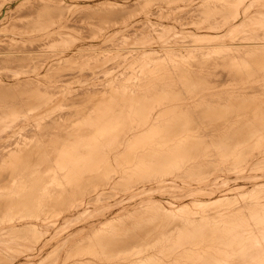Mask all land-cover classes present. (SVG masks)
<instances>
[{
	"label": "rangeland",
	"instance_id": "obj_1",
	"mask_svg": "<svg viewBox=\"0 0 264 264\" xmlns=\"http://www.w3.org/2000/svg\"><path fill=\"white\" fill-rule=\"evenodd\" d=\"M8 1V2H7ZM11 1H15V0H11ZM10 0H0V9L1 10H3V8L4 7H6V6H8V5H12L11 6V9H13L12 10V12H9V11H6V13L8 14V12L11 14L12 13V15H8L7 17H6V19L2 22V24H0V26H2V29L4 30L5 28L7 29V30H9L10 31V29H11V31H13V29L14 28H17L16 30L14 29V32L15 33H18V34H20L21 33V31L20 30H23L25 27L26 28H28L29 27V29H34V30H36V29H39V27H40V29H42L41 27L44 25V26H49V29H56L55 30V32L53 31L52 33H50L49 35H47V37H45L44 39L43 38H38V40L36 39V40H31V41H29V40H24V41H12V40H10L6 35H5V33L6 34H8L7 32H2V33H0L1 34V36H0V59L2 58L3 59V61H0V121L1 120H4V121H2L0 124H1V126H0V139L2 140H0V156L3 154H6V152H8V150H10L9 151V153H7L6 155H4V157H3V155L1 156V157H3L4 159H6V157L5 156H8L7 158H9V155L10 156H12L13 154L12 153H10V152H12L13 150L15 151V153H14V155H13V157L15 156V154L18 156V151H19V149L21 150V152L23 151L22 149H24L25 148V146H27L28 144H30V143H34V144H36L34 141H37L39 138H41L40 140H43V139H45V140H43V141H45L44 142V144H43V141H41L42 142V144H37V145H41V148H43L44 149V151H45V149H47V146H49L48 147V149L50 150V146L51 145H49L48 143H50V144H52V150H50V153H48L49 152V150L47 151V153L49 154V156H48V154L46 153H44L45 155H46V157H49V158H52V160L50 159L49 160V158H48V161L49 162H51L50 164H49V167H51V168H48V165H47V162L45 163L46 165H47V168L49 169H47L46 168V165H43V170L41 171V172H43L42 174H44L46 177L47 176H49L50 174H51V176L52 175H54V176H50V178L49 177H47L48 179H49V181H45V189H46V194H47V196L46 197H49L48 199L45 197L43 200H44V202L42 201V203H45L44 204V206H45V209H44V211H46V210H49V208H50V210L49 211H47L46 213H52L50 216H53L54 215V217H49V214H45V212L43 211H41L42 212V214H45V215H42L41 214V212L39 213V215H41V216H39V217H35V220L33 219L34 217H28V216H24V215H19L18 213H16L14 210H12V209H14L13 207H14V205L13 206H8L7 208H6V210L7 211H4V213H2V215L1 216H3L2 217V221L0 222V234L2 233V234H4V235H0V264H36V262H38V261H41L40 262V264H67V261L68 260H66L65 261V257L66 256H71L72 254V256H73V258H74V256H75V251H76V257L74 258V259H76V261L75 260H73V258H72V256H71V258H67V259H69V260H71L72 261V263L73 264H76L78 261H79V263L80 262H82V263H85V264H87V262H89V261H84V259H86V260H90V262L88 263V264H92L91 262V260L92 259H94L93 260V263H95V264H98V260L99 259H101V263H100V260H99V264H110L112 261H114V260H116L115 261V263L114 264H121V262H122V264H127L128 263V261H129V263L128 264H141V263H138V262H142V260H144L143 262L146 264V259L148 258V256H149V254H148V252H151V250H152V253H154L153 252V250L154 251H156L157 249L159 250H157L156 252H158V254H160V252L162 251V255H160V257H163L164 256V258H162V263L161 264H171V262H170V260L172 261L173 259H174V261H172V264H175L176 263V261H178L177 263L179 264L180 262L179 261H182V262H185V260H188V261H186L188 264H195V263H197V264H200V263H202V264H207V261H211V262H213L212 264H217V263H215V262H218V261H220V260H218L217 261V259H221V261L218 263V264H224V262H223V260L225 261V259H223L224 258V255H227L228 254V256L230 257H228L227 256V259H226V261H230L229 259H231V257H232V255H236L234 252H230L229 251V253L227 252V253H225V251H227V249H228V245H229V243H227L225 240H227V241H229L228 239L230 238V241L232 240V239H234V237L236 236H238L239 234H241V235H239L238 237H237V239H240V250H241V254H242V250L244 249V252H245V250H246V246H248L250 243L249 242H251V240H252V242L251 243H253V241L255 242L256 240V243H259V245L257 244V247L259 248L258 249V251L255 253V254H257L256 256H255V254L253 255V257L256 259V257L257 258H259L260 257V259L261 260H264V249H262V248H264V241L263 240H261V238L260 237H262V239L264 238V216L262 215V214H264V160L262 159V158H264V148L263 149H261L260 147L262 146V144H261V142H264V125H261V128L263 129H261V128H259L258 127V129L257 130H259V132L258 131H256V133L255 132H253V134L255 133L256 135H257V137L259 136V137H261L260 138V140H259V143L261 144V146H260V144H258V146H257V143H253L255 146H253L252 147V145L253 144H251V150L250 149H248L250 152L251 151H254V152H252V153H254L253 155L254 156H252V157H250L251 155H252V153H248V156H249V154H250V156L249 157H247V155L245 154L246 153V151H244V150H247V148L249 147L250 148V146H247V144L249 143V142H247L246 141V143H245V141H243V143H244V145H245V147H246V149L245 148H240L241 150V154L243 153V152H245L244 153V155H243V157L241 156V154L240 153H238L239 155H240V157H242V159L246 156V158L245 159H247V158H249V162L251 163V164H253L252 166H250L251 164H248L247 162H248V160H246L245 162L248 164V168L246 167V169H245V167H244V165L246 164H244L243 166H242V164L244 163V160H242L240 157H239V155L238 154H236L235 155V158H237V159H239L240 158V161L242 160L243 161V163H242V161L241 162H239V160H235V158H230L229 159V162H228V164H227V166H229V164H231L230 162H232L233 164H234V166H235V169H236V171H235V169H234V167H232V168H229V167H227V166H225L224 164H226L227 162H225V161H227V157H225L226 159H224L223 158V161L225 162L222 166H220L221 168L219 169V167H218V171H216L217 172V174L215 173V171H213L214 173H212V171L211 170H213V169H207L208 171H207V174H208V177H212V179L210 178V180L211 181H213L214 180V178H216L215 179V181H213V182H211L210 180H209V182H207L208 181V177H207V174H206V176H203V175H200V176H195L196 178H193L192 179V177L190 176V177H188L189 178V180H188V178L186 177V176H183V178L184 177H186L187 179L186 180H188V182H190L191 180L190 179H192L193 181V183L192 182H190V183H188L186 180H185V178H184V180L187 182H185L184 180L182 181V176H175V175H173L172 173V175L170 174V173H168V174H163L162 175V177L161 176H159V177H157L156 179H153V180H155V181H152V182H156L154 185H153V183L151 182V184H152V186H151V184H149L148 183V181L149 180H151L150 178H149V180L147 181L146 179V181H144V173H146L145 172V167H144V165H142V162H143V164L145 163L144 162V160L145 159H147L148 158V155H150V152H152L153 151V149L151 150V151H149V152H147L146 153V151H147V149L148 150H150L151 148H148L149 146H153L154 145V140H156L155 141V144H156V142H157V137L158 136H160V135H158L157 137H155V135H157V134H162V131H160V129L162 128V126H164V125H162V123H161V121H160V118L161 117H163V118H161V120H162V122L164 121V123H165V120L167 121L168 120V122H171V120L170 119H172V122L173 121H175L174 120V118H170L169 119V117H168V115H166L165 117L167 118H165L164 119V115L163 116H158V115H162V114H155L154 116H156V117H158V121H160V122H158V121H156V124L154 123V122H150L151 120L153 121V119L154 118H156V117H154V116H152L151 115V117L153 118V119H149V121L147 122H145V124L147 125H145V124H142V123H144V122H142L141 123V121H139V120H137L136 118H132V117H130L129 118V120L127 121V124L128 125H126L127 127H128V129H130L131 127H130V124H131V126H134V127H132L130 130H128L127 129V127L125 128V129H123L122 128V130H120L119 132L118 131H116V134L117 133H120L119 135L121 136H118V134H117V136L119 137H117L116 136V134H114L115 136V142H113L114 140L113 139H109V135H107L108 136V139H107V136L106 135H104V134H102V133H104L103 131V129H100V130H95V129H93V131L94 132H92V130H91V134L90 133H88L89 131H86L87 132V135L88 134H90V135H92L91 137H90V135H88V137H86L87 135L86 134H84V138H82L81 137V139L80 140H84V141H88L87 139H89L90 140V142H92V140L91 139H93V141H94V138H93V133H94V135L96 134V132H98L97 134V136H94L95 137V139H96V141L95 142H97L99 139L98 138H100L101 140V142H102V140L104 139V137H105V139H104V141H103V143L105 142H107V140L109 141V142H107L106 144H102L101 142V146L100 147H98V148H101V152H100V149L98 150V157L100 156V158L102 159V160H100L99 162L100 163H98L97 162V165L99 164L100 166H101V164H105V163H107V166L109 165V164H114L113 166H115V164H119L120 162L122 163H120L121 164V166H123V167H125V169L123 168V170H122V168L120 169V164H119V168H117L118 167V165H117V167L115 166V168H116V172H114L115 171V169L113 170V166H111V167H106L105 165V167L106 168H104V166L102 165L101 167H103L101 170L102 171H100V172H102V173H100L99 174V170L100 169H98L100 166L98 165V167L96 168L95 167V169H98V170H95V169H93L92 168V170H95V171H93V172H95L99 177H97V175H94L95 173H93L92 172V170H90V171H88L89 172V174L87 173V171H85V173L84 172H82L83 174L79 177V179H77L76 181H78V182H76V181H74V179L72 180L71 179V181H70V179L66 176V172L70 169V168H72V165L73 164H75V162L76 161H78V160H80L78 163L80 164V163H83L84 161H85V159L87 158V157H89V155H86V152H87V154H88V152H89V149H88V151H87V149L85 150L84 149V153H82L84 156L82 157V154H81V156H78V160L76 159L75 160V162H73L71 165L70 164H63L62 162L63 161H61V160H59L58 159V157H57V154H60L61 155V151H62V149L66 146V147H68V143H66L65 144V142H63V141H60V140H55V134L57 133V132H61V130H62V134H59L60 136V138H62L61 137V135L62 136H65V134L64 133H69V132H71L73 129L72 128H74L75 126H76V124L77 123H79V122H82V121H86V119L89 117V119H92L91 118V116L92 117H94V118H96L95 117V114L97 115V113L96 112H98V105H99V101L100 100H97L96 98V102L94 101H92V104H91V102L90 101H86L85 99H83L84 98V94H86V93H84L83 94V92L85 91V88L86 89H88L89 90V88H94L93 90H89V91H87V92H90L91 94L90 95H93V94H96L97 93V95H102L103 93H102V91H104V90H106V91H108L109 90V87L112 89V86H114V85H117V84H119L120 85V87L118 88L119 90H124L125 92L123 93L124 94V97H125V93H126V91L128 92H132V93H134L135 91H139V89L140 90H143L142 88H143V85L144 84H142L143 82L144 83H146L145 85L147 86V85H150V83H152L151 85H153V83H155V82H157L158 81V83L157 84H159L158 86H157V84H154L156 87H162L163 85H165L164 83H168V80H171V82L170 83H168V84H171L172 83V85H170V87H164L163 88V93L165 94V92H167V90L166 89H168V88H171L172 89V87H174L175 88V86H176V89L177 88H180L179 86H181V85H178V84H175L176 83V81H178L179 79H183L184 78V76L186 77V75L184 74L185 72H190V70L194 73H192V75H194L193 77L195 78V76H196V79H198L199 78V76H198V74L199 75H204V76H207V74H208V76H207V78H210V77H212V78H215L216 76V78H218V80L215 78V79H211L210 81H209V83H211V81L213 82L212 84H213V86L216 88V86H217V88L219 89V91L217 90L216 92H215V90L216 89H214V87L212 88V84H211V88L209 89V90H207L208 88L205 86H203V88H201L202 89V93H201V91L199 92V90H201L199 87L200 86H198V85H201V84H199V82H196V84H198L197 86H195L196 84H194V88L195 87H197V88H199L198 89V91L196 92V90H195V94H193V96L191 95V93H190V98H191V100H188V99H190V98H187V96H188V94H186V99L189 101V103H188V101H186V99L185 98H183L184 99V101H182V98L179 100V99H175L174 100V102L176 101H180V104H179V102H177L178 103V105H179V107H184V106H187V105H195L197 102H200V100L202 99L201 97L202 96H208V98L209 97H212L213 98V96L215 95V94H219L218 92H223V91H225V90H223V89H226L227 87H228V90L230 89L231 90V88L236 84V82H237V86L235 85V87H233L232 89H234V91H235V89H236V91H238V88L240 87L241 89H239L240 90V93H242L241 91L243 90V93H245V94H252V88H254V87H258V88H255V91H256V89L258 90H260V88L262 87L263 88V84H264V82H263V76H262V83H260V82H258V81H255V83L256 84H254V81H252L251 79H253L252 77H254V76H252L253 75V73H254V69L258 72V70H257V67L258 66H256L254 63H255V59L256 60H261L260 59V55H261V58H262V60L264 59L263 57H264V4H263V1L262 0H259V1H257V0H244V2H242L243 0H221V1H219V0H201L202 2L201 3H199L198 5H197V3H196V5H191L190 6V2H188L187 0H148V1H146V3L145 2H143V1H141L140 2V0L138 1V0H116V2L115 3H105L104 2V0H95L96 2L94 3L95 4V6L93 5V3H80V4H74L73 2H74V0H62V2L60 1V0H31L30 2H28V4L27 5H25V6H23V7H15V5H14V2H11ZM54 1V2H53ZM82 1V0H81ZM103 1V2H102ZM123 1H126V2H121ZM149 1H151V2H149ZM166 3H164V2ZM178 1H180V2H178ZM208 1H210V2H208ZM219 1V2H218ZM225 1H227V2H225ZM239 1V2H238ZM240 1L242 2L241 4H240ZM257 1V2H256ZM6 2V3H5ZM46 2V3H45ZM72 2V3H71ZM119 2V3H118ZM136 2H138V3H136ZM149 2V6L147 5V3ZM171 2V3H170ZM178 3V4H176V3ZM204 2H206L205 4H204ZM211 2H213V3H211ZM225 2V3H224ZM231 2H233L234 4H231ZM262 2V3H261ZM11 3H13V4H11ZM34 3V4H33ZM50 3V4H49ZM57 3H60V4H57ZM97 3V4H96ZM139 3H141V5L143 6V8L141 7V5L139 4ZM145 3V4H144ZM151 3V4H150ZM170 3V4H169ZM181 3V4H180ZM252 3V4H251ZM255 3V4H254ZM258 3V4H257ZM48 4V5H47ZM62 4V5H61ZM64 4V5H63ZM65 4H67V5H65ZM70 4V5H69ZM87 4V5H86ZM92 4V5H91ZM100 4V5H99ZM111 4V5H110ZM128 4H130V5H128ZM133 4V5H132ZM165 4V5H164ZM170 6H169V5ZM203 4V5H202ZM209 6H208V5ZM212 4V5H211ZM214 4V5H213ZM226 4H227V6H226ZM240 4V5H239ZM243 4V5H242ZM245 4V5H244ZM250 4V5H249ZM263 4V5H262ZM43 5H45V6H43ZM50 5V6H49ZM54 5V6H53ZM79 5V6H78ZM84 5V6H83ZM106 5V6H105ZM109 5V6H108ZM113 5V6H112ZM126 5V6H125ZM135 5V6H134ZM139 5H140V7H139ZM144 5H146V6H144ZM156 5V6H155ZM161 5H163V6H161ZM175 5V6H174ZM189 5V6H188ZM199 5H200V7H199ZM211 5V6H210ZM219 5V6H218ZM28 6V7H27ZM52 6V7H51ZM59 6V7H58ZM108 6V7H107ZM138 6V7H137ZM152 6V7H151ZM154 6V7H153ZM159 8H158V7ZM174 6V7H173ZM194 6V7H193ZM239 6H242V7H239ZM38 7V8H37ZM40 7V8H39ZM46 7V8H45ZM62 7V8H61ZM69 7V8H68ZM89 7V8H88ZM92 7V8H91ZM94 7V8H93ZM135 7V8H134ZM137 7V8H136ZM168 7V8H167ZM171 7V8H170ZM176 7V8H175ZM185 7V8H184ZM191 7H192V9H191ZM198 7V8H197ZM222 7H223V9H222ZM225 7H227V8H225ZM234 8V10H233V8ZM236 7V8H235ZM16 8H17V10H16ZM23 8V9H22ZM62 10H61V9ZM74 8V9H73ZM118 8V9H117ZM143 9V11H142V9ZM146 8V9H145ZM148 8H149V10H148ZM165 8V9H164ZM178 8V9H177ZM180 8H181V10H180ZM187 8V9H186ZM189 8V9H188ZM197 8V9H196ZM210 8V9H209ZM215 8V9H214ZM220 8V9H219ZM230 10H229V9ZM239 8V9H238ZM36 9V10H35ZM65 9V10H64ZM97 10L98 11V13L95 11V10ZM104 9V11H102ZM114 10V12H112L111 10ZM137 9V10H136ZM139 9H141V11L139 10ZM159 9V10H158ZM164 9V10H163ZM172 9V10H171ZM184 9V10H183ZM199 9V10H198ZM202 9V10H201ZM205 9L207 10V11H205ZM218 9V10H217ZM232 9V10H231ZM19 10V11H18ZM44 10H45V13H43L44 12ZM56 10H58V11H56ZM67 10V11H66ZM69 10H70V12H69ZM89 10V11H88ZM120 10V11H119ZM136 12H135V11ZM166 10V11H165ZM190 10V11H189ZM198 10V11H197ZM208 10H210V11H208ZM238 12H236V11ZM22 11V12H21ZM30 11V12H29ZM35 11V12H34ZM49 11V12H48ZM52 11V12H51ZM92 11V12H91ZM116 11V12H115ZM124 11V12H123ZM139 11V12H138ZM157 11V12H156ZM172 11V12H171ZM176 11V12H175ZM182 11V12H181ZM187 11H188V13H187ZM204 13H203V12ZM213 11V12H212ZM220 11V12H219ZM228 11V12H227ZM232 11L234 12V13H232ZM241 11V12H240ZM257 11V12H256ZM261 11V13H259ZM14 12V13H13ZM29 12V13H28ZM42 12V14H41V16L39 17L38 15H40V13ZM96 12V13H95ZM108 12H109V14H108ZM120 12V13H119ZM159 12V13H158ZM164 12V13H163ZM165 12H167V13H169L168 15H167V13H165ZM174 12V13H173ZM186 12V13H185ZM192 12V13H191ZM197 12H198V14H197ZM201 12L205 15V17H204V15L203 14H201ZM215 12H216V15H214L215 14ZM217 12L219 13V14H217ZM236 12V13H235ZM256 12V13H255ZM24 13V14H23ZM52 13V14H51ZM63 15H62V14ZM73 13V14H72ZM83 13V14H82ZM85 13V14H84ZM135 14V13H140L139 14V16H138V14H135L136 16H134V15H131V14ZM142 13V14H141ZM146 13V14H145ZM153 13V14H152ZM163 13V14H162ZM199 13H200V15H199ZM209 14V16H208V14ZM241 13V14H240ZM248 13V14H247ZM259 14V15H257L256 16V14ZM17 14V15H16ZM25 14H26V16H25ZM29 14V15H28ZM45 14H46V16H45ZM48 14V15H47ZM58 14V15H57ZM89 14H90V16H89ZM95 14H97V15H95ZM106 14V15H105ZM115 14H117V16L115 15ZM128 14V15H127ZM178 14V15H177ZM212 14V15H211ZM227 14V15H226ZM229 14V15H228ZM234 14V15H233ZM236 14V15H235ZM243 14H245V15H243ZM20 15H22L21 17H20ZM30 15H33V17L32 16H30ZM88 15V16H87ZM110 17H109V16ZM141 15H143V17L141 16ZM146 16V18H145V16ZM150 15V16H149ZM174 15V16H173ZM177 15V16H176ZM199 15V16H198ZM218 15V16H217ZM231 15V16H230ZM247 15V16H246ZM38 16V17H37ZM46 17V18H44V17ZM64 16H65V18H64ZM82 16V17H81ZM98 16V17H97ZM100 16V17H99ZM101 16H103V17H101ZM107 16V17H106ZM120 16V17H119ZM130 16V17H129ZM133 16V17H132ZM138 16V17H137ZM155 16V17H154ZM159 16V17H158ZM162 16V17H161ZM167 16V17H166ZM169 16H171V17H169ZM173 16V17H172ZM206 16H208V17H206ZM212 16H214V17H212ZM244 16H246L245 18H244ZM12 17V18H11ZM15 17V18H14ZM19 17V18H18ZM27 17V18H26ZM88 17V18H87ZM122 17V18H121ZM216 17H221L220 19L218 18H216ZM223 17V18H222ZM225 17V18H224ZM232 17V18H231ZM233 17H235V18H233ZM237 17V18H236ZM238 17H239V19H238ZM29 18V19H28ZM34 18V19H33ZM52 18H54V19H52ZM76 18V19H75ZM89 18H91V19H89ZM108 18V19H107ZM113 18H114V20H113ZM133 18H134V21H132L133 20ZM137 18V19H136ZM147 18H148V20H147ZM150 18V19H149ZM173 18V19H172ZM195 18H197L196 20H194ZM209 18V19H208ZM230 18V19H229ZM70 19V20H69ZM93 19H94V21H93ZM129 19V20H128ZM130 19H132L131 21V23H129L130 22ZM178 19V20H177ZM218 20V22H217V20ZM228 19H229V21H228ZM232 19H234L233 21H231ZM237 19H238V21H237ZM30 20V21H29ZM48 20V21H47ZM55 20V21H54ZM83 22H82V21ZM86 20V21H85ZM88 20V21H87ZM104 20V21H103ZM114 22H113V21ZM126 20H128V21H126ZM138 22V23H136V21ZM196 22H194V21ZM213 20V21H212ZM223 20V21H222ZM224 20H227V21H224ZM240 20H242L241 22H240ZM245 20V21H244ZM67 21V22H66ZM71 21V22H70ZM77 21V22H76ZM82 23H81V22ZM90 21V22H89ZM99 22V24H98V22ZM106 21H107V23H106ZM144 21V22H143ZM152 21V22H151ZM174 21H175V23H174ZM198 21V22H197ZM216 21V22H215ZM239 22V23H237V22ZM13 22H14V24H13ZM19 22V23H18ZM22 22V23H21ZM24 22V23H23ZM33 22V23H32ZM51 22V23H50ZM69 22V23H68ZM101 22V23H100ZM103 22V23H102ZM109 22V23H108ZM110 22H111V24H110ZM127 22H128V26H126V27H124V25L125 24H127ZM133 22H135L134 24H133ZM141 22V23H140ZM172 22V23H171ZM187 22H188V24H187ZM199 22H201L200 24H199ZM202 22H205L204 24L202 23ZM210 22V23H209ZM221 22V23H220ZM222 22L224 23V25L222 24ZM225 22H227L226 24H225ZM229 22H232V24L230 23L229 24ZM245 22H247V23H244ZM29 23V24H28ZM66 23V24H65ZM123 23V24H122ZM143 23V24H142ZM145 23H146V25H145ZM190 23H191V25H190ZM193 23V24H192ZM207 23V24H206ZM236 23V24H235ZM242 23V24H241ZM10 24V25H9ZM21 24V25H20ZM26 24V25H25ZM43 24V25H42ZM70 24V25H69ZM75 24V25H74ZM95 24H97V25H95ZM105 24H107V25H105ZM109 24V25H108ZM148 24V25H147ZM152 24V25H151ZM153 24H155V25H157V26H153ZM196 24V25H195ZM214 24V25H213ZM218 24L219 25H221V27L219 26L218 27ZM238 24V25H237ZM6 25V26H5ZM14 25V26H13ZM81 25V26H80ZM83 25V26H82ZM131 25V26H130ZM137 25V26H136ZM145 25V26H144ZM190 25V26H189ZM199 25V26H198ZM209 25V26H208ZM227 25V27L228 26H230L231 27V29H230V27L229 28H224V26H226ZM234 25V26H233ZM244 25V26H243ZM5 26V27H4ZM9 26V27H8ZM21 26V27H20ZM22 26H24V27H22ZM56 26H58V27H56ZM87 26H88V28H87ZM96 26V27H95ZM110 26H111V28H110ZM122 26H123V28H122ZM191 26H193V27H191ZM31 27V28H30ZM76 27V28H75ZM120 27L122 28V29H120ZM157 27H159L158 29H157ZM162 27V28H161ZM199 27V28H198ZM206 27H208V28H206ZM211 27H214L215 28V30H214V28H211ZM216 27H217V30H216ZM1 28V27H0ZM21 28V29H20ZM23 28V29H22ZM25 28V29H26ZM36 28V29H35ZM69 28V29H68ZM99 28V29H98ZM147 28V29H146ZM164 28V29H163ZM165 28H166V30H165ZM175 28V29H174ZM186 28V29H185ZM202 28V29H201ZM205 28V29H204ZM220 28H222L221 29V31H220ZM24 29V30H25ZM27 30V33H26V31H25V33H24V30L22 31V33H24L25 35H30V34H32V32H33V30L31 29V31L30 30ZM51 29V30H52ZM104 30V31H101V30ZM107 29V30H106ZM116 29V30H115ZM119 29V30H118ZM144 31H143V30ZM149 29V30H148ZM152 29V30H151ZM162 29L164 30V31H162ZM223 29H225V31L223 30ZM76 30V31H75ZM98 30V31H97ZM121 30V31H120ZM157 30V31H156ZM159 30V31H158ZM172 30H174V31H172ZM185 30V31H184ZM203 30V31H202ZM212 30H214V32L212 31ZM67 31V32H66ZM68 31L70 32V33H68ZM73 31V32H72ZM79 32V34H78V32ZM97 31V32H96ZM111 31H114V33L113 32H111ZM119 31V32H118ZM131 31V32H130ZM207 31V32H206ZM216 31H220V35H219V33L217 34L216 33ZM71 32H72V34L73 33H75V36L74 35H72L71 34ZM82 32V34H80ZM85 32V33H84ZM87 32H88V34H87ZM107 32V33H106ZM136 32V33H135ZM167 32H168V34H167ZM194 34H193V33ZM210 32H212V33H210ZM223 32V33H222ZM224 32H226V33H224ZM246 32V33H245ZM55 33V34H54ZM68 33V34H67ZM92 33V35H90V34ZM101 33V34H100ZM106 33V34H105ZM111 33V34H110ZM128 35H127V34ZM141 33V34H140ZM147 33V34H146ZM174 33H177V34H174ZM206 33H208V34H206ZM214 33V34H213ZM222 33V34H221ZM229 33V34H228ZM247 33H249V34H247ZM53 34V35H52ZM60 34V35H59ZM62 34V35H61ZM71 34V35H70ZM84 34V35H83ZM98 34V35H97ZM156 34V35H155ZM158 34V35H157ZM211 34V35H210ZM235 34V35H234ZM246 34V35H245ZM88 35V36H87ZM90 35V36H89ZM96 35V36H95ZM108 35H109V37H108ZM115 35H117L116 37H115ZM152 35H153V37H152ZM177 37H176V36ZM191 35V36H190ZM197 35V36H196ZM217 35V36H216ZM231 35V36H230ZM252 35V36H251ZM70 36V37H69ZM71 36H73L72 38H71ZM137 38H136V37ZM141 36V37H140ZM143 36H146V37H143ZM164 36V37H163ZM181 36V37H180ZM211 36H213V37H211ZM228 36H229V38H228ZM246 36V37H245ZM263 36V37H262ZM51 37V38H50ZM65 37V38H64ZM78 37H80V38H78ZM83 37V38H82ZM112 37V38H111ZM128 37V38H127ZM133 37V38H132ZM152 37V38H151ZM161 37V38H160ZM186 37H187V39H186ZM227 37V38H226ZM255 37V38H254ZM257 37V38H256ZM57 38V39H56ZM67 38V39H66ZM69 38H71V40H73V41H71ZM77 38V39H76ZM82 38V39H81ZM88 38H91V39H88ZM103 38V39H102ZM123 38V39H122ZM140 38V39H139ZM223 38V39H222ZM254 38V39H253ZM262 38V39H261ZM43 39V40H42ZM47 39V40H46ZM52 39V40H51ZM94 39V40H93ZM136 39V40H135ZM147 39V40H146ZM154 39V40H153ZM162 39H163V41H162ZM248 39V40H247ZM40 40V41H39ZM51 40V41H50ZM69 40V41H68ZM76 40L78 41V42H76ZM83 42H82V41ZM90 40V41H89ZM151 40V41H150ZM153 40V41H152ZM178 40V41H177ZM191 40H192V42H191ZM221 40V41H220ZM250 40H253V41H250ZM28 41V42H27ZM54 41H56V43L54 42ZM60 41V42H59ZM63 41V42H62ZM131 41V42H130ZM158 41H160V42H158ZM224 41V42H223ZM245 41V42H244ZM257 41V42H256ZM5 42V43H4ZM9 42V43H8ZM21 43V44H19V43ZM24 42V43H23ZM30 42V43H29ZM35 42V43H34ZM40 42V43H39ZM88 42V43H87ZM139 42V43H138ZM189 42V43H188ZM242 42V43H241ZM261 42V43H260ZM4 43V44H3ZM46 43V44H45ZM50 43V44H49ZM60 43V44H59ZM124 45H123V44ZM126 43V44H125ZM168 43V44H167ZM170 43V44H169ZM175 43V44H174ZM220 43V44H219ZM230 43V44H229ZM237 43V44H236ZM254 43V44H253ZM256 43V44H255ZM8 44V45H7ZM28 45V47L26 46V45ZM36 44V45H35ZM42 44H43V46H42ZM48 44L50 45V46H48ZM54 44V45H53ZM77 44V45H76ZM82 44V45H81ZM90 44V45H89ZM100 44V45H99ZM109 44V45H108ZM115 44V45H114ZM135 44V45H134ZM153 44V45H152ZM11 45V46H10ZM20 45V46H19ZM30 45V46H29ZM40 45V46H39ZM47 45V46H46ZM51 45H52V47H51ZM78 45H79V48H78V50L76 49V47H78ZM81 45V46H80ZM95 45V46H94ZM114 45V46H113ZM132 45H134V46H132ZM167 45V46H166ZM190 45V46H189ZM198 45V46H197ZM233 45V46H232ZM255 45V46H254ZM60 46V47H59ZM63 46V47H62ZM75 46V47H74ZM97 46V47H96ZM115 46H117V48H115ZM136 46V47H135ZM150 46V47H149ZM159 46H161V47H159ZM193 46H195V47H193ZM201 46H204V48L203 47H201ZM210 46V47H209ZM219 46V47H218ZM223 46V47H222ZM251 46V47H250ZM20 47V48H19ZM22 47V48H21ZM35 47V48H34ZM41 47H43V48H41ZM70 47V48H69ZM93 49V51H92V49ZM104 47V48H103ZM166 49H165V48ZM215 47H217L216 48V50H215ZM233 47V48H232ZM239 48V49H237V48ZM7 48H9V49H7ZM112 48V49H111ZM120 48V50L123 52H121L120 50L119 51H116V49L118 50ZM122 48V49H121ZM168 48H170V49H168ZM173 48V49H172ZM193 48V49H192ZM196 50H195V49ZM223 48H224V52H223ZM255 50H254V49ZM44 49V50H43ZM74 49V50H73ZM86 49V50H85ZM124 49V50H123ZM127 49H129V50H127ZM183 49V50H182ZM186 49V50H185ZM199 49V50H198ZM207 49V50H206ZM210 49H211V51H210ZM213 49V50H212ZM222 49V50H221ZM226 49V50H225ZM230 49V50H229ZM236 49V51H234ZM243 49V50H242ZM248 49H250V51L248 50ZM254 51H253V50ZM257 49V50H256ZM18 50V51H17ZM21 50V51H20ZM25 50H27V51H25ZM49 50H51L50 52H49ZM65 50H67V51H65ZM91 50V51H90ZM96 52H95V51ZM113 50V51H112ZM156 50V51H155ZM172 50V51H171ZM177 50H179V51H177ZM188 50V51H187ZM233 50V51H232ZM262 50V51H261ZM47 51V52H46ZM62 51V52H61ZM85 51V55L83 54V52ZM98 51H99V53H98ZM108 51V52H107ZM114 52V53H112V52ZM183 51V52H182ZM186 51V52H185ZM190 51V52H189ZM205 53H204V52ZM219 51V52H218ZM257 51V52H256ZM259 51V52H258ZM30 52H32L33 53V55H32V53H30ZM37 52H39V54L40 55H38V53ZM41 52V53H40ZM42 52H43V54H42ZM64 52V53H63ZM74 52V53H73ZM77 52L79 53V55H77ZM90 52V53H89ZM103 52H104V54H103ZM107 52V54H105ZM117 52H119V53H117ZM126 52V53H125ZM132 54H131V53ZM134 52L135 53H137L136 55L134 54ZM139 52V53H138ZM178 52V53H177ZM179 52H181V54H179ZM208 52V53H207ZM210 52V53H209ZM218 52V53H217ZM221 52H223L224 54H225V56L221 53ZM236 52V53H235ZM242 52H244L243 54H242ZM261 52V53H260ZM10 53V54H9ZM12 53L14 54V55H12ZM18 53H20V55L18 54ZM21 53H25V54H27V53H29V54H27V60H30V62H28L27 60H26V62H25V60L24 61H22V60H20L19 61V57L21 56ZM34 53H36V55H38V56H34ZM49 53H51V54H49ZM63 53V54H62ZM80 53H82V55L80 54ZM96 53V54H95ZM112 55H111V54ZM154 53V54H153ZM164 53H166L165 55H164ZM173 53V55H171ZM174 53H175V55H174ZM184 53V54H183ZM188 54V56H187V54ZM204 53V54H203ZM207 53V54H206ZM212 53V54H211ZM215 53H216V55H215ZM230 53V54H229ZM241 53V54H240ZM254 55H253V54ZM7 54V55H6ZM46 54V55H45ZM68 54V55H67ZM69 54H71V55H69ZM73 54H75V55H73ZM92 55V56H90V55ZM109 54H110V57H109ZM120 54H123L122 56L120 55ZM129 54V55H128ZM142 54V55H141ZM147 54H149V55H147ZM153 54V55H152ZM162 56H161V55ZM186 54V55H185ZM195 54V55H194ZM209 54V55H208ZM229 55V56H227V55ZM239 54H240V56H241V58H243V59H239ZM19 55V56H18ZM29 55H31V56H29ZM41 55H44V56H41ZM62 55V56H61ZM89 57H88V56ZM107 55V56H106ZM114 55V56H113ZM126 55V56H125ZM129 57H128V56ZM131 55V56H130ZM135 55V56H134ZM156 55V56H155ZM180 55V56H179ZM205 55H207V56H205ZM211 55V56H210ZM219 55V56H218ZM235 55L236 57H233V56ZM238 55V56H237ZM247 55V56H246ZM250 55V56H249ZM6 56H8V57H6ZM15 56V57H14ZM55 56V57H54ZM61 56V57H60ZM65 58H64V57ZM74 56V57H73ZM79 56H83L82 57V59H81V57H79ZM86 57V59H85V57ZM102 56H104L103 58H102ZM106 56V57H105ZM112 56V57H111ZM118 58H117V57ZM119 56H120V61H118L119 60ZM127 57V58H125V57ZM134 56V57H133ZM143 56V57H142ZM153 56V57H152ZM166 56V57H165ZM168 56H170V57H168ZM174 56V57H173ZM197 58H196V57ZM199 56V57H198ZM204 58H203V57ZM217 58H216V57ZM220 56H223V58L222 57H220ZM254 56V57H253ZM3 57H5V58H3ZM11 57V58H10ZM17 58V59H15V61H14V58ZM30 57V58H29ZM41 57V58H40ZM52 57H53V59H52ZM63 57V58H62ZM68 59H67V58ZM70 57V58H69ZM96 59H98L99 61H100V59H103V60H101L100 61V64H99V62L97 61V60H95V58ZM114 57V60L113 59H110V58H113ZM118 59H116V58ZM132 57H133V59H132ZM145 57H147L145 60L143 59V58H145ZM150 57V58H149ZM163 57V58H162ZM164 57H165V59H164ZM177 57H178V59L179 58H181V59H177ZM184 57V58H183ZM194 57V58H193ZM229 57V58H228ZM233 57V58H232ZM248 57V58H247ZM32 58V59H31ZM51 58V59H50ZM71 58H73V59H71ZM91 58V59H90ZM100 58V59H99ZM107 58V59H106ZM108 58H109V60H108ZM131 60H130V59ZM139 58H140V60H139ZM193 59V61H192V59ZM204 60H203V59ZM208 60H207V59ZM210 58V59H209ZM226 60H228V59H230V60H228V61H226ZM237 58V59H236ZM1 59V60H2ZM9 59V60H8ZM13 59V60H12ZM34 59V60H33ZM37 59V60H36ZM74 59L77 61H75V62H71V61H74ZM106 59V60H105ZM123 59V60H122ZM142 59V60H141ZM159 59V60H158ZM166 59H167V61H166ZM174 59V60H173ZM177 59V60H176ZM189 61H188V60ZM191 59V60H190ZM195 59V60H194ZM200 59V60H199ZM205 59H206V61H205ZM219 59V60H218ZM223 59V60H222ZM233 59V60H232ZM236 59V60H235ZM239 59V60H238ZM33 60V61H32ZM44 60V62H42ZM59 60V61H58ZM69 60V61H68ZM90 60V61H89ZM91 60H92V63H90L91 62ZM128 62H127V61ZM137 60V61H136ZM169 60V61H168ZM176 63H174L173 61ZM184 60V61H183ZM221 60V61H220ZM243 60V63L246 61H249V64L251 65V66H249L246 62H245V64L244 65H248V73H247V71H246V69H247V67H246V69H245V71H244V69H243V71H244V73H243V71H242V69H241V67H242V63H241V65H240V61H242ZM17 61V62H16ZM35 61V62H34ZM47 61V62H46ZM50 61V62H49ZM84 61V62H83ZM102 61H103V65L101 64L102 63ZM107 61L109 62V63H107ZM112 61V62H111ZM133 61V62H132ZM139 64H137L136 62ZM139 61H141L140 63H139ZM160 63H159V62ZM170 61L171 62H173L172 64L170 63ZM212 61V62H211ZM218 61V62H217ZM222 61H226V62H222ZM2 62V63H1ZM24 62V63H23ZM59 62V63H58ZM78 62H80V63H78ZM111 62V63H110ZM130 62V64L132 65H130L129 64V67H127L128 65H127V63H129ZM177 62L179 63V65L177 64ZM194 63V62H197V63H194V64H191V65H193V67L192 66H190V63ZM207 62H209V63H207ZM217 62V63H216ZM222 62V63H221ZM228 62H229V64H228ZM230 62H232V63H230ZM252 62H253V64H252ZM9 63V64H8ZM20 63H21V65H20ZM37 63V64H36ZM50 63H51V65H50ZM69 63V64H68ZM73 63V64H72ZM76 63V64H75ZM82 63H83V65H82ZM84 63H86V64H84ZM106 63V64H105ZM119 63V64H118ZM155 63H156V65H155ZM164 63V64H163ZM182 63V64H181ZM207 63V64H206ZM216 63V64H215ZM4 64V65H3ZM42 65V67H41V65ZM64 64V65H63ZM68 64V65H67ZM76 66H75V65ZM79 64V65H78ZM81 64V65H80ZM92 64V65H91ZM99 66H98V65ZM142 64V65H141ZM165 64H168V65H165ZM174 64V65H173ZM180 64H181V66H180ZM201 64H202V66H204L203 68L204 69H202V66H201ZM220 66V65H222V67H219L218 65ZM232 66H231V65ZM239 64V65H238ZM5 65H6V67H5ZM23 65V66H22ZM27 66V68H26V66ZM48 65V66H47ZM52 65H54L53 67H51ZM88 65V66H87ZM95 65V66H94ZM102 65V66H101ZM110 65V66H109ZM122 65V66H121ZM165 65V66H164ZM183 65V66H182ZM195 65H196V67H195ZM243 65V66H244ZM34 66V67H33ZM65 66V67H64ZM69 66V67H68ZM85 66H87V67H85ZM97 66V67H96ZM115 66V67H114ZM119 66V67H118ZM121 66V67H120ZM130 66H131V68H130ZM145 66V67H144ZM154 66V67H153ZM163 66V67H162ZM173 66V67H172ZM175 66V67H174ZM178 68H177V67ZM182 68V70L180 69V67ZM188 66V67H187ZM210 66V67H209ZM216 66V67H215ZM237 68V70H239V69H241L240 71H236L237 72V75L235 74V72H233V71H235L236 69H235V67ZM241 66V67H240ZM44 67V68H43ZM47 67H49V68H47ZM107 67H109L108 69H107ZM137 69H136V68ZM140 67V68H139ZM142 67V68H141ZM152 67V68H151ZM156 67V68H155ZM159 67H161V68H159ZM208 68L209 69V73H207V71H208V69L206 70V68ZM212 67H214V69L212 68ZM225 67H226V69H225ZM231 67H232V69H231ZM240 67V68H239ZM1 68H2V70H1ZM12 68V69H11ZM18 68V69H17ZM25 68L27 69L26 71H25ZM29 68V69H28ZM52 70H51V69ZM62 68V69H61ZM70 68V69H69ZM98 68H100L99 70H98ZM103 68V69H102ZM161 69V70H159V69ZM170 68V69H169ZM172 68H174L173 70H171ZM177 68V71L178 72H176V74H174V77L172 76V75H169V73L171 74V71H176L175 69ZM210 68H212L214 71L216 70V69H218L219 70V72H218V70H217V72L219 73L218 75L217 74H215L216 73V71H215V73H214V71H212L216 76H210V75H212V74H210L211 73V71L210 70H212V69H210ZM221 68H223V69H225V71L227 70V72L229 71V68H230V71L231 72H228L229 73V75L230 74H233V75H231V76H229L228 75V73L225 75V73L226 72H224V71H220V70H222ZM243 68V67H242ZM254 68V69H253ZM6 69V70H5ZM16 69H17V71H16ZM22 69H24V72H23V70ZM46 69V70H45ZM47 69H48V71H47ZM50 69V70H49ZM81 69V70H80ZM85 69V70H84ZM95 69H97V71L95 70ZM105 69V70H104ZM109 69H110V71H109ZM127 69V70H126ZM135 69V70H134ZM149 69H151L150 70V72H147V71H149ZM153 69H155V70H153ZM157 69V70H156ZM163 69L165 70V71H163ZM166 69H168V72H167V70ZM181 70L183 73L182 74H184V76L183 77H181V71H179V70ZM197 69V70H196ZM200 69H202L200 72L202 73V72H204V70L206 71L205 73H206V75H205V73H202V74H200V73H198V71L200 70ZM11 70V71H10ZM28 70H29V72H28ZM61 70V71H60ZM64 70V71H63ZM68 71V74H67V71ZM74 72H72V71ZM132 70V71H131ZM145 70V71H144ZM187 70V71H186ZM189 70V71H188ZM4 71V72H3ZM6 71H8V72H6ZM46 71V72H45ZM51 71H53V72H51ZM76 71V72H75ZM91 71H92V73H91ZM100 71L102 72V73H100ZM136 71H139V72H136ZM142 71H143V74H142ZM152 71V72H151ZM153 71H157L156 73L155 72H153ZM196 71H197V73H196ZM256 71H255V73H256ZM15 72H16V75H15ZM58 72V73H57ZM64 74H63V73ZM66 72V73H65ZM81 72H82V74L83 75H81ZM86 72V73H85ZM89 72V73H88ZM95 72V73H94ZM97 72V73H96ZM99 72V73H98ZM125 72V73H124ZM129 72V73H128ZM136 72V73H135ZM162 72V73H161ZM164 72H167L168 73V76H169V78H168V76H167V73H165V74H163ZM174 72H172V73H174ZM221 72H224V74L223 73H221ZM239 72V73H238ZM250 72H251V76L249 77V81H247L248 83H250L251 81L253 82V84H249L250 86H252V87H250L249 85H248V87H250L251 88V90H249V88H247V87H245V85H244V87H243V84H246L245 82H242V80H240V82L241 83H243V84H240V82L239 81H236V78L238 79V77H239V74L240 73H243V75H245V73H247V74H250ZM25 73V74H24ZM27 73V74H26ZM46 73V74H45ZM56 73V74H55ZM85 73V74H84ZM145 73V74H144ZM149 73V74H148ZM155 74V75H153V74ZM195 73L197 74V75H195ZM220 73L222 74V75H220ZM259 73V72H258ZM22 74V75H21ZM43 74V75H42ZM71 74V75H70ZM74 76H73V75ZM91 74V75H90ZM101 74V75H100ZM113 74V75H112ZM129 76H128V75ZM162 74H163V76H162ZM187 74V73H186ZM189 74V73H188ZM191 74V73H190ZM189 74V75H190ZM12 75H13V77L14 78H12ZM29 75V76H28ZM47 75V76H46ZM51 75V76H50ZM61 75H62V77H61ZM64 75V76H63ZM86 75H87V77H86ZM92 75H94V76H92ZM99 75V76H98ZM107 75H109V77L107 76ZM135 75H137V76H135ZM144 75V76H143ZM152 75H153V77H152ZM161 75V76H160ZM166 75V79H167V81H165L166 79H165V76ZM179 75V77H177ZM188 75V76H189ZM192 75H190V77H192ZM224 75V76H223ZM237 76L236 78H235V76ZM241 75V74H240ZM257 75H258V77L260 76V74H257L256 73V77L254 78V79H256L257 78ZM262 75V74H261ZM264 75V74H263ZM18 76V77H17ZM24 76V77H23ZM31 76V77H30ZM33 76V77H32ZM36 76V77H35ZM53 76V77H52ZM57 76V77H56ZM61 78H59V77ZM102 76V77H101ZM132 76H134V77H132ZM139 76V77H138ZM145 76H146V78L149 80V84H148V80H146L145 79ZM157 76L159 77V78H157ZM173 77L174 79V81L172 80V78L171 77ZM187 76V77H188ZM210 76V77H209ZM220 76V77H219ZM229 76V77H228ZM242 76V75H241ZM11 77V78H10ZM15 77H17V78H15ZM23 77V78H22ZM36 79H35V78ZM44 77V78H43ZM48 77V78H47ZM73 77H75V78H73ZM78 77V78H77ZM81 77H83V78H81ZM86 77V78H85ZM93 79H92V78ZM98 77V78H97ZM99 77H101V78H99ZM117 77V78H116ZM130 77V78H129ZM137 77H138V79H137ZM142 77V78H141ZM152 77V78H151ZM157 78V80H156V78ZM161 77H163V78H161ZM176 77V78H175ZM192 77V78H193ZM198 77V78H197ZM201 77V76H200ZM19 78V79H18ZM33 78V79H32ZM39 78V79H38ZM42 78V79H41ZM54 78V79H53ZM89 80H88V79ZM109 78V79H108ZM115 78V79H114ZM120 78V79H119ZM152 79L153 81L151 82V80L150 79ZM153 78H155V79H153ZM160 78H161V80H162V82H163V85H161V80H160ZM202 78H203V76H202ZM219 78H221V79H223V80H221V79H219ZM9 79H10V81H9ZM11 79H12V81H11ZM15 79V80H14ZM22 79V80H21ZM25 79V80H24ZM26 79H27V83H29V84H26ZM29 79V80H28ZM63 79V80H62ZM66 79H67V81H66ZM70 79V80H69ZM73 79V80H72ZM82 79V80H81ZM98 79V80H97ZM101 79H102V81H101ZM112 79V80H111ZM133 79V80H132ZM140 79V80H139ZM143 79H145L146 80V82H145V80H143ZM159 79V80H158ZM165 79V80H164ZM176 79H178V80H176ZM200 79V78H199ZM231 79V80H230ZM253 79V80H254ZM21 80V81H20ZM31 80V81H30ZM35 80V81H34ZM44 80H45V82H44ZM47 80V81H46ZM59 81V83H58V81ZM105 80H107L106 82H105ZM156 80V81H155ZM180 80V81H181ZM217 81V82H219L218 84L215 82V84H217L216 86L214 85V81ZM227 80V81H226ZM235 80V81H234ZM251 80V81H250ZM18 81V82H17ZM23 81H25L24 83H22ZM56 81V82H55ZM70 81V82H69ZM73 81V82H72ZM98 81V82H97ZM119 81H121L122 83H120ZM140 81H141V83H140ZM160 81V82H159ZM180 81H178V83L180 82ZM222 82V84H220L221 82ZM232 83H231V82ZM11 82V83H10ZM36 82H37V84H36ZM46 82H47V84H46ZM50 84H49V83ZM69 82V83H68ZM72 82V83H71ZM93 82V83H92ZM104 82V83H103ZM113 82H114V85H113ZM117 84H116V83ZM174 82V83H173ZM224 82V83H223ZM226 82V83H225ZM230 84H228V83ZM234 82H235V84H234ZM8 83V84H7ZM14 83H16V84H14ZM18 83V84H17ZM35 83V84H34ZM71 83V84H70ZM99 83V84H98ZM102 83V84H101ZM105 83L107 84V85H105ZM136 83V84H135ZM167 83H166V85L165 86H167ZM181 83V82H180ZM209 83H208V85H209ZM258 83H260L259 84V86L260 85H262L261 87H259V86H257V84ZM13 84H14V86H13ZM20 84V85H19ZM22 84V85H21ZM43 86H42V85ZM58 84V85H57ZM77 84V85H76ZM82 86H80V85ZM91 84V85H90ZM112 86H111V85ZM123 84V86H121ZM125 84V85H124ZM126 84H128V85H126ZM139 84H141L140 86H139ZM173 84L175 85V86H173ZM226 84H228L229 86H225ZM231 84H232V86H231ZM3 85H5V86H3ZM18 85V86H17ZM24 85V86H23ZM27 85H28V88H30L31 87V91H29V92H39L40 90H44V91H46L48 94H52V95H54L52 98L53 99H51V103L52 104H54V102H55V104L54 105H52V104H50V102H48L49 104H45V105H41V106H36V105H34L36 108H34L33 107V104H32V107H33V109H31L32 107H31V102L29 101V103H28V101H27V99L29 100V97H28V93H27V96H24V95H26L25 94V92H27V91H23V90H25V89H27L26 87H27ZM32 85V86H31ZM54 85V86H53ZM74 85V86H73ZM89 85V86H88ZM103 85V86H102ZM118 85V86H119ZM131 85H132V88H131ZM137 85L139 86V87H137ZM154 85L152 86V87H154ZM207 85V86H208ZM222 85H223V88H222ZM239 85V86H238ZM22 86V87H21ZM33 86H35V87H33ZM40 86V87H39ZM49 86V87H48ZM78 86V87H77ZM87 86V87H86ZM108 86V87H107ZM124 86H125V88H124ZM130 86V87H129ZM146 86H144V87H146ZM169 86V85H168ZM220 86V87H219ZM247 86V85H246ZM11 87H14V88H11ZM19 87V88H18ZM54 87V88H53ZM62 87V88H61ZM82 89H81V88ZM104 87H106V88H104ZM123 87V88H122ZM127 87H129V88H127ZM141 87V88H140ZM148 88L150 87V86H147ZM159 87V89L158 90H160V91H158L159 93H161L162 92V90H161V88ZM237 87V88H236ZM242 87H243V89H242ZM2 88V89H1ZM3 88H5V89H7L9 92L10 91H12L13 89H15V90H13L12 92L13 93H9L7 90H6V93H7V95H9L8 96V99H7V97H6V93H5V89H3ZM16 88H18V89H16ZM25 88V89H24ZM46 88V89H45ZM60 88V89H59ZM65 88H67V89H65L66 90V92H64V94L66 93V95H68L67 96V98H66V95H64L63 93H61V92H63L64 91V89ZM72 88V89H71ZM75 88V89H74ZM80 88V89H79ZM97 89V91H96V89ZM103 88V89H102ZM122 88V89H121ZM132 90H131V89ZM133 88H134V90H133ZM145 89L144 88V90H149V89ZM166 88V89H165ZM207 88V89H206ZM244 88H246V90L244 89ZM261 88V90H264V88L262 89ZM9 89H12V90H9ZM23 89V90H22ZM36 89V90H35ZM38 89V90H37ZM50 89V90H49ZM55 91H54V90ZM68 89H69V91H68ZM108 89V90H107ZM110 89V90H111ZM137 89V90H136ZM208 91V93H204L205 91ZM212 89V90H211ZM221 89V90H220ZM1 90H3L2 91V93H1ZM42 90V91H43ZM49 90V91H48ZM78 90V91H77ZM81 90H83L82 92H81ZM102 90V91H101ZM122 90V91H123ZM143 90V91H144ZM178 90V89H177ZM188 89H186V91H187ZM245 90V91H244ZM248 90V91H247ZM254 90V89H253ZM258 90V91H259ZM18 91V92H17ZM44 91L42 92V93H44ZM76 91H77V93L78 92H80V93H78V96L80 95L81 96V94H83L82 95V97H80V98H78V96L77 95H75L76 94ZM98 91H100V92H98ZM134 91V92H133ZM169 91H171V90H169L168 89V92ZM204 91V92H203ZM206 91V92H207ZM210 91V92H209ZM212 91H214V92H212ZM226 91H227V89H226ZM225 91V92H226ZM250 91V92H249ZM19 92H21V94L19 93ZM23 92H24V95H23ZM45 92V93H46ZM50 92V93H49ZM53 92H54V94H53ZM60 94H59V93ZM68 92H72L71 94L70 93H68ZM96 92V93H95ZM149 92H151V91H149ZM185 92V91H184ZM212 92V93H211ZM228 92V91H227ZM231 92H233L232 90H231ZM99 93V94H98ZM107 93V92H106ZM131 93V94H132ZM189 93V92H188ZM199 95H201V97L199 96V98L200 99H197L198 98V94ZM201 93V94H200ZM213 94V95H210V94ZM215 93V94H214ZM254 93H256V92H254ZM3 94V96H1ZM17 94V95H16ZM20 94V95H19ZM58 94L59 95H64V100H63V102L61 103V104H63V105H61L62 106V108L60 109V107H59V105H57V104H59V99L58 98H60L59 96H58ZM130 94V93H129ZM207 94V95H206ZM209 94V95H208ZM11 95V96H10ZM19 95V96H18ZM23 95V96H22ZM56 95L58 96V98H57V100H56ZM69 95H71V96H69ZM96 95V96H97ZM126 95H127V93H126ZM194 95H196L197 97H195L194 98ZM21 96H22V98H21ZM72 96H73V98H77V99H72ZM95 96V97H96ZM121 96H122V94H121ZM9 97H10V99H9ZM15 97H17V98H15ZM18 97H20V98H18ZM71 98L72 100H75V101H73V102H75L76 103V105H75V103L73 104V102L71 101V99H69V98ZM99 96H97V98H98ZM101 97V96H100ZM189 97V96H188ZM205 97V98H206ZM264 97V96H263ZM262 96L261 97H258V98H256V99H254L255 101H253L254 103H249V104H246L245 105V109L243 110V111H241L240 112V114L241 115H245V116H250V115H253V114H251L252 113V110L251 109H248V107L249 106H251L252 105V107H253V109L256 111L259 107V109L258 110H260V111H258V112H262V113H264V98H263ZM11 98H14V99H11ZM24 98H25V100L27 101V103L28 104H30V105H28L26 102H24L25 100H24ZM27 98V99H26ZM193 98V99H192ZM204 98V97H203ZM207 98V99H208ZM15 99H18V100H15ZM55 99V100H54ZM66 99V100H65ZM79 99H80V101L82 100V102L84 103H86V102H88L87 104L88 105H86L85 103H84V105L83 104H81V105H79L80 103H82V102H80L79 101ZM99 99V98H98ZM8 100V101H7ZM19 100L24 104L23 106V108L21 107L22 106V103L20 102V103H18L19 102ZM69 102H68V101ZM77 100V101H76ZM93 100V99H92ZM196 100V101H195ZM210 100V99H209ZM207 101L206 103H212V100H210V101ZM3 101V102H2ZM5 101V102H4ZM12 101H14V102H12ZM18 101V102H17ZM67 101V102H66ZM80 102V103H78L77 104V102ZM2 102V103H1ZM11 102H12V104H11ZM56 102H57V104H56ZM72 102V103H71ZM168 102L170 103V102H173L172 100H168L167 102H165V104H168ZM174 102H173V104H174ZM184 102H186L185 104H184ZM190 102H191V104H190ZM256 102V103H255ZM68 104V106H67V104ZM96 103L98 104V105H96ZM177 103H175L174 105L175 106H178L177 105ZM183 103V104H182ZM193 103V104H192ZM17 106H16V105ZM18 104H19V106L21 107L20 109L18 108V109H16V110H18L19 112L18 113H15L14 115L16 116V114H17V116L19 117H14L13 115H10L11 113H9V115H8V112L7 111H4V110H8L7 109V107H9V106H11V107H9V109H11L12 110V106H13V109H15V108H17V107H19L18 106ZM21 104V105H20ZM26 104H27V106H26ZM66 104V105H65ZM69 104L71 105V106H69ZM89 104L92 106H89ZM210 104H208V105H210ZM5 105V106H4ZM9 105V106H8ZM50 105V106H49ZM75 105V106H74ZM78 105H79V107H78ZM93 105H95V106H93ZM102 105V104H101ZM249 105V106H248ZM257 105V106H256ZM2 106V107H1ZM3 106H4V108H3ZM15 106V107H14ZM45 106H47V107H49L48 108V110L49 109H53V111L51 110V111H49L48 112V110L46 111V109L45 108H43V107H45ZM51 106H53V108H50ZM76 106L78 107V108H76ZM164 106V105H163ZM211 106V105H210ZM46 107V108H47ZM55 107H57V108H55ZM59 107V108H58ZM74 108V110H78L77 112L75 111V113H77L76 115L78 116V118L81 120V121H79L78 120V118H76L77 116H75V113H73L74 111H73V108ZM87 107V108H86ZM97 107V108H96ZM25 108V109H24ZM30 108V109H29ZM44 109L43 111L44 112H42V115H41V110H38V109ZM68 108V109H67ZM92 108H94L93 110H95V111H92ZM130 108V107H129ZM128 108V109H129ZM257 108V109H256ZM263 108V109H262ZM23 109L25 110V112L23 111ZM26 109H28V110H26ZM35 109H36V111H35ZM72 109V110H71ZM81 109H83V110H81ZM90 111V114H89V112L87 111ZM20 110H22V111H20ZM29 110H32V112L31 111H29ZM34 110V111H33ZM56 110V113L58 114V115H56L55 114V111ZM59 110V111H58ZM63 110V111H62ZM67 110V111H66ZM81 110V112H79ZM29 111V112H28ZM46 111V112H45ZM65 111V112H64ZM153 111V110H152ZM23 113V114H21V113ZM35 112V113H34ZM48 112V113H47ZM54 113V115H53V113ZM60 112V113H59ZM82 112H83V115L85 116V115H88V116H85L86 118H84L83 117V115H82ZM94 112H95V114H94ZM257 112V111H256ZM20 113V114H19ZM24 113L26 114L25 116H31L30 114H34L33 115V117L31 116V118H32V120L30 119V121L31 122H29V119H28V121L26 120L27 118H28V116L26 117V118H24ZM28 113V114H27ZM39 113V114H38ZM46 113H47V115H46ZM85 113V114H84ZM87 113V114H86ZM92 113H93V115H92ZM157 113H159V112H157ZM262 113H260V114H262ZM37 114H38V116H37ZM46 115V116H44V115ZM59 114H61V118H60V115ZM65 114V115H64ZM66 114H67V116H66ZM74 114V115H73ZM173 114V113H172ZM21 115H23L22 117H21ZM35 115H36V117H35ZM50 115H52V117L54 118H56L55 119V121H54V119L53 118H50V119H48L49 118V116ZM58 116V122H56L57 121V117L56 116ZM174 115L175 116H173V115H169L170 117L172 116V117H176V114L174 113ZM240 115V121L241 122H244L243 120L244 119H246V117H244L243 118V116H241ZM6 116H12V121L14 120V119H16V120H18V121H13L14 123L12 124V122H10L9 120H11V117H9L10 119H7V117ZM46 117L47 119H45L44 117ZM73 116V117H72ZM74 116H75V118L78 120V122L76 121V119H74ZM5 117V118H4ZM20 117H21V119L22 120H24V122L20 119ZM36 118V120H35V118ZM37 117H38V120H37ZM150 117V116H149ZM2 118V119H1ZM4 118V119H3ZM34 118V119H33ZM43 118V120H41ZM64 118H66V119H64ZM132 118V119H131ZM243 120H242V119ZM39 119H40V121H39ZM60 119H62L61 121H60ZM68 119L70 120V122L69 123H72V125L70 124V126H69V123L67 122L68 121ZM134 119V120H133ZM164 119V120H163ZM7 120H8V122L9 123H7ZM36 122H35V121ZM63 120L65 121V122H63ZM72 120V121H71ZM88 120V119H87ZM136 120V121H135ZM247 120V119H246ZM20 121V122H19ZM42 121V122H41ZM48 121V122H47ZM133 121V123L135 124V122H136V124L135 125H133V123H131V122ZM135 121V122H134ZM139 121V122H138ZM210 121V120H209ZM263 121H264V118H263ZM7 124H9V125H7ZM26 122H29V123H27L28 125H26L25 126V124H26ZM34 122V123H33ZM52 123H55V125L51 128L52 129V131H51V129H49L50 127H51V124ZM59 122H61V124L59 123ZM109 123H110V121H108ZM112 122V121H111ZM130 122V123H129ZM206 122H208V120H206ZM3 123V124H2ZM7 125V126H9L10 127V129H8L9 127H7L5 124ZM17 123V124H16ZM23 123V124H22ZM39 123V124H38ZM49 124V125H47V127H46V124ZM56 123L57 124H59V125H61V127L60 126H57L56 125ZM65 123V124H64ZM108 123V124H109ZM149 123H152L153 125H154V127H156L157 125H159L160 123H161V125H159V126H157L159 129L158 130H156L154 127H153V125H152V127L155 129V130H152L151 128H150V130H149V127H151V125L149 124ZM163 123V124H164ZM19 124H21L20 126L21 127H18L19 126ZM31 124V125H30ZM34 124V125H33ZM43 126H42V125ZM44 124H45V126H44ZM62 124L65 126H62ZM106 124H107V122H106ZM108 124H107V126H108ZM110 124H112V123H110ZM109 124V125H110ZM141 124V125H140ZM167 124V123H166ZM262 124H264V122L262 123ZM3 125V126H2ZM11 125H12V127L13 126H17L16 127V129H13V128H15V127H11ZM33 125V126H32ZM68 125V126H67ZM74 125V126H73ZM144 125H145V129H144ZM150 125V126H149ZM156 125V126H155ZM6 126V127H5ZM23 126H24V128L26 127V129H24L23 128ZM30 126H32V127H30ZM42 126V127H41ZM50 126V127H49ZM56 126H57V128L59 127V129H57L56 128ZM137 126V127H136ZM139 126V127H138ZM260 126V125H259ZM263 126V127H262ZM34 127H37L36 129L38 130H36ZM49 127V128H48ZM68 127H70V128H68ZM148 127V128H147ZM1 128H3V130H1ZM21 128L23 129V130H25V131H22L21 130ZM27 128H31V130H29V129H27ZM35 129V130H33V129ZM38 128H40V129H38ZM53 128H54V130H53ZM65 128V129H64ZM66 128H68L69 130L66 132H64L63 133V131L64 130H67ZM109 128V127H108ZM137 128H139L140 129V131H138V129ZM147 128V129H146ZM257 128V127H256ZM4 129H6L5 131H4ZM8 129V130H7ZM13 129V130H12ZM41 129H42V131H41ZM47 129V130H46ZM70 129H71V131H70ZM119 128H117V130H118ZM127 129V130H126ZM134 131H133V130ZM137 129V130H136ZM144 129V130H143ZM10 130V131H9ZM27 130V131H26ZM29 130V131H28ZM40 130V131H39ZM50 131L49 133V135L48 134H46V131ZM56 130H58L57 132H56ZM102 130V132H101V135H100V131ZM123 130H126V131H128V132H124L123 133ZM135 130L136 131H138V133H136L135 132ZM146 130H148V132L146 131ZM198 130V129H197ZM197 130H195V132L194 131H192L191 133H193V134H191L192 136L193 135H197L199 132H197ZM201 130V129H200ZM199 130V131H200ZM3 133H2V132ZM14 131V132H13ZM17 131H19V132H17ZM21 131V132H20ZM33 131H35V133L33 132ZM122 131V132H121ZM142 131H146V133H144V132H142ZM155 131V132H154ZM157 131H159V133H157ZM263 131V132H262ZM15 132H17V134L15 133ZM24 133V135H23V133ZM26 132V133H25ZM30 132V133H29ZM39 134V137H38V139H34V137H35V135L37 134V133ZM45 134H44V133ZM51 132L53 133V136L51 135ZM54 132H56L55 134H54ZM59 132V133H60ZM131 132V133H130ZM133 132H135L136 133V135H135V133H133ZM142 132V133H141ZM152 132V133H151ZM154 132V133H153ZM161 132V133H160ZM180 132V131H179ZM178 132V133H179ZM183 132V131H182ZM182 132H180L179 133V135H178V133L176 134V135H174L173 136V138L175 139V140H177V139H179V138H182V136H183V138H185L184 137V135H187V134H185V133H182ZM201 133L202 132H204V130H201L200 131ZM262 132V133H261ZM7 133H9V134H7ZM10 133H12V137H10L11 136V134ZM13 133H15V134H13ZM20 133H22V134H20ZM27 133H29L28 135L30 136H27L26 134ZM34 133V134H33ZM122 133L123 134H125V136H127V137H125L124 135H122ZM128 133V134H127ZM131 135H130V134ZM143 134V135H140V134ZM149 133H151V136H153L152 138L154 139H152V140H149L148 138H150L149 137ZM182 133V134H181ZM20 134V135H19ZM134 134V135H133ZM140 135L141 137H138V139L139 140H143V141H139V140H137V138H136V136H138V135ZM144 134H146V136L144 135ZM181 134V135H180ZM6 136L5 138L6 139H2V138H4L3 136ZM9 135V139H7L8 136ZM22 135V136H21ZM25 135L27 136V138L25 137ZM31 135H32V137H31ZM44 135V136H43ZM46 135H48L47 137H46ZM52 136V139H54V140H51V136ZM99 135L101 136V137H99ZM130 135V136H129ZM148 135V136H147ZM178 135V136H177ZM188 135H190V134H188ZM261 135V136H260ZM15 138H14V137ZM19 137V138H17V137ZM24 136V137H23ZM34 136V137H33ZM41 136H43V138L41 137ZM50 136V137H49ZM58 136V133H57V135H56V137ZM103 136V137H102ZM113 136V133H112V135H111V137ZM124 136V139H122V137ZM132 136H135V137H132ZM142 136H144L145 138L147 137V139H143V137ZM181 136V137H180ZM36 137H37V135H36ZM45 137V138H44ZM48 137H49V139H50V141H48L49 139H48ZM54 137V138H53ZM59 137H57V138H59ZM91 139H90V138ZM113 137V138H114ZM132 137V138H131ZM162 139H163V134H162ZM161 137L159 138V140H158V142H157V144L155 145V147L158 145H160L159 144V142L160 141H162V139H161ZM175 137H177V139L175 138ZM259 137H258V139H259ZM14 138V139H13ZM23 138H26V139H23ZM32 138V139H31ZM103 138V139H102ZM15 139H16V143H14V141H15ZM18 139V140H17ZM20 139H22V140H20ZM28 139V140H27ZM29 139H30V141H29ZM98 139V140H97ZM118 139H122L120 142H118V143H116L117 141H118ZM136 139L137 141H136V143H142V142H145L146 144H147V147H146V144H145V146H142V145H144V144H142V145H139L140 146V151H139V149H137L136 148V143L134 142V140ZM263 141H262V140ZM8 140H11L10 142L8 141ZM34 140V141H33ZM39 140V141H40ZM110 140H113V141H110ZM131 140H133V142L135 143V145H133L134 143H132V141ZM151 142V144L149 143V141ZM7 141V142H6ZM21 141V142H20ZM25 141H29L28 142V144H24V143H26ZM51 141H53L52 143H51ZM128 141L132 144V145H130V147H134V150H138V152L139 153H137V152H133L134 154H133V156L134 157H136V155H137V157L135 158V160H136V162H133L134 164V166H131L132 165V163L131 164H128L129 162H131V161H134V157H130V156H132V153H129V151H128V153L126 152V150H124V148L125 149H128L129 147V144H128ZM139 141V142H138ZM19 142V143H18ZM22 142H23V144H22ZM55 142H58V143H60V145L57 143H55ZM63 142V143H62ZM94 142V143H95ZM99 142V141H98ZM97 142V143H98ZM115 143L114 145L117 147H113V143ZM121 142H123V143H121ZM242 142V141H241ZM241 142H240V144H238L239 145V147H244V145L242 144L241 145ZM5 143V144H4ZM12 143H14L13 145H11ZM20 143L22 144L21 146H20ZM37 143H40V142H38L37 141ZM119 143H120V146H119ZM161 143V142H160ZM63 144V145H62ZM122 144V145H121ZM9 145H10V147H9ZM15 145H16V147H17V145H19L17 148L15 147ZM58 145H59V149H57L58 148ZM65 145V146H64ZM102 145H103V148H102ZM105 145V146H104ZM124 145V146H123ZM167 145H169V144H166V143H164V146H166L167 147ZM241 145V146H240ZM249 145H250V143H249ZM6 146V147H5ZM12 146H14L13 148H12ZM46 146V148H44ZM54 146H57V147H54ZM61 146H63L62 148H61ZM113 147L114 149V151L113 150H110V147ZM119 146V147H118ZM141 146L143 147V148H141ZM161 147H162V145H160ZM159 146V147H160ZM264 146V145H263ZM4 147V148H3ZM21 147H24V148H21ZM128 147V148H127ZM144 147H146V148H144ZM154 147V146H153ZM258 147V150H256V148ZM19 148V149H18ZM55 148H56V150H57V152L58 153H56V150H55ZM108 148H109V150L110 151H107L108 150ZM123 148V149H122ZM168 148V147H167ZM170 148V147H169ZM260 148V149H259ZM16 149H18L17 150V152H16ZM102 149H103V151H102ZM117 149V150H116ZM120 149V150H119ZM131 148H129V150H130ZM133 149V148H132ZM141 149H144V150H146V151H143V150H141ZM244 149V150H243ZM252 149H254V150H252ZM54 150V151H53ZM61 150V151H60ZM105 150L107 151V152H105ZM136 150V151H137ZM167 150V149H166ZM169 150V149H168ZM243 150V151H242ZM247 150V151H248ZM261 150V151H260ZM142 151V152H141ZM257 151V152H256ZM263 151V154H261V152ZM3 152V153H2ZM56 153V154H53V153ZM91 152V151H90ZM100 152V153H99ZM106 153V155H105V153ZM118 152L121 154H119V156H117L118 155ZM125 154H124V153ZM130 152H132V150L130 151ZM19 153H20V151H19ZM102 153V154H101ZM137 153V154H136ZM141 153V154H140ZM145 153H146V155H145ZM259 153H260V155H259ZM91 156L93 155V153H89ZM100 154V155H99ZM108 154L110 155V160H113V161H110V160H108ZM124 154V155H123ZM129 155V156H127V155ZM131 154V155H130ZM136 154V155H135ZM256 154V155H255ZM51 155H56V156H51ZM60 155H58V156H60ZM106 156V157H105ZM115 156V157H114ZM140 156V158H138ZM142 156V157H141ZM143 156H145V159H144V157ZM146 156H147V158H146ZM237 156V157H236ZM257 156H260V157H262V158H259V159H254V160H252L253 159V157L255 158V157H257ZM0 157V165L1 166H5L6 164H5V162H7V161H4V159H3V161L4 162H2V158ZM82 157V159H80ZM126 157H130V158H132V159H129V158H127L128 159V163H127V161H125V160H127L126 159ZM55 158V159H54ZM56 158H57V160H56ZM103 158H105V159H103ZM107 158V159H106ZM111 158H113V159H111ZM114 158H115V160H114ZM120 158H122L121 160H118V159ZM137 158L139 159V160H137ZM221 159H222V157H220ZM220 158H217V159H220ZM141 159H142V161H141ZM210 159V158H209ZM209 159H208V161H209ZM213 159V158H212ZM236 161H234V160ZM250 159L252 160V161H250ZM261 159V160H260ZM104 160V161H103ZM105 160H107V161H109V164H108V162L107 161H105ZM129 160H131V161H129ZM148 160V159H147ZM206 160V159H205ZM211 160V159H210ZM56 161V162H55ZM59 161V162H58ZM82 161V162H81ZM116 161H119V163L117 162V163H115ZM253 161H254V163H253ZM48 162V163H49ZM53 162H55L56 164H58V168L55 166L56 164H54ZM103 162H105V163H103ZM111 162V163H110ZM112 162H114V163H112ZM125 162V163H124ZM138 162V163H137ZM210 162V161H209ZM237 162H239L238 164L239 165H241V166H238V164H237ZM4 165H3V164ZM8 164L10 163V162H7ZM59 163H62L63 165H61V164H59ZM77 162H76V164H78ZM129 165V168H128V165ZM136 163H137V165L140 167V169H138V167H137V165H136ZM196 163V162H195ZM53 164V165H52ZM232 164V165H233ZM247 164H246V166H247ZM258 164V165H257ZM260 164V165H259ZM60 165V166H59ZM67 165H70V168H69V166H68V168H67ZM96 165V163L94 164V166ZM127 165V166H126ZM231 165V166H232ZM237 165V166H236ZM257 165V166H256ZM262 165V166H261ZM45 166V167H44ZM55 166V167H54ZM63 166H64V168H63ZM133 168V169H137L136 171L137 172H141V174H139V173H137L135 170H133V169H131V167ZM142 166H143V169H142ZM230 166V167H231ZM42 167V166H41ZM100 167V168H101ZM224 167V168H223ZM242 167H244L243 168V170L241 169ZM251 167V168H250ZM254 167V168H253ZM259 167V168H258ZM46 168V169H45ZM54 170H53V169ZM223 168V169H222ZM37 169V168H36ZM35 169V170H36ZM44 169H45V171H44ZM50 169H51V171H50ZM57 169H59L58 171H57ZM62 170V173H61V170ZM64 169V170H63ZM106 169H112V170H110V171H106L105 170V172H104V170ZM118 169V170H117ZM120 169V170H119ZM129 169H131L130 171L131 172H133V176H131L130 174H127V170H129ZM223 171H222V170ZM230 169V170H229ZM38 170H41V168L40 167H38ZM48 170V171H47ZM65 170H66V172H65ZM74 170V169H73ZM124 170L126 171V175H125V173H122V171L124 172ZM139 170V171H138ZM144 172H143V171ZM210 170V171H209ZM216 170H217V168H216ZM220 170V171H219ZM224 170L226 171V172H224ZM228 170H229V174H230V176H228ZM232 170V171H231ZM237 170L241 173H239V172H237ZM242 170V171H241ZM244 170H246L245 172H246V174H245V176H246V179H245V176H244V174L243 173H245V172H243ZM248 170H251V171H248ZM57 171V172H56ZM64 171V172H63ZM70 171H72L71 169H70ZM97 171V172H96ZM112 171L114 172V174H116V175H118V176H114V174H111L112 173ZM129 171V172H130ZM134 171H135V173H134ZM230 171H231V173L233 172V171H235V172H233L232 174L230 173ZM45 172H46V174H45ZM47 172H48V174H47ZM51 172V173H50ZM54 172V174H52ZM56 172V173H55ZM59 172V173H58ZM69 172V171H68ZM110 174H109V173ZM117 172H119V174L117 173ZM121 172V173H120ZM128 172V173H129ZM210 172H211V175L213 174V176H209V174H210ZM223 172V173H222ZM255 172V173H254ZM263 172V173H262ZM57 173H58V175L60 174V176H62V177H60L59 178V176L57 175ZM104 173H106V175H104ZM221 173V174H220ZM237 173V174H236ZM257 173V174H256ZM63 174V175H62ZM87 176H85V175ZM91 174V175H90ZM92 174H93V176H92ZM109 174V175H108ZM120 174H122V176L120 177L119 175ZM170 174V175H169ZM222 175V176H220V175ZM224 174V175H223ZM227 174V177L228 178H225L226 175ZM236 174V175H235ZM238 174H240V175H238ZM248 174H249V176H248ZM90 175V176H89ZM101 175H103V177L104 176H106V178H105V180H104V178L102 179V176ZM130 175L132 178V180H130V181H128V179H124L123 177L124 176H126L125 178H128V176ZM233 175H235V177L233 176ZM238 175V176H237ZM243 175V176H242ZM256 175V176H255ZM58 176V177H57ZM83 176H85L86 178H84ZM92 176V177H91ZM94 176H95V178H94ZM110 176H112V177H110ZM129 176V177H130ZM135 176V177H134ZM164 176V177H163ZM225 176V177H224ZM58 178V180H57V178ZM64 177H66V178H64ZM88 177H90L89 179L91 180L90 181V183L92 182V185L94 186H92L91 184V186L89 185V179H88ZM97 177V178H96ZM107 177H109V178H107ZM113 177H115L114 178V181L116 182V183H118V185L116 186V188H115V185L116 184H114V187H110V186H112V184H113ZM118 177V178H117ZM176 177V178H175ZM202 177H204V181L201 179ZM222 177V178H221ZM241 177H243V178H241ZM249 179H248V178ZM257 177V178H256ZM260 177H261V179H260ZM46 178V179H47ZM55 178H56V180H55ZM62 178V179H61ZM81 178V179H80ZM87 182V184L85 183L84 184V180ZM94 178V179H93ZM111 178V179H110ZM121 178H123V179H121ZM143 180H142V179ZM168 178H170V179H168ZM180 178V179H179ZM218 178V179H217ZM233 178H234V180H233ZM255 180H253V179ZM47 179V180H48ZM60 179V180H59ZM96 179L98 180V181H96ZM108 181H107V180ZM142 180L140 183H139V181L140 180ZM163 180V183H162V181H160V180ZM172 179H173V181H172ZM200 181H198V180ZM205 179L207 180L206 182H205ZM222 179H224V181L222 180ZM228 179V180H227ZM243 179H245V180H243ZM258 181H257V180ZM52 180L54 181L53 183H54V185H52L53 183H52ZM62 180V181H61ZM69 180V181H68ZM95 180V181H94ZM102 180H103V182L104 183H102ZM110 180V181H109ZM111 180H112V183H111ZM117 180H119V181H117ZM120 180H121V185H123L124 184V189H123V187L121 186V185H119V183H120ZM122 180L123 181H127L126 182V184H125V182H122ZM135 180V181H134ZM139 180V181H138ZM158 180V181H157ZM168 180V181H167ZM177 180H179V181H177ZM217 180V181H216ZM222 180V181H221ZM226 180V181H225ZM249 180V181H248ZM12 181V182H11ZM15 180L13 179V180H10V181H6V183L4 182V184L5 185H8L9 187L11 186V189L13 188V186L16 184H19L17 181H19L18 180V178H17V181L16 182H14ZM51 181V182H50ZM56 181H59V182H56ZM72 181H74V185H76V186H74L75 187V189L76 188H78V185L82 182L83 184H80V188H81V186H82V188L84 189H82L81 188V190H80V188H78V190L76 189H74V188H71L70 186H72L73 185V182ZM100 181V182H99ZM131 181H134V182H132V183H130ZM138 181V182H137ZM144 181V182H143ZM170 181V182H169ZM175 181V182H174ZM178 182V185L176 184L177 182ZM182 181V182H181ZM198 181V183H196L198 186H191V185H196L195 184V182H197ZM202 181V182H201ZM234 181H236L235 183H234ZM237 181H240V182H237ZM49 182H50V186L52 185V187H50V186H48V184H49ZM55 182H56V185H55ZM67 182V183H66ZM69 182H71V184H68ZM98 182V183H97ZM108 182V183H107ZM109 182H110V185H106V183L107 184H109ZM114 182V183H115ZM135 182H137V183H139L138 185H140V184H142L143 185V187L145 186V188H143V187H139L137 184H135ZM146 183L147 185H145V184H143V183ZM150 182V181H149ZM158 182H160L159 184L161 185H159L158 184ZM204 182V183H203ZM214 182H216V185H215V187L213 186L214 184H212L211 185V183H214ZM221 182V183H220ZM223 182V183H222ZM250 182V183H249ZM254 182V183H253ZM10 183V184H9ZM65 184V185H61V184ZM78 185H77V184ZM165 183V185L167 184L168 186L166 187L165 185H163ZM170 183V184H169ZM181 183V184H180ZM184 183V184H183ZM199 183H200V185H199ZM257 183V184H256ZM259 183V184H258ZM2 184H3V182H1L0 181V193L1 192H4V190H2L3 188L5 189V188H9V187H7V186H5L4 187V185L2 186ZM12 184V185H11ZM58 184V185H57ZM66 184H68V185H70V186H68V185H66ZM95 184H97V185H95ZM100 184V186H98ZM134 184L135 186H132V185ZM158 184V186H156ZM172 184V185H171ZM176 184V185H175ZM186 184L188 185V186H186ZM191 184V185H190ZM207 186H206V185ZM209 184V185H208ZM217 184H219V185H221V186H219V185H217ZM224 184V185H223ZM228 184V185H227ZM230 184V185H229ZM253 184H256V185H254V188H253ZM15 185V186H16ZM84 185V186H83ZM86 185L88 186V188L87 189H89L88 191L85 189L86 188ZM101 185H104V186H101ZM106 185V186H105ZM129 185H131L132 186V188L129 190L128 188L129 187H131V186H129ZM136 185H137V188L139 189V191L141 190V192H139L138 191V189L136 188ZM142 185H140V186H142ZM170 185V186H169ZM174 185V187H172ZM203 185H205L206 186V188H205V186L203 187ZM234 185V186H233ZM249 185V186H248ZM263 185V186H262ZM1 186H2V189H1ZM47 186V187H46ZM60 187V188H58V187ZM63 186V187H62ZM64 186H68V187H70L74 192H71L72 190L70 189V188H66V187H64ZM97 186V187H96ZM127 186H129V187H127ZM147 186V187H146ZM154 186H155V188L157 187V188H159V189H157V190H154L155 188H154ZM162 186H164V188L162 187ZM176 186V187H175ZM178 186V187H177ZM182 186H183V188H182ZM203 188H202V187ZM213 186V187H212ZM230 186H231V188H230ZM240 188H239V187ZM49 187L51 188L48 192H47V190L49 189ZM56 189H55V188ZM73 187V186H72ZM99 187H100V189H102V190H100L99 189ZM104 187H106V188H104ZM118 187V188H117ZM133 187L134 188H136L135 190H136V193L134 192L135 190L133 189ZM150 187V188H149ZM163 188V190H162V188ZM197 187H200V190H199V188H197ZM217 187V188H216ZM227 187V188H226ZM228 187H229V189H228ZM251 187V188H250ZM257 187V188H256ZM53 188H54V191H53ZM62 188H63V190H62ZM67 189V191H66V189ZM113 188V189H112ZM121 188V189H120ZM126 188H127V190H126ZM148 188V189H147ZM152 188H153V190H152ZM161 188V189H160ZM172 188V189H171ZM191 188V191L194 189L195 191H193L194 192V194L189 190ZM212 188V189H211ZM233 188L236 190H239L240 189V191H233ZM239 188V189H238ZM258 188H260V189H258ZM7 189H5V190H7ZM10 189V188H9ZM57 189H60V190H57ZM95 189V190H94ZM98 191H97V190ZM116 189V190H115ZM120 189V190H119ZM134 191H133V190ZM152 191H151V190ZM170 189V190H169ZM188 189V190H187ZM204 190V192H207V193H205V195H203L204 193H203V190ZM211 190V193L212 194H214V195H210V196H208V193L210 194V190ZM214 189H217V190H214ZM218 189H219V193H218ZM223 189L225 190L226 189V191L224 192L223 191ZM55 190H56V192L57 193H55ZM62 190V191H61ZM86 190V191H85ZM93 190V191H92ZM104 190V191H103ZM109 190V191H108ZM146 190V191H145ZM174 192H173V191ZM180 190H182V191H180ZM198 190V191H197ZM201 190H202V192H201ZM213 190H214V192H216V193H214L213 192ZM229 190V191H228ZM257 190V191H256ZM51 191H52V194H53V196L51 195ZM59 191H60V193H59ZM68 192V194H66L65 196L67 197V198H65V196H64V194L66 193V192ZM77 191V192H76ZM82 191V192H81ZM95 191V192H94ZM161 191V192H160ZM188 193H187V192ZM200 191V192H199ZM209 191V192H208ZM231 191H232V193H234V194H232L231 193ZM242 191V192H241ZM253 191V192H252ZM261 191V192H260ZM73 193L74 194V196H73V194H70V193ZM78 192H79V195H78ZM87 192V193H86ZM88 192H90V193H88ZM92 192H93V194H92ZM97 192H99L98 193V195L96 194ZM106 192V193H105ZM108 192V193H107ZM116 194H115V193ZM122 192V193H121ZM138 192V193H137ZM151 192V193H150ZM156 192V193H155ZM159 192V193H158ZM167 194H166V193ZM180 192V193H179ZM195 192H199V193H201V194H199L198 193V195H200L201 197H199ZM221 192V193H220ZM224 192V193H223ZM227 192H228V194H227ZM229 192H230V194H229ZM241 192V193H240ZM259 192V193H258ZM49 193V194H48ZM80 193L84 196V197H82V195L80 196ZM95 193V194H94ZM115 194V196H114V194ZM135 193V194H134ZM141 193H143V194H141ZM173 193V194H172ZM190 193V196L188 195ZM191 193H192V195H194L193 196V198H192V195H191ZM240 193V194H239ZM58 195V196H56V195ZM59 194H61V197H59L60 195ZM70 194V195H69ZM77 194V195H76ZM89 194H92V195H89ZM99 194H101L100 195V197H99ZM103 194V195H102ZM107 194V195H106ZM121 194V195H120ZM153 194H154V196H153ZM165 194V195H164ZM170 194V195H169ZM176 194V195H175ZM184 194H186V196H184ZM195 194H196V196H195ZM215 194H216V197H215ZM224 196H223V195ZM225 194H227V195H225ZM247 194V195H246ZM258 194H260L259 196H260V198H259V196H258ZM62 195L64 196V197H62ZM119 195V196H118ZM141 197H140V196ZM146 195V196H145ZM177 195H179L178 196V198H177ZM207 195V196H206ZM219 195H222V197L220 196V197H218ZM102 196V197H101ZM108 196V197H107ZM118 196V197H117ZM126 196V197H125ZM139 196V197H138ZM147 196L150 198H148V200H147ZM156 196V197H155ZM189 196V197H188ZM198 196V197H197ZM205 196H206V198H205ZM213 196V197H212ZM234 196H237V197H235L234 198ZM54 197V198H53ZM58 197V198H57ZM74 197V198H73ZM78 197H79V199H78ZM112 197V198H111ZM117 197V198H116ZM132 197V198H131ZM164 197V198H163ZM191 197V198H190ZM207 197H210V198H207ZM226 197V199L228 200V203H227V205L228 206H230V207H227L226 206V203L224 202V200H226V199H224L223 201H219L218 200V204H217V199H215V198H225ZM231 197L232 199H230L231 201H229V198ZM51 198V199H50ZM62 198V199H61ZM68 198H69V200H68ZM86 198V199H85ZM113 198H115L114 200H113ZM130 198V199H129ZM145 200H144V199ZM153 198L154 199H156L157 198V200H153ZM158 198H159V200H158ZM179 198H181V199H179ZM183 198H185V199H183ZM199 198H202V199H204V200H202V199H200L199 200ZM245 198H247L246 200H245ZM49 199H50V202L52 203L53 202V204H56V206H58V205H60V207L58 208L57 207V213H58V215H57V213L56 212H54L55 210V208H56V206L55 205H50V207L48 206L49 204H47V203H49L48 201H49ZM54 199L56 200V199H58V200H60V202H59V204L58 203H56V202H58V200H56V202L54 201ZM76 199H78V200H80V201H76ZM85 199V200H84ZM88 199V200H87ZM98 199V200H97ZM136 199V200H135ZM178 201H177V200ZM187 199V200H186ZM191 199V200H190ZM193 199V200H192ZM207 199H209V200H207ZM210 199L212 200L211 202H215V203H211L210 202ZM214 199V200H213ZM236 200V202H234V208L232 207L231 208V205L233 206V201H235ZM45 200H47V201H45ZM52 200V201H51ZM69 202H71V203H68V201ZM90 200V201H89ZM91 200H93V201H91ZM100 200V201H99ZM105 201V202H102V201ZM123 200V201H122ZM128 200V201H127ZM175 201V202H173V201ZM182 200V201H181ZM195 200V202H197V203H193V205L194 204H197V205H195L194 207H191L192 205H190L189 203H191L192 201H194ZM198 200H199V202L200 203H209V204H211V205H204V203H203V206L202 205H198ZM207 200V201H206ZM216 200V201H215ZM65 203H64V202ZM76 201V203H77V206L75 205V202ZM83 201V202H82ZM118 201V202H117ZM146 201H147V203H146ZM162 201V202H161ZM171 201V202H170ZM181 201V202H180ZM184 201V202H183ZM191 201V202H190ZM202 201V202H201ZM206 201V202H205ZM209 201V202H208ZM67 202V203H66ZM80 202H82V203H80ZM92 202V203H91ZM117 202V203H116ZM120 202V203H119ZM125 202H126V204H125ZM128 202V203H127ZM133 202V203H132ZM140 202V204H138ZM152 202L153 203H155L154 204V207H156V205H160V206H162V210L163 211H165V213H167L166 211H168L169 213H168V215L169 214H171L172 215V217L171 218H177L179 215H178V213L180 214V212H181V209H183L182 207H187V205L186 204H188V206L190 205V207L191 208H194V210H195V212H196V214H197V216H198V214L199 215H202V216H200V218L201 217H205L206 219L208 218V216L207 215H205L208 211H209V209H210V213H207L208 215H211V216H215V214L217 215L218 213H219V211L222 209V208H225L226 209V207L227 208H229V209H236L237 207H238V205H239V207L241 208L242 207V209L244 208L245 209V211L244 210H241L240 211V215H241V213L244 211V215H245V213H246V215H248V216H250V217H248V216H244V215H241V216H243V218L242 217H240V219H241V221L240 220H238V223H236V222H234V224L236 225V224H238V225H233V226H235V228H233V229H235V231H236V229L237 230H239V227L238 226H240V225H243L242 223H244V225L243 226H240V230H243V234H245V236L244 237H248V239L246 238V239H242V238H240V236L241 237H243L242 236V231H240L239 230V232L240 233H238V231H234L231 227H229L230 229H228L227 231H231V229L235 232L234 234V236H233V231H231L230 232V234H228L229 236H231V237H229V236H226L227 234H226V229L225 230H223L224 232V235L225 236H223V237H221L222 239V241H224V243H219L220 245H223L222 247L224 248V250H222L223 248H221V250H222V252L223 253H219L218 255H215L217 252H220L221 250H219L220 249V247L218 246V244H215L218 240L220 241V238H217L218 236H217V233L216 232H218L219 234L221 233V231L219 230L220 229V227H217V226H215L216 228H217V230H216V232H214V229H216L211 223H221L220 221H219V219L218 220H216V219H212V220H208V222H210V223H208V224H210V230H212L211 228H213L214 227V229L211 231L212 232V234H211V232H210V230H208V227H209V225L208 226H204L205 228H207V230L205 229V228H200V234H201V238H200V236H197L196 238H194L193 240L195 241H197L198 239H199V242L197 241V243L195 242V245H194V241L193 240H191V246L189 247V244H187L186 242L184 243L185 244V246H184V244H182V243H178L179 241L178 240H176V236H178L179 235V232H180V234H182L181 233V228L182 227H179V230H178V228H174V230H173V232H169L170 234H172L173 235V239H175V240H173V242H171L172 240H171V235L169 234V233H166V234H164V235H162L163 237H166V236H170L169 238H170V240H168V238L166 239V238H164V239H162V244H160V245H154L153 246V244H151V246H150V244L147 246V249H146V246L145 247H143V248H145L144 250H141V248H139V250L140 251H138V252H136V250H138V249H134V250H132V251H129L128 253H125V254H127V255H125L124 253H120V256H122L123 258L125 257L126 258V260H128V261H126V260H118V257L120 258V256H119V254H118V257H115V255L113 256L114 258H116V259H114L113 260V258L112 257H108V258H106V256H108L105 252H103L102 251V246H100V245H98V244H95L94 242H93V238H94V236L96 235V233L98 234V233H100L99 231H100V229H99V231H98V225H99V228H101L104 224H105V222L108 220V222H109V227L107 228L106 226V228L108 229H106L104 226H103V228H101V233H102V235H109V233H108V231L110 230V228L112 229V230H110L109 232H111L110 234H113V231H117L118 232V230H119V228H120V230L121 229H125V228H127L128 227V223H129V221L130 220H132L134 217L136 218V216L137 215H139L140 213L139 212H141L142 210V206H143V210L146 208H148L147 210H149V206H150V204H152ZM167 202V203H166ZM189 202V203H188ZM222 202V203H221ZM227 202V201H226ZM229 202H232V203H229ZM237 202H238V205H236L237 204ZM253 202V203H252ZM50 203V204H51ZM79 203H80V206H79ZM89 203V204H88ZM109 203V204H108ZM114 203V204H113ZM124 203V204H123ZM137 203V204H136ZM146 203V204H145ZM148 203H150V204H148ZM166 203V204H165ZM175 203H177V204H175ZM186 203V204H185ZM225 203V204H224ZM242 203V204H241ZM64 204H66V205H64ZM74 206H73V205ZM103 204V205H102ZM170 204V205H169ZM192 204V203H191ZM213 204V205H212ZM64 205V206H63ZM88 205H89V207H88ZM101 205V206H100ZM128 206V207H124V206ZM134 207H133V206ZM140 205V206H139ZM148 205V206H147ZM172 205V206H171ZM223 205V206H222ZM225 205V206H224ZM250 205V206H249ZM252 205H255V206H257L258 208H256L257 210H258V213L257 212H255V211H257L256 209H254V207L252 206ZM52 206H54V207H52ZM67 208H66V207ZM71 206H73L72 208H73V210L77 207V208H79V209H77V210H75V212L74 211H72V208L70 209V207ZM130 206H131V208H130ZM138 207V209L136 208V207ZM147 206V207H146ZM164 206V207H163ZM166 206V207H165ZM170 206H171V208H170ZM179 206V207H178ZM199 206V208L202 206V207H204V209L201 207V210H204V211H202L201 212V210L199 209V208H197V210L198 211H196V207H198ZM205 206H206V209H205ZM212 207V208H210V207ZM218 206H221V207H218ZM237 206V207H236ZM263 206V207H262ZM10 207V208H9ZM12 207V208H11ZM62 207V208H61ZM153 206H151V208H152ZM209 209H208V208ZM239 207L236 209V210H238L239 209ZM80 208H81V210H80ZM119 208H122V209H119ZM125 208V209H124ZM133 208H135L134 210L136 211V214H137V212H138V210H139V214H134V210H133ZM150 208V212H155L154 210H153V208L151 209ZM187 208H189V207H187ZM187 208H184L183 210H186ZM191 208H189V210H192ZM221 208V209H220ZM250 208H253L252 210H255L254 212H252V210L250 209ZM10 209L13 211V213H12V211H10ZM61 209V210H60ZM96 209V210H95ZM118 210L120 213H122V212H124L125 210H127V211H125L124 213H122V215H120V214H118L117 215V213H119V212H117V211H115V210ZM131 209V210H130ZM217 209H218V211H217ZM223 209L224 211H228V209ZM54 210V211H53ZM60 210V211H59ZM69 210H71L72 211V213L71 212H69ZM113 210V211H112ZM141 210V211H140ZM172 210V211H171ZM182 210V211H183ZM188 210V209H187ZM194 210H192V212H190L189 211V216H190V213H192V217H189V216H187V215H185L184 216V211L181 213V215H183V216H179L177 219H181L182 220V218H183V220H188V221H190V220H193L194 218H195V216H194V214H195V212L193 213V211ZM199 210H200V212H199ZM163 211H161V212H163ZM170 211H171V213H170ZM176 211H178L177 213H175ZM252 213H254V214H251L250 215V213L251 212ZM262 211V212H261ZM12 215H14L15 213V216H11L9 213ZM54 212V213H53ZM75 214H74V213ZM115 212V213H114ZM117 212V213H116ZM185 212H187L188 213V211H185ZM250 212V213H249ZM6 213V214H5ZM56 213V214H55ZM114 213V214H113ZM126 213V214H125ZM129 213V214H128ZM164 213V214H165ZM177 215H175V214ZM186 213V214H187ZM215 213V214H214ZM64 214V215H63ZM112 216H111V215ZM133 214H134V216H133ZM5 215H7V217H5ZM65 215H67V216H65ZM110 215V216H109ZM126 215V216H125ZM174 215V216H173ZM219 215V214H218ZM256 216V218L254 217V216ZM257 215H258V217H257ZM262 215V216H261ZM1 216H0V220H1ZM20 216V217H19ZM22 216V217H21ZM61 216H63V217H61ZM109 216V217H108ZM116 216H120V217H117V219H116ZM124 216L126 217V218H124ZM170 216V215H169ZM176 216V217H175ZM252 216V217H251ZM24 217H26V218H24ZM44 217V218H43ZM56 217V218H55ZM60 217V218H59ZM108 217V218H107ZM133 217V218H132ZM199 217V216H198ZM197 217V218H198ZM6 218V219H5ZM16 218V219H15ZM19 218V219H18ZM21 218V219H20ZM28 218V219H27ZM30 218V219H29ZM37 218L39 219L40 218V222L39 223H37L38 221H37ZM41 218H42V220H41ZM89 218V219H88ZM92 220H91V219ZM112 218V219H111ZM114 218V219H113ZM118 218H120L121 220H122V222L120 221V219H118ZM130 218H132V219H130ZM134 218V219H135ZM137 218H138V216H137ZM156 220H157V218L156 217H154ZM154 218L152 217V219L154 220ZM184 218H187V219H184ZM188 218H190V219H188ZM193 218V219H192ZM196 218V219H197ZM204 218V219H205ZM8 219H10V220H8ZM15 219V220H14ZM24 219V220H23ZM46 219H47V222H46ZM61 219H63V220H61ZM67 219V220H66ZM103 219H107V220H103ZM243 219V220H242ZM244 219H245V222H243L244 221ZM249 219H251V220H249ZM6 220V221H5ZM13 220V221H12ZM20 220V221H19ZM21 220H23V221H21ZM25 220H26V222H25ZM30 220H31V222H30ZM60 220V221H59ZM89 220V221H88ZM96 220V221H95ZM118 221L117 223H113V225H112V227H111V224H112V221H114V222H116V221ZM125 220V221H124ZM216 220V221H215ZM7 223V221H9L7 224L5 223V222ZM14 221H16V222H14ZM54 221V222H53ZM86 223H85V222ZM88 221V222H87ZM199 221H200V219H199ZM212 221V222H211ZM215 221V222H214ZM240 221V222H239ZM258 221V222H257ZM4 224H3V223ZM18 222V223H17ZM20 222H22V223H20ZM45 222V224H44V227H43V223ZM50 222H52L51 223V225H53V226H51V225H49V223ZM246 222H247V225H246ZM12 223V224H11ZM17 223V224H16ZM26 224V223H28L27 225H25V227L27 226L28 228H25V227H23V231H21V232H19V231H16V232H14V230H12L11 229V226L10 225H19L20 226V224ZM33 223H35V224H37V225H35V224H33ZM88 223H90V225L88 224ZM95 225H94V224ZM104 223V224H103ZM111 223V224H110ZM121 223V225L123 226H119V224ZM3 224V225H2ZM6 224V225H5ZM8 224H9V226H8ZM23 224V225H24ZM32 225L31 227H32V229H31V227H29V225ZM40 224V225H39ZM47 224L49 225V226H47ZM85 224V225H84ZM88 226H87V225ZM92 224H93V227H92ZM100 224L102 225V226H100ZM14 225V226H15ZM38 225H39V227H38ZM45 225L47 226V227H45ZM105 225H107V224H105ZM117 225V226H116ZM214 225H217V224H214ZM220 225V224H219ZM218 225V226H219ZM2 226H3V228L4 227H6V226H8L12 231H10L9 230V228L7 229V227L6 228H4V229H7V230H9V232L8 231H5L3 228H2ZM35 226V227H34ZM85 226V227H84ZM87 226V227H86ZM90 226V227H89ZM95 226V227H94ZM108 226V225H107ZM125 226H127V227H125ZM232 226V227H233ZM35 228V230L34 231H32L34 228ZM89 227V228H88ZM116 227V228H115ZM30 228V229H29ZM50 228V229H49ZM55 228H56V230H55ZM75 228H77V230L75 229ZM82 228H83V230H82ZM87 228V229H86ZM94 228H97V229H94ZM105 228V231L103 232V229ZM219 228V229H218ZM36 229H38V230H36ZM73 229L76 231H73ZM84 229H86V230H84ZM93 229V230H92ZM175 229H176V232H177V234H175L176 232H174L175 231ZM246 229V230H245ZM3 230V231H2ZM55 230V231H54ZM79 230V231H78ZM80 230H82V234H81V232H80ZM88 230V231H87ZM31 231V232H30ZM36 231V232H35ZM41 231V232H40ZM51 231V232H50ZM72 231V232H71ZM115 231V232H116ZM206 231V233H207V231H209L210 232V235H207V234H209V233H204ZM8 232V233H7ZM12 232H14V233H12ZM19 232V233H18ZM39 232V233H38ZM57 234H56V233ZM77 232H79V233H77ZM7 233V234H6ZM18 233V234H17ZM43 233V234H42ZM54 233V234H53ZM72 233H74V234H72ZM92 233V234H91ZM104 233V234H103ZM106 233H108V234H106ZM216 234V236H215V234ZM237 233V234H236ZM35 234V235H34ZM72 234V236H70ZM116 234V233H115ZM169 234V235H168ZM203 234H206V235H203ZM222 234V233H221ZM46 235H48L47 237H46ZM51 235V236H50ZM58 235V240H57V236ZM70 236L69 238L68 237H66V236ZM74 235V236H73ZM98 235H101V234H98ZM166 235V236H165ZM176 235V236H175ZM253 237H252V236ZM10 236V237H9ZM20 236H21V238H20ZM39 236V237H38ZM61 236V237H60ZM63 236V237H62ZM67 238L66 240H65V237ZM78 236V237H77ZM202 236H203V238H202ZM208 237V239H207V237ZM211 236H214V241L212 240V239H210L211 238ZM256 236H257V238H256ZM30 237V238H29ZM32 237V238H31ZM38 237V238H37ZM51 237V238H50ZM88 237H90V238H88ZM210 237V238H209ZM224 237L226 238V237H228V238H226V239H224ZM252 239H251V238ZM10 238V239H9ZM55 238H56V240H55ZM204 238H205V240H204ZM217 238V239H216ZM258 238H260V240L258 239ZM13 241H12V240ZM31 239V240H30ZM49 241H47V240ZM64 239V240H63ZM82 239V240H81ZM89 241H88V240ZM91 239H92V242H91ZM224 239V240H223ZM249 239H250V241H249ZM22 240V241H21ZM59 240H60V242H59ZM80 240V242H78ZM163 240L166 242H163ZM167 240L168 241H170V243H167ZM200 240H202V242L204 243L205 241H206V243H208V242H214V243H212V244H210L209 246H211V247H209L208 248V244H205V245H201V244H203ZM204 240V241H203ZM249 241L248 242V244L245 246L244 245V242H246V241ZM2 241V242H1ZM18 241V242H17ZM21 241V243H19ZM46 241V242H45ZM56 241H57V243H56ZM63 241H64V243H63ZM193 241V242H192ZM208 241V242H207ZM216 241V242H215ZM221 241V242H222ZM244 241V242H243ZM260 241V242H259ZM59 242V243H58ZM62 242V244H60ZM89 242H90V244H89ZM17 243V244H16ZM49 243H50V245H49ZM80 243V244H79ZM88 243V244H87ZM175 243H178L179 245H180V247H181V245H182V247L180 248L177 244H175ZM201 243V244H200ZM242 243H243V246H242ZM46 244H48L49 246H50V248H49V246L48 245H46ZM54 244H56V245H54ZM78 244V245H77ZM168 244V245H167ZM171 244H174L175 246H173V245H171ZM194 246H193V245ZM197 244H198V246H197ZM227 244V247L225 246ZM255 244V243H254ZM263 244V245H262ZM54 245V246H53ZM62 245V246H61ZM79 245H81V246H79ZM84 245V246H83ZM164 247L165 245H167V246H165V248H163L162 246ZM169 245H171V246H169ZM200 245H201V249H203L202 251H199V250H201L200 249ZM56 246V247H55ZM79 246V247H78ZM84 248H83V247ZM90 246V247H89ZM161 246V247H160ZM173 246V248L174 249H176L175 247H177L178 246V248L180 249H176V250H171V247ZM187 246H188V248L190 249V251L192 250V251H194V249H195V251L197 250V248H199L198 250H197V252H196V254L197 255H194L195 254V252H193L191 255L192 256H195V257H192V256H190V258H192L191 260L193 261H191L188 257L189 256H187V255H190L189 253H191L190 251H188V249H187ZM203 246V247H202ZM206 246H207V248H206ZM212 246L213 247H215L216 246V249L214 248V249H212ZM241 246H242V248H241ZM263 246V247H262ZM43 247V248H42ZM45 247V248H44ZM58 247L60 248V249H58ZM70 247V248H69ZM73 247V248H72ZM92 247H95L94 248V250H91V249H93ZM151 247V248H150ZM152 247H154V248H152ZM157 247H160V248H162V249H164V251L162 250V249H160V248H157ZM168 247H170V250H171V253H172V251H174L172 254H171V257H170V254L168 255L167 253H169L167 250H169V248ZM193 247V248H192ZM197 247V248H196ZM204 247L206 248V249H208V251L206 250V249H204ZM262 247V248H261ZM66 248V249H65ZM80 248L81 249H85V248H87V249H85L84 251L85 252H87L88 250H91V253H93V254H91V253H89L90 251H88L87 253H84V251H83V253L86 255V257L85 258H82L81 257V259L79 258L80 256H79V254L81 253V254H83L82 253V251L80 250ZM89 248V249H88ZM91 248V249H90ZM98 248V250H101V251H96L95 249H97ZM102 248V249H101ZM142 248V249H143ZM155 248H156V250H155ZM219 248V249H218ZM226 248V249H225ZM43 249V250H42ZM52 249V250H51ZM68 249V250H67ZM72 249V250H71ZM150 249V250H149ZM182 249V250H181ZM211 249L212 250H214V251H211ZM260 249H261V251H260ZM48 253V255L49 254H51V256H48L47 255V253H44L45 251ZM51 250V251H50ZM58 250V251H57ZM73 251V252H71V251ZM81 251L80 253H79V251ZM146 250V251H145ZM167 252H166V251ZM185 250H187V251H185ZM61 251V252H60ZM78 251V252H77ZM93 251V252H92ZM134 251V252H133ZM141 251H142V253H141ZM144 251V252H143ZM148 251V252H147ZM199 251V252H198ZM205 251L208 253V257L206 256V254H205ZM260 251V252H259ZM56 252V253H55ZM99 252H101V253H99ZM135 252H136V254H137V256H136V254H135ZM145 252H147V254L145 253ZM179 252V253H178ZM201 252V253H200ZM212 252V253H211ZM213 252H214V254H213ZM243 252V253H244ZM42 253V254H41ZM62 253H64V254H62ZM70 253V254H69ZM99 254V256L101 257V258H99V257H97V255ZM144 253H145V255L147 256L146 258H144L145 257V255H144ZM182 253V254H181ZM198 253H200V255H202V257L198 254ZM232 255H231V254ZM234 253V254H233ZM259 253V254H258ZM40 254H41V256H40ZM46 256H48V257H51V259L49 258L48 259V257L46 258V257H44L45 255ZM57 256H55V255ZM61 254V255H60ZM80 254V255H81ZM83 254V255H84ZM88 254V255H87ZM91 254V255H90ZM94 254H95V257H93L94 256ZM100 254H102V255H100ZM122 254V255H121ZM138 254H140V255H138ZM142 254H143V257H142ZM215 255L214 257H215V260H214V257L213 256H211V255ZM224 254V255H223ZM230 254V255H229ZM240 254V255H241ZM44 255V256H43ZM60 255V256H59ZM66 255V256H65ZM84 255V256H85ZM90 255V256H89ZM105 255V256H104ZM134 255V257H132L131 258V256H133ZM166 255H168V256H166ZM185 255H186V257L188 258V259H186V257H185ZM198 255H199V257H198ZM6 256H8V257H6ZM82 256V255H81ZM93 257L92 259L90 258V257ZM103 256V257H102ZM117 256V255H116ZM130 256V257H129ZM167 258H166V257ZM205 256L207 257V259L205 258ZM211 256V257H210ZM217 256V257H216ZM222 256V257H221ZM261 256H263V257H261ZM41 257V258H40ZM89 257V258H88ZM105 257V258H104ZM141 259H140V258ZM182 257V258H181ZM183 257H184V259H183ZM197 257L198 258H201L200 259V261H199V263L197 262L198 261V259H197ZM221 257V258H220ZM44 258L47 260H45V262H44ZM55 258V259H54ZM57 258V259H56ZM77 258L78 259H80V260H77ZM134 258V259H133ZM138 258H139V260H138ZM177 258H181L180 260L179 259H177ZM193 258L195 259V261L193 260ZM217 258V259H216ZM229 258V259H228ZM263 258V259H262ZM4 259V260H3ZM37 259H38V261H37ZM98 259V260H97ZM106 260V262H104L105 260ZM108 259V260H107ZM133 261H132V260ZM135 259H136V261H135ZM183 259V260H182ZM260 259H257V261L259 262V263H261V264H264L263 262L264 261H259ZM62 260L65 262V263H62ZM163 260H165L164 261V263H163ZM166 260H168V262H166ZM190 260V261H189ZM43 261V262H42ZM96 261V262H95ZM110 263H109V262ZM118 261H119V263H118ZM205 263H204V262ZM225 261V262H226ZM13 262V263H12ZM55 262V263H54ZM117 262V263H116ZM126 262V263H125ZM131 262H134V263H131ZM181 262V263H182ZM210 262V263H211ZM221 262H223V263H221ZM39 263V262H38ZM71 262L69 261L68 262V264H70ZM71 263V264H72ZM79 263H77V264H79ZM82 263H80V264H82ZM113 263H111V264H113ZM176 263V264H177ZM186 263V264H187ZM143 264V263H142ZM182 264H185V263H182Z\"/></svg>",
	"mask_w": 264,
	"mask_h": 264
},
{
	"label": "bare ground",
	"instance_id": "obj_2",
	"mask_svg": "<svg viewBox=\"0 0 264 264\" xmlns=\"http://www.w3.org/2000/svg\"><path fill=\"white\" fill-rule=\"evenodd\" d=\"M11 1V0H10ZM31 0H15V1H11V2H14V5H15V7H23V6H25V5H27L28 4V2H30ZM49 1V0H48ZM58 1V0H57ZM61 2H62V0H60ZM70 1V0H69ZM131 1V0H130ZM133 1V0H132ZM139 1V0H138ZM141 1H143V2H145L146 3V1H148V0H140V2ZM154 1V0H153ZM157 1V0H156ZM160 1V0H159ZM173 1V0H172ZM188 2H190L191 4H190V6L191 5H193L194 3V5H196V3H197V5L199 4V3H201L202 1L201 0H187ZM219 1H221V0H219ZM218 1V2H219ZM232 1V0H231ZM257 1H259V0H257ZM256 1V2H257ZM263 1V0H262ZM8 2V1H7ZM54 2V1H53ZM96 1L95 0H74V4H80V3H93V5L95 6V3ZM103 2V1H102ZM104 2L105 3H115L116 2V0H104ZM121 2V1H120ZM123 2V1H122ZM121 2V3H122ZM124 2H126V1H124ZM123 2V3H124ZM149 2H151V1H149ZM149 2L147 3V5L149 4ZM164 2V1H163ZM178 2H180V1H178ZM208 2H210V1H208ZM225 2H227V1H225ZM224 2V3H225ZM239 2V1H238ZM242 2H244V0L242 1ZM241 1H240V4L242 3ZM6 3V2H5ZM46 3V2H45ZM72 3V2H71ZM119 3V2H118ZM136 3H138V2H136ZM144 3V4H145ZM152 3V2H151ZM150 3V4H151ZM165 3V2H164ZM171 3V2H170ZM169 3V4H170ZM176 3V2H175ZM206 2H204V4H205ZM211 3H213V2H211ZM245 3V2H244ZM262 3V2H261ZM11 4H13V3H11ZM34 4V3H33ZM50 4V3H49ZM57 4H60V3H57ZM97 4V3H96ZM110 4V5H111ZM140 5H141V3H139ZM166 4V3H165ZM164 4V5H165ZM168 4V5H169ZM176 4H178V3H176ZM181 4V3H180ZM231 4H234L233 2H231ZM239 4V5H240ZM252 4V3H251ZM255 4V3H254ZM258 4V3H257ZM263 4H264V1H263ZM262 4V5H263ZM48 5V4H47ZM62 5V4H61ZM64 5V4H63ZM65 5H67V4H65ZM70 5V4H69ZM87 5V4H86ZM92 5V4H91ZM100 5V4H99ZM128 5H130V4H128ZM133 5V4H132ZM140 5H139V7H140ZM179 5V4H178ZM203 5V4H202ZM206 5V4H205ZM208 5V4H207ZM212 5V4H211ZM210 5V6H211ZM214 5V4H213ZM235 5V4H234ZM243 5V4H242ZM245 5V4H244ZM250 5V4H249ZM12 6V5H11ZM11 6L10 5H8V6H6V7H4L3 8V10H1L0 9V24H2V22L6 19V17L8 16V15H12V13L10 14L9 12H12V10L13 9H11ZM43 6H45V5H43ZM50 6V5H49ZM54 6V5H53ZM79 6V5H78ZM84 6V5H83ZM106 6V5H105ZM109 6V5H108ZM107 6V7H108ZM113 6V5H112ZM126 6V5H125ZM135 6V5H134ZM144 6H146V5H144ZM149 6V5H148ZM156 6V5H155ZM161 6H163V5H161ZM170 6V5H169ZM175 6V5H174ZM173 6V7H174ZM189 6V5H188ZM209 6V5H208ZM219 6V5H218ZM226 6H227V4H226ZM28 7V6H27ZM52 7V6H51ZM59 7V6H58ZM138 7V6H137ZM136 7V8H137ZM141 7L143 8V6L141 5ZM150 7V6H149ZM152 7V6H151ZM154 7V6H153ZM158 7V6H157ZM194 7V6H193ZM199 7H200V5H199ZM239 7H242V6H239ZM24 8V7H23ZM22 8V9H23ZM38 8V7H37ZM40 8V7H39ZM46 8V7H45ZM62 8V7H61ZM60 8V9H61ZM69 8V7H68ZM89 8V7H88ZM92 8V7H91ZM94 8V7H93ZM135 8V7H134ZM141 8V9H142ZM159 8V7H158ZM168 8V7H167ZM171 8V7H170ZM176 8V7H175ZM185 8V7H184ZM198 8V7H197ZM196 8V9H197ZM225 8H227V7H225ZM233 8V7H232ZM236 8V7H235ZM74 9V8H73ZM118 9V8H117ZM141 9H139L140 11H141ZM146 9V8H145ZM165 9V8H164ZM163 9V10H164ZM178 9V8H177ZM187 9V8H186ZM189 9V8H188ZM191 9H192V7H191ZM210 9V8H209ZM215 9V8H214ZM220 9V8H219ZM222 9H223V7H222ZM229 9V8H228ZM239 9V8H238ZM10 10V11H9ZM16 10H17V8H16ZM36 10V9H35ZM62 10V9H61ZM65 10V9H64ZM95 10V9H94ZM111 10V9H110ZM137 10V9H136ZM148 10H149V8H148ZM159 10V9H158ZM172 10V9H171ZM180 10H181V8H180ZM184 10V9H183ZM199 10V9H198ZM197 10V11H198ZM202 10V9H201ZM218 10V9H217ZM230 10V9H229ZM232 10V9H231ZM233 10H234V8H233ZM6 11H9L8 12V14L6 13ZM19 11V10H18ZM56 11H58V10H56ZM67 11V10H66ZM89 11V10H88ZM97 13H98V11L97 10H95ZM102 11H104V9L102 10ZM112 12H114V10H111ZM120 11V10H119ZM135 11V10H134ZM142 11H143V9H142ZM166 11V10H165ZM190 11V10H189ZM205 11H207L206 9H205ZM208 11H210V10H208ZM236 11V10H235ZM22 12V11H21ZM30 12V11H29ZM28 12V13H29ZM35 12V11H34ZM49 12V11H48ZM52 12V11H51ZM69 12H70V10H69ZM92 12V11H91ZM95 12V13H96ZM116 12V11H115ZM124 12V11H123ZM136 12V11H135ZM139 12V11H138ZM157 12V11H156ZM172 12V11H171ZM176 12V11H175ZM182 12V11H181ZM203 12V11H202ZM201 12V14H203ZM211 12V11H210ZM213 12V11H212ZM220 12V11H219ZM228 12V11H227ZM237 12V11H236ZM235 12V13H236ZM241 12V11H240ZM257 12V11H256ZM255 12V13H256ZM14 13V12H13ZM43 13H45V10H44V12ZM120 13V12H119ZM159 13V12H158ZM164 13V12H163ZM162 13V14H163ZM165 13H167V12H165ZM174 13V12H173ZM186 13V12H185ZM187 13H188V11H187ZM192 13V12H191ZM232 13H234L233 11H232ZM238 13V12H237ZM259 13H261V11L259 12ZM24 14V13H23ZM41 14H42V12L40 13V15H38L39 17L41 16ZM52 14V13H51ZM62 14V13H61ZM73 14V13H72ZM83 14V13H82ZM85 14V13H84ZM108 14H109V12H108ZM135 14H138V13H135ZM134 13L133 14H131V15H134V16H136ZM140 14V13H139ZM139 14H138V16H139ZM142 14V13H141ZM146 14V13H145ZM153 14V13H152ZM169 13H167V15H168ZM197 14H198V12H197ZM208 14V13H207ZM217 14H219L218 12H217ZM241 14V13H240ZM248 14V13H247ZM17 15V14H16ZM29 15V14H28ZM48 15V14H47ZM58 15V14H57ZM63 15V14H62ZM95 15H97V14H95ZM106 15V14H105ZM116 16H117V14H115ZM128 15V14H127ZM178 15V14H177ZM176 15V16H177ZM199 15H200V13H199ZM198 15V16H199ZM204 15V14H203ZM212 15V14H211ZM214 15H216V12H215V14ZM227 15V14H226ZM229 15V14H228ZM234 15V14H233ZM236 15V14H235ZM243 15H245V14H243ZM257 15H259L258 13L256 14V16ZM22 15H20V17H21ZM25 16H26V14H25ZM30 16H32L33 17V15H30ZM37 16V17H38ZM45 16H46V14H45ZM88 16V15H87ZM89 16H90V14H89ZM109 16V15H108ZM137 16V17H138ZM142 17H143V15H141ZM145 16V15H144ZM150 16V15H149ZM174 16V15H173ZM172 16V17H173ZM208 16H209V14H208ZM208 16H206V17H208ZM218 16V15H217ZM231 16V15H230ZM247 16V15H246ZM246 16H244V18L246 17ZM42 17V16H41ZM44 17V16H43ZM82 17V16H81ZM98 17V16H97ZM100 17V16H99ZM101 17H103V16H101ZM107 17V16H106ZM110 17V16H109ZM120 17V16H119ZM130 17V16H129ZM133 17V16H132ZM155 17V16H154ZM159 17V16H158ZM162 17V16H161ZM167 17V16H166ZM169 17H171V16H169ZM204 17H205V15H204ZM212 17H214V16H212ZM12 18V17H11ZM15 18V17H14ZM19 18V17H18ZM27 18V17H26ZM44 18H46V17H44ZM64 18H65V16H64ZM88 18V17H87ZM122 18V17H121ZM145 18H146V16H145ZM215 18V17H214ZM217 19L219 18V17H216ZM221 18V17H220ZM219 18V19H220ZM223 18V17H222ZM225 18V17H224ZM232 18V17H231ZM233 18H235V17H233ZM237 18V17H236ZM29 19V18H28ZM34 19V18H33ZM52 19H54V18H52ZM76 19V18H75ZM89 19H91V18H89ZM108 19V18H107ZM137 19V18H136ZM150 19V18H149ZM173 19V18H172ZM197 18H195L194 20H196ZM209 19V18H208ZM216 19V20H217ZM230 19V18H229ZM229 19H228V21H229ZM238 19H239V17H238ZM238 19H237V21H238ZM70 20V19H69ZM113 20H114V18H113ZM112 20V21H113ZM129 20V19H128ZM128 20H126V21H128ZM132 19H130V22L129 23H131L132 21H134V18H133V20L131 21ZM147 20H148V18H147ZM178 20V19H177ZM193 20V21H194ZM234 19H232L231 21H233ZM30 21V20H29ZM48 21V20H47ZM55 21V20H54ZM82 21V20H81ZM80 21V22H81ZM86 21V20H85ZM88 21V20H87ZM93 21H94V19H93ZM104 21V20H103ZM136 21V20H135ZM138 21V20H137ZM136 21V23H138ZM213 21V20H212ZM223 21V20H222ZM224 21H227V20H224ZM227 21V22H228ZM236 21V22H237ZM242 20H240V22H241ZM245 21V20H244ZM67 22V21H66ZM71 22V21H70ZM77 22V21H76ZM83 22V21H82ZM81 22V23H82ZM90 22V21H89ZM98 22V21H97ZM114 22V21H113ZM144 22V21H143ZM152 22V21H151ZM195 22V21H194ZM198 22V21H197ZM216 22V21H215ZM217 22H218V20H217ZM227 22H225V24L227 23ZM19 23V22H18ZM22 23V22H21ZM24 23V22H23ZM33 23V22H32ZM51 23V22H50ZM69 23V22H68ZM101 23V22H100ZM103 23V22H102ZM106 23H107V21H106ZM109 23V22H108ZM135 22H133V24H134ZM141 23V22H140ZM172 23V22H171ZM174 23H175V21H174ZM196 23V22H195ZM201 22H199V24H200ZM203 24L205 23V22H202ZM210 23V22H209ZM221 23V22H220ZM232 24V22H229V24ZM237 23H239V22H237ZM244 23V22H243ZM245 23H247V22H245ZM244 23V24H245ZM13 24H14V22H13ZM29 24V23H28ZM66 24V23H65ZM98 24H99V22H98ZM110 24H111V22H110ZM123 24V23H122ZM132 24V23H131ZM143 24V23H142ZM187 24H188V22H187ZM193 24V23H192ZM207 24V23H206ZM222 24L224 25V23L222 22ZM236 24V23H235ZM242 24V23H241ZM10 25V24H9ZM21 25V24H20ZM26 25V24H25ZM43 25V24H42ZM70 25V24H69ZM75 25V24H74ZM95 25H97V24H95ZM105 25H107V24H105ZM109 25V24H108ZM145 25H146V23H145ZM144 25V26H145ZM148 25V24H147ZM152 25V24H151ZM155 24H153V26H154ZM190 25H191V23H190ZM189 25V26H190ZM196 25V24H195ZM201 25V24H200ZM214 25V24H213ZM238 25V24H237ZM3 26V25H2ZM2 26H0L1 28H0V33H2V32H7L8 34H6L5 33V35L10 39V40H12V41H26V40H29V41H31V40H38V38H45V37H47V35H49L50 33H52L53 31L55 32V30L56 29H49V26L47 25V26H42L41 28L42 29H40V27H39V29H36V30H34V29H32L31 27V29L33 30V32H32V34H30V35H25L24 33H25V31H26V33H27V30L29 29V27L28 28H22L23 30H24V33H22V31L23 30H20L21 31V33L20 34H18V33H15L14 32V29L16 30L17 28H14L13 29V31H11V29L13 28H11L10 29V31L9 30H7L6 28L3 30L2 29ZM6 26V25H5ZM4 26V27H5ZM14 26V25H13ZM81 26V25H80ZM83 26V25H82ZM126 26H128V22H127V24H125L124 25V27H126ZM131 26V25H130ZM137 26V25H136ZM155 26H157V25H155ZM199 26V25H198ZM209 26V25H208ZM221 27V25H219L218 24V27ZM234 26V25H233ZM244 26V25H243ZM9 27V26H8ZM21 27V26H20ZM22 27H24V26H22ZM56 27H58V26H56ZM96 27V26H95ZM129 27V26H128ZM191 27H193V26H191ZM227 27V25L226 26H224V28H226ZM230 26H228L227 28H229ZM76 28V27H75ZM87 28H88V26H87ZM110 28H111V26H110ZM122 28H123V26H122ZM121 27H120V29H122ZM159 27H157V29H158ZM162 28V27H161ZM199 28V27H198ZM206 28H208V27H206ZM211 28H214V27H211ZM226 28V29H227ZM21 29V28H20ZM31 29H29L30 31H31ZM69 29V28H68ZM89 29V28H88ZM99 29V28H98ZM124 29V28H123ZM147 29V28H146ZM164 29V28H163ZM162 29V31H164ZM175 29V28H174ZM186 29V28H185ZM202 29V28H201ZM205 29V28H204ZM221 29L222 28H220V31H221ZM230 29H231V27H230ZM101 30V29H100ZM107 30V29H106ZM116 30V29H115ZM119 30V29H118ZM143 30V29H142ZM149 30V29H148ZM152 30V29H151ZM165 30H166V28H165ZM214 30H215V28H214ZM214 30H212L213 32H214ZM216 30H217V27H216ZM224 31H225V29H223ZM76 31V30H75ZM98 31V30H97ZM96 31V32H97ZM101 31H104V30H101ZM121 31V30H120ZM144 31V30H143ZM157 31V30H156ZM159 31V30H158ZM172 31H174V30H172ZM185 31V30H184ZM203 31V30H202ZM220 31L218 32V31H216V33L218 32L219 33V35H220ZM67 32V31H66ZM73 32V31H72ZM72 32H71V34H72ZM78 32V31H77ZM111 32H113L114 33V31H111ZM119 32V31H118ZM131 32V31H130ZM207 32V31H206ZM68 33H70L69 31H68ZM67 33V34H68ZM85 33V32H84ZM107 33V32H106ZM105 33V34H106ZM136 33V32H135ZM193 33V32H192ZM210 33H212V32H210ZM217 33V34H218ZM223 33V32H222ZM221 33V34H222ZM224 33H226V32H224ZM246 33V32H245ZM55 34V33H54ZM70 34V35H71ZM78 34H79V32H78ZM77 34V35H78ZM80 34H82V32L80 33ZM87 34H88V32H87ZM90 34V33H89ZM101 34V33H100ZM111 34V33H110ZM127 34V33H126ZM141 34V33H140ZM147 34V33H146ZM167 34H168V32H167ZM174 34H177V33H174ZM194 34V33H193ZM206 34H208V33H206ZM214 34V33H213ZM229 34V33H228ZM247 34H249V33H247ZM53 35V34H52ZM60 35V34H59ZM62 35V34H61ZM72 35H74L75 36V33H73ZM76 35V36H77ZM84 35V34H83ZM90 35H92V33L90 34ZM89 35V36H90ZM98 35V34H97ZM128 35V34H127ZM156 35V34H155ZM158 35V34H157ZM209 35V34H208ZM211 35V34H210ZM235 35V34H234ZM246 35V34H245ZM0 36H1V34H0ZM75 36V37H76ZM88 36V35H87ZM96 36V35H95ZM117 35H115V37H116ZM176 36V35H175ZM191 36V35H190ZM197 36V35H196ZM217 36V35H216ZM231 36V35H230ZM252 36V35H251ZM70 37V36H69ZM73 36H71V38H72ZM108 37H109V35H108ZM136 37V36H135ZM141 37V36H140ZM143 37H146V36H143ZM152 37H153V35H152ZM151 37V38H152ZM164 37V36H163ZM177 37V36H176ZM181 37V36H180ZM211 37H213V36H211ZM246 37V36H245ZM263 37V36H262ZM51 38V37H50ZM65 38V37H64ZM71 38H69L70 40H71ZM78 38H80V37H78ZM83 38V37H82ZM81 38V39H82ZM112 38V37H111ZM128 38V37H127ZM133 38V37H132ZM137 38V37H136ZM161 38V37H160ZM227 38V37H226ZM228 38H229V36H228ZM255 38V37H254ZM253 38V39H254ZM257 38V37H256ZM42 39V40H43ZM57 39V38H56ZM67 39V38H66ZM77 39V38H76ZM88 39H91V38H88ZM103 39V38H102ZM123 39V38H122ZM140 39V38H139ZM186 39H187V37H186ZM223 39V38H222ZM262 39V38H261ZM45 40V39H44ZM47 40V39H46ZM52 40V39H51ZM50 40V41H51ZM94 40V39H93ZM136 40V39H135ZM147 40V39H146ZM154 40V39H153ZM152 40V41H153ZM248 40V39H247ZM1 41V40H0ZM40 41V40H39ZM69 41V40H68ZM71 41H73V40H71ZM82 41V40H81ZM90 41V40H89ZM151 41V40H150ZM162 41H163V39H162ZM178 41V40H177ZM221 41V40H220ZM250 41H253V40H250ZM18 42V43H19ZM28 42V41H27ZM55 43H56V41H54ZM60 42V41H59ZM63 42V41H62ZM76 42H78L77 40H76ZM83 42V41H82ZM131 42V41H130ZM158 42H160V41H158ZM191 42H192V40H191ZM224 42V41H223ZM245 42V41H244ZM257 42V41H256ZM1 43V42H0ZM5 43V42H4ZM3 43V44H4ZM9 43V42H8ZM22 43V42H21ZM21 43H19V44H21ZM24 43V42H23ZM30 43V42H29ZM35 43V42H34ZM40 43V42H39ZM88 43V42H87ZM139 43V42H138ZM189 43V42H188ZM242 43V42H241ZM261 43V42H260ZM46 44V43H45ZM50 44V43H49ZM48 44V46H50ZM60 44V43H59ZM123 44V43H122ZM126 44V43H125ZM168 44V43H167ZM170 44V43H169ZM175 44V43H174ZM220 44V43H219ZM230 44V43H229ZM237 44V43H236ZM254 44V43H253ZM256 44V43H255ZM8 45V44H7ZM26 45V44H25ZM36 45V44H35ZM54 45V44H53ZM77 45V44H76ZM82 45V44H81ZM80 45V46H81ZM90 45V44H89ZM100 45V44H99ZM109 45V44H108ZM115 45V44H114ZM113 45V46H114ZM124 45V44H123ZM135 45V44H134ZM134 45H132V46H134ZM153 45V44H152ZM264 45V44H263ZM11 46V45H10ZM20 46V45H19ZM27 47H28V45H26ZM30 46V45H29ZM40 46V45H39ZM42 46H43V44H42ZM47 46V45H46ZM95 46V45H94ZM167 46V45H166ZM190 46V45H189ZM198 46V45H197ZM233 46V45H232ZM255 46V45H254ZM51 47H52V45H51ZM60 47V46H59ZM63 47V46H62ZM75 47V46H74ZM97 47V46H96ZM136 47V46H135ZM150 47V46H149ZM159 47H161V46H159ZM193 47H195V46H193ZM201 47H203L204 48V46H201ZM210 47V46H209ZM219 47V46H218ZM223 47V46H222ZM251 47V46H250ZM20 48V47H19ZM22 48V47H21ZM35 48V47H34ZM41 48H43V47H41ZM70 48V47H69ZM78 48H79V45H78V47H76V49L78 50ZM91 48V47H90ZM104 48V47H103ZM115 48H117V46H115ZM165 48V47H164ZM167 48V47H166ZM165 48V49H166ZM216 48L217 47H215V50H216ZM233 48V47H232ZM237 48V47H236ZM7 49H9V48H7ZM92 49V48H91ZM112 49V48H111ZM122 49V48H121ZM168 49H170V48H168ZM173 49V48H172ZM193 49V48H192ZM195 49V48H194ZM237 49H239V48H237ZM254 49V48H253ZM252 49V50H253ZM44 50V49H43ZM74 50V49H73ZM86 50V49H85ZM120 50V48L117 50L116 49V51H119ZM124 50V49H123ZM127 50H129V49H127ZM183 50V49H182ZM186 50V49H185ZM196 50V49H195ZM199 50V49H198ZM207 50V49H206ZM213 50V49H212ZM222 50V49H221ZM226 50V49H225ZM230 50V49H229ZM243 50V49H242ZM249 51H250V49H248ZM255 50V49H254ZM253 50V51H254ZM257 50V49H256ZM18 51V50H17ZM21 51V50H20ZM25 51H27V50H25ZM51 50H49V52H50ZM65 51H67V50H65ZM91 51V50H90ZM92 51H93V49H92ZM95 51V50H94ZM113 51V50H112ZM111 51V52H112ZM121 51V50H120ZM156 51V50H155ZM172 51V50H171ZM177 51H179V50H177ZM188 51V50H187ZM210 51H211V49H210ZM233 51V50H232ZM234 51H236V49L234 50ZM262 51V50H261ZM47 52V51H46ZM62 52V51H61ZM83 52V51H82ZM96 52V51H95ZM108 52V51H107ZM107 52L105 53V54H107ZM122 52V51H121ZM183 52V51H182ZM186 52V51H185ZM190 52V51H189ZM204 52V51H203ZM206 52V51H205ZM204 52V53H205ZM219 52V51H218ZM217 52V53H218ZM223 52H224V48H223ZM223 52H221L224 56H225V54L223 53ZM237 52V51H236ZM235 52V53H236ZM257 52V51H256ZM259 52V51H258ZM30 53H32V52H30ZM38 53V55H40L39 54V52H37ZM41 53V52H40ZM64 53V52H63ZM62 53V54H63ZM74 53V52H73ZM85 53V51L83 52V54ZM90 53V52H89ZM98 53H99V51H98ZM112 53H114V52H112ZM117 53H119V52H117ZM123 53V52H122ZM126 53V52H125ZM131 53V52H130ZM139 53V52H138ZM178 53V52H177ZM203 53V54H204ZM208 53V52H207ZM206 53V54H207ZM210 53V52H209ZM244 52H242V54H243ZM261 53V52H260ZM264 53V52H263ZM10 54V53H9ZM15 54V53H14ZM13 53H12V55H14ZM19 55H20V53H18ZM27 54H29V53H27ZM27 54H25V53H21V56L19 57V61L20 60H22V61H24L25 60V62H26V60H27ZM42 54H43V52H42ZM49 54H51V53H49ZM81 55H82V53H80ZM96 54V53H95ZM103 54H104V52H103ZM111 54V53H110ZM110 54H109V57H110ZM132 54V53H131ZM134 54L136 55L137 53H135L134 52ZM154 54V53H153ZM152 54V55H153ZM166 53H164V55H165ZM179 54H181V52H179ZM184 54V53H183ZM187 54V53H186ZM185 54V55H186ZM212 54V53H211ZM230 54V53H229ZM241 54V53H240ZM240 54H239V56H240ZM253 54V53H252ZM255 54V53H254ZM253 54V55H254ZM7 55V54H6ZM18 55V56H19ZM32 55H33V53H32ZM36 55V53H34V56ZM38 55H36V56H38ZM46 55V54H45ZM68 55V54H67ZM69 55H71V54H69ZM73 55H75V54H73ZM77 55H79V53L77 52ZM85 55V54H84ZM90 55V54H89ZM112 55V54H111ZM121 56L123 55V54H120ZM129 55V54H128ZM127 55V56H128ZM134 55V56H135ZM142 55V54H141ZM147 55H149V54H147ZM161 55V54H160ZM171 55H173V53L171 54ZM174 55H175V53H174ZM195 55V54H194ZM209 55V54H208ZM215 55H216V53H215ZM227 55V54H226ZM29 56H31V55H29ZM41 56H44V55H41ZM62 56V55H61ZM60 56V57H61ZM88 56V55H87ZM90 56H92V55H90ZM107 56V55H106ZM105 56V57H106ZM114 56V55H113ZM126 56V55H125ZM124 56V57H125ZM131 56V55H130ZM133 56V57H134ZM156 56V55H155ZM162 56V55H161ZM180 56V55H179ZM187 56H188V54H187ZM205 56H207V55H205ZM211 56V55H210ZM219 56V55H218ZM227 56H229V55H227ZM233 56V55H232ZM238 56V55H237ZM247 56V55H246ZM250 56V55H249ZM6 57H8V56H6ZM15 57V56H14ZM13 57V58H14ZM55 57V56H54ZM64 57V56H63ZM62 57V58H63ZM74 57V56H73ZM79 57H81V56H79ZM83 57V56H82ZM82 57H81V59H82ZM85 57V56H84ZM89 57V56H88ZM104 56H102V58H103ZM112 57V56H111ZM117 57V56H116ZM115 57V58H116ZM123 57V56H122ZM129 57V56H128ZM133 57H132V59H133ZM143 57V56H142ZM153 57V56H152ZM166 57V56H165ZM165 57H164V59H165ZM168 57H170V56H168ZM174 57V56H173ZM196 57V56H195ZM199 57V56H198ZM203 57V56H202ZM216 57V56H215ZM220 57H222L223 58V56H220ZM233 57H236L235 55L233 56ZM232 57V58H233ZM254 57V56H253ZM260 57V59L261 60H256L255 59V65L256 66H258L257 67V70H258V72L254 69V73H253V75L251 74V72H250V74H247L248 73V65L249 66H251L250 64H249V61H245L247 64L246 65H244L245 64V62L243 63V60L242 61H240V65H241V63L244 65H242V67H241V69H242V71H243V69H244V71H245V69H246V67H247V69H246V71H247V73H245V75H243V73H244V71H243V73H240L239 74V77H238V79L236 78L237 76H235V78H236V81H239L240 82V80H242V82H245L246 84H243V83H241L240 82V84H243V87H244V85H245V87H247V88H249V90H251V88L250 87H252L254 84H256L255 83V81H258V82H260V83H262V76H263V79H264V59L262 60V58H261V55L259 56ZM3 58H5V57H3ZM11 58V57H10ZM30 58V57H29ZM41 58V57H40ZM65 58V57H64ZM67 58V57H66ZM70 58V57H69ZM95 58V57H94ZM118 58V57H117ZM116 58V59H117ZM125 58H127V57H125ZM147 57H145V58H143L144 60L146 59ZM150 58V57H149ZM163 58V57H162ZM184 58V57H183ZM194 58V57H193ZM197 58V57H196ZM204 58V57H203ZM202 58V59H203ZM217 58V57H216ZM229 58V57H228ZM241 58V56L239 57V59ZM248 58V57H247ZM264 58V57H263ZM2 59V58H1ZM0 59V61H3V59L1 60ZM6 59V58H5ZM15 59H17V58H14V61H15ZM32 59V58H31ZM51 59V58H50ZM52 59H53V57H52ZM68 59V58H67ZM71 59H73V58H71ZM85 59H86V57H85ZM91 59V58H90ZM100 59V58H99ZM104 59V58H103ZM103 59H100V61L101 60H103ZM107 59V58H106ZM105 59V60H106ZM110 59H113L114 60V57L113 58H110ZM130 59V58H129ZM177 59H178V57H177ZM176 59V60H177ZM179 59H181V58H179ZM178 59V60H179ZM192 59V58H191ZM190 59V60H191ZM207 59V58H206ZM206 59H205V61H206ZM210 59V58H209ZM225 59V58H224ZM231 59V58H230ZM230 59H228V60H230ZM237 59V58H236ZM235 59V60H236ZM238 59V60H239ZM241 59H243V58H241ZM9 60V59H8ZM13 60V59H12ZM34 60V59H33ZM32 60V61H33ZM37 60V59H36ZM95 60H97L98 62H99V64H100V61L98 60V59H96L95 58ZM108 60H109V58H108ZM118 60V59H117ZM123 60V59H122ZM131 60V59H130ZM139 60H140V58H139ZM142 60V59H141ZM159 60V59H158ZM174 60V59H173ZM172 60V61H173ZM188 60V59H187ZM195 60V59H194ZM200 60V59H199ZM204 60V59H203ZM208 60V59H207ZM219 60V59H218ZM223 60V59H222ZM226 60V59H225ZM228 60H226V61H228ZM233 60V59H232ZM28 62H30V60H27ZM59 61V60H58ZM69 61V60H68ZM76 60L74 59V61H71V62H75ZM90 61V60H89ZM110 61V60H109ZM118 61H120V56H119V60ZM127 61V60H126ZM137 61V60H136ZM135 61V62H136ZM166 61H167V59H166ZM169 61V60H168ZM184 61V60H183ZM189 61V60H188ZM192 61H193V59H192ZM221 61V60H220ZM226 61H222V62H226ZM231 61V60H230ZM17 62V61H16ZM35 62V61H34ZM42 62H44V60L42 61ZM47 62V61H46ZM50 62V61H49ZM77 62V61H76ZM84 62V61H83ZM112 62V61H111ZM110 62V63H111ZM128 62V61H127ZM133 62V61H132ZM141 61H139V63H140ZM159 62V61H158ZM174 62V61H173ZM173 62H171L170 61V63L172 64ZM212 62V61H211ZM218 62V61H217ZM216 62V63H217ZM221 62V63H222ZM2 63V62H1ZM24 63V62H23ZM31 63V62H30ZM59 63V62H58ZM78 63H80V62H78ZM90 63H92V60H91V62ZM107 63H109L108 61H107ZM137 63V62H136ZM142 63V62H141ZM160 63V62H159ZM175 63V62H174ZM180 63V62H179ZM179 63L177 62V64L179 65ZM194 63H197V62H194ZM194 63H190V66H192L193 67V65H191V64H194ZM207 63H209V62H207ZM206 63V64H207ZM215 63V64H216ZM227 63V62H226ZM230 63H232V62H230ZM9 64V63H8ZM37 64V63H36ZM69 64V63H68ZM67 64V65H68ZM73 64V63H72ZM76 64V63H75ZM74 64V65H75ZM84 64H86V63H84ZM102 65H103V61H102V63H101ZM106 64V63H105ZM119 64V63H118ZM129 64H130V62L129 63H127V67H129ZM138 64V63H137ZM164 64V63H163ZM176 64V63H175ZM182 64V63H181ZM181 64H180V66H181ZM198 64V63H197ZM228 64H229V62H228ZM233 64V63H232ZM252 64H253V62H252ZM1 65V64H0ZM4 65V64H3ZM20 65H21V63H20ZM41 65V64H40ZM50 65H51V63H50ZM64 65V64H63ZM79 65V64H78ZM81 65V64H80ZM82 65H83V63H82ZM92 65V64H91ZM98 65V64H97ZM101 65V66H102ZM131 65V64H130ZM139 65V64H138ZM142 65V64H141ZM155 65H156V63H155ZM165 65H168V64H165ZM164 65V66H165ZM174 65V64H173ZM218 65V64H217ZM231 65V64H230ZM239 65V64H238ZM23 66V65H22ZM26 66V65H25ZM48 66V65H47ZM54 65H52L51 67H53ZM76 66V65H75ZM88 66V65H87ZM87 66H85V67H87ZM95 66V65H94ZM99 66V65H98ZM110 66V65H109ZM122 66V65H121ZM120 66V67H121ZM132 66V65H131ZM131 66H130V68H131ZM179 66V67H180ZM183 66V65H182ZM201 66H202V64H201ZM219 66V65H218ZM232 66V65H231ZM246 66V67H245ZM5 67H6V65H5ZM34 67V66H33ZM41 67H42V65H41ZM65 67V66H64ZM69 67V66H68ZM97 67V66H96ZM115 67V66H114ZM119 67V66H118ZM145 67V66H144ZM154 67V66H153ZM163 67V66H162ZM173 67V66H172ZM175 67V66H174ZM177 67V66H176ZM188 67V66H187ZM195 67H196V65H195ZM204 66H202V69H204L203 68ZM210 67V66H209ZM216 67V66H215ZM219 67H222V65H220ZM235 67V66H234ZM239 67V68H240ZM26 68H27V66H26ZM25 68V71L27 70ZM44 68V67H43ZM47 68H49V67H47ZM109 67H107V69H108ZM136 68V67H135ZM140 68V67H139ZM142 68V67H141ZM152 68V67H151ZM156 68V67H155ZM159 68H161V67H159ZM158 68V69H159ZM178 68V67H177ZM177 68L175 69L176 71L174 72V71H171V70H173L174 68H172L170 71H171V74L168 72V69H166L167 70V72L169 73V75H172L173 77H174V74H176V72H178L177 71ZM183 68V67H182ZM182 68L180 67V69L182 70ZM206 68V67H205ZM213 69H214V67H212ZM212 68H210V69H212ZM12 69V68H11ZM18 69V68H17ZM17 69H16V71H17ZM29 69V68H28ZM51 69V68H50ZM49 69V70H50ZM53 69V68H52ZM51 69V70H52ZM62 69V68H61ZM70 69V68H69ZM100 68H98V70H99ZM103 69V68H102ZM137 69V68H136ZM162 69V68H161ZM161 69H159V70H161ZM170 69V68H169ZM185 69V68H184ZM183 69V70H184ZM202 69H200L199 71H198V73H200V74H202V73H205L206 71L204 70V72H200ZM208 68H206V70H207ZM210 70L211 71V73L210 74H212V75H210V76H216L215 74H219L218 72H219V70L218 69H216L215 71H216V73H215V71L214 70ZM222 70H220V71H224V72H226L225 73V75L228 73V72H231L230 71V68H229V71L227 72V70L225 71V69H226V67H225V69H223V68H221ZM231 69H232V67H231ZM235 71H233V72H235V74L237 75V72L236 71H240L241 69H239V70H237V68L235 67ZM1 70H2V68H1ZM6 70V69H5ZM23 70V72H24V69H22ZM46 70V69H45ZM81 70V69H80ZM85 70V69H84ZM96 71H97V69H95ZM105 70V69H104ZM127 70V69H126ZM135 70V69H134ZM150 70L151 69H149V71H147V72H150ZM153 70H155V69H153ZM157 70V69H156ZM179 70V69H178ZM181 70H179V71H181ZM182 70V71H183ZM197 70V69H196ZM217 70H218V72H217ZM11 71V70H10ZM47 71H48V69H47ZM61 71V70H60ZM64 71V70H63ZM67 71V70H66ZM72 71V70H71ZM109 71H110V69H109ZM132 71V70H131ZM145 71V70H144ZM162 71V70H161ZM163 71H165L164 69H163ZM181 71V77H183L184 76V74L186 75V77L184 76V78L181 80V79H176V80H178V81H180L179 83H178V81H176V83L175 84H178V85H181V86H179L180 88H177L176 89V86L173 84V86H175V88L174 87H172V89L171 88H168L169 90H171V91H169L168 92V89H166L167 90V92H165V94L163 93V88L164 87H170V85H172V83L171 84H168V83H170L171 82V80H168V83H167V86H165L166 85V83H164L165 85H163V82H162V80H161V78H163V77H161L160 78V80H161V85H163L162 87H160L161 88V90H162V92L161 93H159L158 91H160V90H158L159 89V87H156L154 84H157L158 83V81L157 82H155V83H153V85H154V87H152L153 85H151L152 83H150L149 82V80L146 78V76H145V79L146 80H148V84L150 83V85H147V86H150L149 88L145 85L146 83H142V84H144L143 85V90H144V88L145 89H149V90H140L139 89V91H133L134 93H132L131 91L129 92H127L126 91V93H127V95H126V93H125V97H124V90L122 91V90H119L118 88L120 87V85L119 84H117L116 82V84L117 85H114V82H113V85L114 86H112L111 84V86H112V89L109 87V90L108 91H106V90H104V91H102V95H97V93L96 94H93V95H90L91 93V91L90 92H87V91H89L90 89L91 90H93L92 88H89V90L88 89H86L85 88V91L83 92V94L84 93H86V94H84L85 96H84V98L83 99H87L86 101H90L91 102V104H92V101L94 102L96 99L97 100H100L99 101V105L96 103V105H98V112H96L97 113V115L95 114V112H94V114H95V117L96 118H94V117H92L91 116V118L92 119H89V117L86 119V121L84 120V121H82V122H79V123H77L76 124V126L74 127V128H72L73 130L71 131V129H70V131L71 132H69V133H64L65 131L67 132L69 129L68 128H70V127H68V128H66L67 130H64L63 131V133L65 134V136H62L61 135V137L62 138H60L59 136V134H62V130H61V132L59 133V132H57L58 130H56V132L58 133V136L57 137H59V138H57L56 137V135H57V133L56 132H54V136H55V140H60V141H63V142H65V144L66 143H68L69 145H68V147H66L65 145V147L62 149V151H61V155L60 154H57V157H58V159L59 160H61V161H63L62 163L63 164H72L73 162H75V160L77 159L78 160V156H81V154L82 153H84V149L86 150L87 149V151H88V149H89V152H88V154H87V152H86V155H89V157H87L86 159H85V161L83 162V163H78L80 160H78V161H76L78 164H76V162H75V164H73L72 165V168H70V165H67V168H68V166H69V168L72 170V171H70V169L66 172V170H65V174H66V176L70 179V181H71V179L73 180L74 179V181H76L77 179H79V177L83 174L82 172H84L85 173V171H90V170H92V168L93 169H95V167L97 166L98 167V165H97V162L98 163H100L99 161L100 160H102L101 158H100V156L98 157V150L100 149V152H101V148H98V147H100L101 146V143L102 144H106L107 142H109L108 140H107V142L105 143H103V141H104V139H105V137H104V139L102 140V142L100 141L101 139L100 138H98L97 140L99 141H97V142H95L96 141V139H95V137L94 136H97L99 133L98 132H96V134L94 135V133H93V138H94V141H93V139H91L90 137L92 136V135H90L92 132H94L93 131V129H95V130H100V129H103L104 131V133H102V134H104V135H109L110 137H109V139L111 138V139H113V140H110V141H113V142H115V137L117 136V134H118V136H120L121 134L120 133H117L116 134V131H120V130H122V128L123 129H125L127 126L126 125H128L127 124V121L129 120V118L130 117H134V118H136L137 120H139V121H141V123L142 122H144V123H142V124H145V122L147 121H149V119L151 120V119H153L154 117H156V116H154L155 114H162V115H158V116H163L164 115V119L166 118L165 116L166 115H168V117H169V119L170 118H174V120L175 121H173L172 122V119H170L171 120V122H168V120L166 121L165 120V123H164V121L162 122V120H161V118H163V117H161L160 118V121H161V123H162V125H164V126H162V128L160 129V131H162V134H163V139H162V134H157V135H155V137H157L158 135H160V136H158L157 137V142H158V140H159V138L161 137V139H162V141H160L159 142V144L160 145H162V147L160 146H156L155 147V145L157 144V142H156V144H155V141L156 140H154L152 137L153 136H151V133H149L148 135H149V137L150 138H148L149 140H154L153 142H154V147L152 146H149L148 148H151L150 150H148L147 149V151L146 150H144V149H141V150H143V151H146V153L147 152H149V151H151L152 149H153V151L152 152H150V155H148V158H147V156H146V158L148 159H145V156H143L144 157V164H143V162H142V165H144V167H145V172L146 173H144L145 175H144V181H148L149 180V178L151 179V180H149L148 181V183L149 184H151V182L152 181H155V180H153V179H156L157 177H159V176H161L162 177V175L163 174H168V173H172L173 175H175V176H188V177H192V179L193 178H196L197 176H200V175H203V176H206V174H207V169H213V170H211L212 171V173H214L213 171H215V173L217 174V172L216 171H218V167H219V169L221 168L220 166H222L225 162H227L226 164H224L225 166H227V164H228V162H229V159L230 158H235V155L236 154H238V153H240L241 154V149L242 148H245L246 149V147H245V145H244V143H243V141H245V143H246V141L247 142H249L250 143V145H249V143L247 144V146H250V148L248 147L247 148V150L248 149H250L251 150V148L253 147V146H255L256 144L255 143H257V146H258V144H260L259 143V140H260V138L262 137L261 135V137H259V139H258V137H257V135L255 134L256 133V131H258L259 132V130H257L258 129V127L259 128H261V125H264V124H262L264 121H263V118H264V113H262V112H258V111H260V110H258L257 108V112L253 109V107H252V105L251 106H249L248 107V109H251L252 110V113L251 114H253V115H250V116H245V115H241L240 114V112L241 111H243L244 109H245V105L246 104H249L250 102L251 103H254L253 101H255L254 99H256V98H258V97H263L264 96V90H261V86L262 85H260L259 86V84L260 83H258L257 84V86H259V87H261L260 88V90L258 91L257 89H256V91H255V88H258V87H254V88H252V94H245V93H243V90L241 91L242 93H240V90L239 89H241L240 87L238 88V91H236V89H235V91H234V89H232L233 87H235V85L237 86V82H236V84H235V82H234V86L231 88V90L233 91V92H231V90L229 89L228 90V87L226 88L227 89V91H226V89H223V90H225V91H223V92H218L219 94H215L214 96H213V98L212 97H209L208 98V96L206 97V96H202L201 97V95H199L198 93V98L197 99H200L199 98V96L202 98L201 100H200V102H197L195 105L193 104V105H187V106H184V107H179V105H178V103L177 102H179V104H180V99L182 98V101H184V99L183 98H185L186 97V94H188V96H187V98H190V93H191V95L193 96V94H195V90H196V92L198 91V89L200 88H203V86L205 85L207 88V90H209L211 87V84L213 83L212 81H211V83H209V81L211 80V79H215V78H212V77H210V78H207V76H208V74H207V76H204V75H199L198 73H197V71H196V73L198 74V76H199V78L198 79H196V76H195V78L193 77L194 75H192V73L194 72H192L191 70H190V72H185L184 74H182L183 72ZM187 71V70H186ZM189 71V70H188ZM203 71V70H202ZM212 71H214V73L212 72ZM245 71V72H246ZM255 71H256V73L257 74H260V76L258 77V75H257V78L256 79H254L256 76V73H255ZM4 72V71H3ZM6 72H8V71H6ZM28 72H29V70H28ZM46 72V71H45ZM51 72H53V71H51ZM73 72V71H72ZM76 72V71H75ZM103 72V71H102ZM101 71H100V73H102ZM136 72H139V71H136ZM135 72V73H136ZM152 72V71H151ZM153 72H155V71H153ZM157 72V71H156ZM155 72V73H156ZM167 72H164L163 74H165V73H167ZM172 72H174V73H172ZM224 72H221V73H223L224 74ZM58 73V72H57ZM63 73V72H62ZM66 73V72H65ZM74 73V72H73ZM86 73V72H85ZM84 73V74H85ZM89 73V72H88ZM91 73H92V71H91ZM95 73V72H94ZM97 73V72H96ZM99 73V72H98ZM125 73V72H124ZM129 73V72H128ZM158 73V72H157ZM162 73V72H161ZM168 73H167V76H168ZM187 73V74H186ZM192 75V77H190V75ZM195 73V75H197ZM207 73H209V69H208V71H207ZM220 73V75H222ZM239 73V72H238ZM25 74V73H24ZM27 74V73H26ZM46 74V73H45ZM56 74V73H55ZM64 74V73H63ZM67 74H68V71H67ZM142 74H143V71H142ZM145 74V73H144ZM149 74V73H148ZM153 74V73H152ZM163 74H162V76H163ZM194 74V73H193ZM262 74V75H261ZM1 75V74H0ZM15 75H16V72H15ZM22 75V74H21ZM43 75V74H42ZM69 75V74H68ZM71 75V74H70ZM73 75V74H72ZM75 75V74H74ZM73 75V76H74ZM81 75H83L82 74V72H81ZM91 75V74H90ZM101 75V74H100ZM113 75V74H112ZM128 75V74H127ZM153 75H155V74H153ZM153 75H152V77H153ZM189 75V76H188ZM205 75H206V73H205ZM228 75H229V73H228ZM231 75H233V74H230L229 76H231ZM254 76V77H252L253 79H251L252 81H254V84H253V82L251 81L250 83L251 84H253L252 86H250L249 84L250 83H248L247 81H249V77L250 76ZM29 76V75H28ZM47 76V75H46ZM51 76V75H50ZM64 76V75H63ZM92 76H94V75H92ZM99 76V75H98ZM108 77H109V75H107ZM129 76V75H128ZM135 76H137V75H135ZM144 76V75H143ZM161 76V75H160ZM159 76V77H160ZM188 76V77H187ZM201 76V77H200ZM202 76H203V78H202ZM224 76V75H223ZM228 76V77H229ZM18 77V76H17ZM17 77H15V78H17ZM24 77V76H23ZM22 77V78H23ZM31 77V76H30ZM33 77V76H32ZM36 77V76H35ZM34 77V78H35ZM53 77V76H52ZM57 77V76H56ZM59 77V76H58ZM61 77H62V75H61ZM86 77H87V75H86ZM85 77V78H86ZM102 77V76H101ZM101 77H99V78H101ZM132 77H134V76H132ZM139 77V76H138ZM138 77H137V79H138ZM151 77V78H152ZM158 76H157V78H159ZM165 77V79H166V75L164 76ZM171 77V76H170ZM173 77H171L172 78V80L174 79ZM177 77H179V75L177 76ZM220 77V76H219ZM232 77V76H231ZM11 78V77H10ZM12 78H14L13 77V75H12ZM44 78V77H43ZM48 78V77H47ZM60 78V77H59ZM73 78H75V77H73ZM78 78V77H77ZM81 78H83V77H81ZM92 78V77H91ZM98 78V77H97ZM117 78V77H116ZM130 78V77H129ZM142 78V77H141ZM156 78V77H155ZM155 78H153V79H155ZM157 78H156V80H157ZM168 78H169V76H168ZM176 78V77H175ZM180 78V77H179ZM19 79V78H18ZM33 79V78H32ZM36 79V78H35ZM39 79V78H38ZM42 79V78H41ZM54 79V78H53ZM61 79V78H60ZM88 79V78H87ZM93 79V78H92ZM109 79V78H108ZM115 79V78H114ZM120 79V78H119ZM145 79H143V80H145ZM150 79V78H149ZM164 79V80H165ZM170 79V78H169ZM217 80H218V78H216ZM219 79H221V78H219ZM15 80V79H14ZM22 80V79H21ZM20 80V81H21ZM25 80V79H24ZM29 80V79H28ZM63 80V79H62ZM70 80V79H69ZM73 80V79H72ZM82 80V79H81ZM89 80V79H88ZM98 80V79H97ZM112 80V79H111ZM133 80V79H132ZM140 80V79H139ZM146 80H145V82H146ZM151 80V82L153 81L152 79H150ZM155 80V81H156ZM159 80V79H158ZM221 80H223V79H221ZM231 80V79H230ZM9 81H10V79H9ZM11 81H12V79H11ZM31 81V80H30ZM35 81V80H34ZM47 81V80H46ZM58 81V80H57ZM66 81H67V79H66ZM101 81H102V79H101ZM107 80H105V82H106ZM165 81H167V79L165 80ZM174 81V80H173ZM227 81V80H226ZM235 81V80H234ZM18 82V81H17ZM25 81H23L22 83H24ZM44 82H45V80H44ZM56 82V81H55ZM70 82V81H69ZM68 82V83H69ZM73 82V81H72ZM71 82V83H72ZM98 82V81H97ZM108 82V81H107ZM120 83H122L121 81H119ZM160 82V81H159ZM196 82H199V84H201V85H198V84H196ZM215 82L218 84L219 82H217L216 80L214 81V85L216 86L217 84H215ZM221 82V81H220ZM231 82V81H230ZM263 82H264V80H263ZM11 83V82H10ZM49 83V82H48ZM58 83H59V81H58ZM70 83V84H71ZM93 83V82H92ZM104 83V82H103ZM140 83H141V81H140ZM174 83V82H173ZM208 83H209V85H208ZM224 83V82H223ZM226 83V82H225ZM228 83V82H227ZM232 83V82H231ZM8 84V83H7ZM14 84H16V83H14ZM14 84H13V86H14ZM18 84V83H17ZM26 84H29V83H27V79H26ZM35 84V83H34ZM36 84H37V82H36ZM46 84H47V82H46ZM50 84V83H49ZM99 84V83H98ZM102 84V83H101ZM136 84V83H135ZM160 84V83H159ZM159 84H157V86L159 85ZM194 84H196L195 86H200L199 88H197V87H195L194 88ZM220 84H222V82L220 83ZM229 84V83H228ZM228 84H224L225 86H229ZM20 85V84H19ZM22 85V84H21ZM30 85V84H29ZM42 85V84H41ZM58 85V84H57ZM77 85V84H76ZM80 85V84H79ZM91 85V84H90ZM105 85H107L106 83H105ZM119 85V86H118ZM125 85V84H124ZM126 85H128V84H126ZM141 84H139V86H140ZM169 85V86H168ZM208 85V86H207ZM219 85V84H218ZM247 85V86H246ZM248 85L250 86V87H248ZM264 85V84H263ZM3 86H5V85H3ZM16 86V85H15ZM14 86V87H15ZM18 86V85H17ZM24 86V85H23ZM32 86V85H31ZM43 86V85H42ZM54 86V85H53ZM74 86V85H73ZM81 86V85H80ZM89 86V85H88ZM103 86V85H102ZM121 86H123V84L121 85ZM138 85H137V87H139ZM142 86V85H141ZM144 86H146V87H144ZM204 86V87H205ZM231 86H232V84H231ZM239 86V85H238ZM14 87H11V88H14ZM22 87V86H21ZM33 87H35V86H33ZM40 87V86H39ZM49 87V86H48ZM78 87V86H77ZM82 87V86H81ZM80 87V88H81ZM87 87V86H86ZM108 87V86H107ZM130 87V86H129ZM129 87H127V88H129ZM214 86H213V84H212V88H213ZM220 87V86H219ZM243 87H242V89H243ZM19 88V87H18ZM18 88H16V89H18ZM27 89H25V90H23L24 92L25 91H27V92H25V94L26 95H24V92H23V95L24 96H27V93L29 92V91H31L30 89H31V87L30 88H28V85H27V87H26ZM54 88V87H53ZM62 88V87H61ZM79 88V89H80ZM104 88H106V87H104ZM124 88H125V86H124ZM131 88H132V85H131ZM130 88V89H131ZM141 88V87H140ZM222 88H223V85H222ZM237 88V87H236ZM263 88H264V86H263ZM262 88V89H263ZM2 89V88H1ZM3 89H5V88H3ZM46 89V88H45ZM60 89V88H59ZM64 89V88H63ZM65 89H67V88H65ZM64 89V91L63 92H61V93H63L64 94V92H66V90ZM72 89V88H71ZM75 89V88H74ZM82 89V88H81ZM96 89V88H95ZM103 89V88H102ZM111 89V90H110ZM186 89H188L187 91H186ZM214 89H216L215 90V92L218 90L219 91V89L217 88V86H216V88L214 87ZM245 90H246V88H244ZM254 89V90H253ZM6 90L7 89H5V93H6ZM9 90H12V89H9ZM13 90H15V89H13ZM12 90V91H13ZM29 90V91H28ZM36 90V89H35ZM38 90V89H37ZM43 90V89H42ZM42 90H40L39 92H29L28 93V97H29V100L27 99V101H28V103H29V101L31 102V107H32V104H33V107L34 108H36L34 105H36V106H41V105H47V104H49L48 102H50V104H52L51 103V99H53L52 97L54 96V95H52V94H48L46 91H44V93H42L43 91ZM50 90V89H49ZM48 90V91H49ZM54 90V89H53ZM132 90V89H131ZM133 90H134V88H133ZM137 90V89H136ZM204 90V89H203ZM206 90V91H207ZM212 90V89H211ZM221 90V89H220ZM244 90V91H245ZM2 91L3 90H1V93H2ZM8 91V90H7ZM12 91H10L11 93H13ZM55 91V90H54ZM68 91H69V89H68ZM78 91V90H77ZM77 91H76V94L75 95H77L78 96V93H80V92H78L77 93ZM83 90H81V92H82ZM96 91H97V89H96ZM149 91H151V92H149ZM185 91V92H184ZM201 91V93H202V89L201 90H199V92ZM205 91V90H204ZM203 91V92H204ZM204 92V93H208V91L207 92ZM248 91V90H247ZM9 92V91H8ZM9 92V93H10ZM18 92V91H17ZM46 92V93H45ZM98 92H100V91H98ZM107 92V93H106ZM189 92V93H188ZM210 92V91H209ZM212 92H214V91H212ZM211 92V93H212ZM250 92V91H249ZM254 92H256V93H254ZM10 93V94H11ZM20 94H21V92H19ZM50 93V92H49ZM59 93V92H58ZM67 93V92H66ZM66 93L64 94V95H66ZM68 93H70V92H68ZM72 93V92H71ZM70 93V94H71ZM101 93V92H100ZM130 93V94H129ZM132 93V94H131ZM200 93V94H201ZM19 94V95H20ZM53 94H54V92H53ZM60 94V93H59ZM58 94V96L60 97V98H58V96L56 95V100H57V98L59 99V104H57V102H56V104L57 105H59V107H60V109L62 108V106L61 105H63V104H61L62 102H63V98H64V95H59ZM83 94H81V96L79 95L78 96V98H80V97H82V95ZM99 94V93H98ZM121 94H122V96H121ZM203 94V93H202ZM210 94V93H209ZM208 94V95H209ZM6 95V97H7V99H8V96L9 95H7V93L5 94ZM17 95V94H16ZM18 95V96H19ZM22 95V96H23ZM72 95V94H71ZM71 95H69V96H71ZM99 96L98 98H97V96ZM207 95V94H206ZM210 95H213V94H210ZM1 96H3V94L1 95ZM11 96V95H10ZM22 96H21V98H22ZM67 96L68 95H66V98H67ZM96 96V97H95ZM101 96V97H100ZM185 96V97H184ZM196 95H194V98L195 97H197ZM4 97V96H3ZM204 97V98H203ZM206 97V98H205ZM15 98H17V97H15ZM18 98H20V97H18ZM20 98V99H21ZM69 98V97H68ZM96 98V99H95ZM208 98V99H207ZM264 98V97H263ZM9 99H10V97H9ZM11 99H14V98H11ZM23 99V98H22ZM69 99H71V98H69ZM72 99H77V98H73V96H72ZM71 99V101L73 102V101H75V100H72ZM81 99V98H80ZM80 99H79V101H80ZM82 99V100H83ZM93 99V100H92ZM95 99V100H94ZM175 99H179L177 102L175 101L174 102V100ZM186 99V98H185ZM193 99V98H192ZM212 100V103L210 104V103H206L208 100ZM15 100H18V99H15ZM24 100H25V98H24ZM55 100V99H54ZM66 100V99H65ZM82 100L80 101V102H82ZM96 100V101H97ZM168 100H172L173 102H174V104L175 103H177V105L178 106H175L174 104H173V102H168V104H165V102H167ZM188 100H191V98L190 99H188ZM187 99H186V101H188ZM209 100V101H210ZM8 101V100H7ZM27 101L25 100L24 102H26L27 103ZM68 101V100H67ZM66 101V102H67ZM77 101V100H76ZM77 102V104L78 103H80V102ZM95 101V102H96ZM196 101V100H195ZM3 102V101H2ZM1 102V103H2ZM5 102V101H4ZM12 102H14V101H12ZM12 102H11V104H12ZM18 102V101H17ZM21 101L19 100V102L18 103H20ZM65 102V101H64ZM63 102V103H64ZM69 102V101H68ZM71 102V103H72ZM22 103V102H21ZM27 103V104H28ZM75 102H73V104H74ZM85 103V102H84ZM84 103L82 102V103H80L79 105H81V104H83L84 105ZM88 102H86L85 104L86 105H88L87 104ZM186 102H184V104H185ZM188 103H189V101H188ZM256 103V102H255ZM25 104V103H24ZM23 103H22V108L24 107L23 105H24ZM27 104H26V106H27ZM54 104H55V102H54ZM54 104H52V105H54ZM67 104V103H66ZM65 104V105H66ZM102 104V105H101ZM183 104V103H182ZM190 104H191V102H190ZM208 104H210V105H208ZM1 105V104H0ZM13 105V104H12ZM16 105V104H15ZM21 105V104H20ZM28 105H30V104H28ZM72 105V104H71ZM70 104H69V106H71ZM75 105H76V103H75ZM74 105V106H75ZM79 105H78V107H79ZM164 105V106H163ZM181 105V104H180ZM186 105V104H185ZM5 106V105H4ZM4 106H3V108H4ZM9 106V105H8ZM17 106V105H16ZM18 106H19V104H18ZM50 106V105H49ZM67 106H68V104H67ZM73 106V105H72ZM85 106V105H84ZM89 106H91L90 104H89ZM93 106H95V105H93ZM257 106V105H256ZM2 107V106H1ZM9 107H11V106H9ZM9 107H7V109L8 110H4V111H7L8 112V115H9V113H11L10 115H13L14 117H16L17 116V114H16V116L14 115L15 113H18L19 111L18 110H16V109H20L21 107L19 106V107H17V108H15V109H13V106H12V110L11 109H9ZM15 107V106H14ZM33 107L31 108V109H33ZM47 106H45V107H43V108H45L46 109V111L48 110V108L49 107H47ZM58 107V108H59ZM77 106H76V108H78ZM81 107V106H80ZM79 107V108H80ZM92 107V106H91ZM130 107V108H129ZM50 108H53V106H51ZM55 108H57V107H55ZM73 108V107H72ZM87 108V107H86ZM97 108V107H96ZM129 108V109H128ZM5 109V108H4ZM25 109V108H24ZM23 109V111L25 112V110ZM30 109V108H29ZM37 109V108H36ZM36 109H35V111H36ZM63 109V108H62ZM68 109V108H67ZM94 108H92V111H95V110H93ZM263 109V108H262ZM26 110H28V109H26ZM38 110H41V115H42V112H44L43 110L44 109H38ZM37 110V111H38ZM53 111V109H49L48 110V112L49 111ZM72 110V109H71ZM81 110H83V109H81ZM81 110L79 111V112H81ZM87 110V109H86ZM153 110V111H152ZM264 110V109H263ZM1 111V110H0ZM20 111H22V110H20ZM29 111H31L32 112V110H29ZM28 111V112H29ZM34 111V110H33ZM36 111V112H37ZM45 111V112H46ZM59 111V110H58ZM63 111V110H62ZM67 111V110H66ZM73 113H75V111L77 112L78 110H74V108H73ZM88 111V110H87ZM91 111V110H90ZM90 111H88L89 112V114H90ZM27 112V111H26ZM25 112V113H26ZM47 112V113H48ZM55 112V114L56 115H58L57 113H56V110L54 111ZM65 112V111H64ZM157 112H159V113H157ZM21 113V112H20ZM19 113V114H20ZM24 113V118H26L27 116H25L26 114ZM35 113V112H34ZM47 113H46V115H47ZM50 113V112H49ZM53 113V112H52ZM60 113V112H59ZM78 113V112H77ZM77 113H75V116H77L76 114ZM173 113V114H172ZM174 113L176 114V117H170L169 115L171 114V115H173V116H175L174 115ZM260 113H262V114H260ZM21 114H23V113H21ZM28 114V113H27ZM39 114V113H38ZM38 114H37V116H38ZM85 114V113H84ZM87 114V113H86ZM153 114V115H152ZM32 117H33V115L32 114H30ZM44 115V114H43ZM46 115H44V116H46ZM49 115V114H48ZM47 115V116H48ZM53 115H54V113H53ZM55 115V116H56ZM60 115V118H61V114H59ZM65 115V114H64ZM74 115V114H73ZM82 115H83V112H82ZM92 115H93V113H92ZM151 115L152 116H154L153 118L151 117ZM240 115L241 116H243V118L244 117H246V119H242L244 122H241L240 121ZM23 115H21V117H22ZM31 116H28V118L26 119L27 121H28V119L30 118L31 120H32V118H31ZM43 116V117H44ZM46 116V117H47ZM66 116H67V114H66ZM75 116H74V119H76V118H78V116L75 118ZM85 116H88V115H85ZM84 115H83V117L84 118H86ZM94 116V115H93ZM150 116V117H149ZM7 117V119H10L9 117H11V120H9L10 122H12V124L14 123L13 121H15L16 119H14L13 121H12V116H6ZM18 117V116H17ZM21 117H20V119H21ZM35 117H36V115H35ZM34 117V118H35ZM46 117H44L45 119H47ZM57 117V121L56 122H58V116H56ZM73 117V116H72ZM5 118V117H4ZM3 118V119H4ZM19 118V117H18ZM23 118V117H22ZM33 118V119H34ZM50 118H53L52 117V115H50L49 116V118L48 119H50ZM131 118V119H132ZM2 119V118H1ZM30 119H29V122H31L30 121ZM54 119V121H55V117L53 118ZM64 119H66V118H64ZM81 119V118H80ZM79 118H78V120L79 121H81ZM158 119V117H156V118H154L153 119V121L151 120L150 122H154L155 124H156V121H158L157 120ZM163 119V120H164ZM167 119V118H166ZM5 120V119H4ZM4 120H1L0 121V123L2 122V121H4ZM22 120V119H21ZM25 120V119H24ZM24 120H22L23 122H24ZM35 120H36V118H35ZM34 120V121H35ZM37 120H38V117H37ZM41 120H43V118L41 119ZM62 119H60V121H61ZM67 120V119H66ZM78 120L76 119V121L78 122ZM127 120V121H126ZM134 120V119H133ZM206 120H208V122H206ZM210 120V121H209ZM6 121V120H5ZM16 121H18V120H16ZM39 121H40V119H39ZM72 121V120H71ZM108 121H110V123H112V124H110ZM112 121V122H111ZM136 121V120H135ZM134 121V122H135ZM138 121V122H139ZM160 121H158V122H160ZM20 122V121H19ZM29 122H26V124H25V126L26 125H28L27 123H29ZM36 122V121H35ZM42 122V121H41ZM48 122V121H47ZM62 122V121H61ZM61 122H59L60 124H61ZM63 122H65L64 120H63ZM68 123L70 122V120L68 119V121H67ZM106 122H107V124H108V126H107V124H106ZM131 122V121H130ZM129 122V123H130ZM6 123V122H5ZM4 123V124H5ZM7 123H9L8 122V120H7ZM6 123V124H7ZM34 123V122H33ZM50 123V122H49ZM131 123H133V121L131 122ZM161 123L159 124V125H161ZM164 123V124H163ZM167 123V124H166ZM3 124V123H2ZM5 124V125H6ZM17 124V123H16ZM23 124V123H22ZM39 124V123H38ZM46 124V123H45ZM45 124H44V126H45ZM51 124V123H50ZM65 124V123H64ZM70 124L72 125V123H69V126H70ZM135 124H136V122H135ZM134 123H133V125H135ZM150 125L152 124V123H149ZM7 125H9V124H7ZM6 125V126H7ZM21 124H19V126L18 127H21L20 126ZM31 125V124H30ZM34 125V124H33ZM32 125V126H33ZM42 125V124H41ZM47 125H49V124H46V127H47ZM55 125V123H52L51 124V127L49 128V129H51L53 126ZM56 125L57 126H60L61 127V125H59V124H57L56 123ZM141 125V124H140ZM146 125V124H145ZM145 125H144V129H145ZM148 125V124H147ZM146 125V126H147ZM149 125V126H150ZM153 125V124H152ZM152 125H151V127H149V130H150V128L152 129V130H155L156 128V130H158L159 128L157 127V126H159V125H155L156 127H154V125H153V127L155 128H153L152 127ZM260 125V126H259ZM0 126H1V124H0ZM3 126V125H2ZM5 126V127H6ZM10 126V125H9ZM9 126H7V127H9ZM16 125L15 126H13V127H15V128H13L12 127V125H11V127L13 128V129H16V127H17ZM32 126H30V127H32ZM43 126V125H42ZM41 126V127H42ZM57 126H56V128H57ZM62 126H64L63 124H62ZM66 126V125H65ZM64 126V127H65ZM68 126V125H67ZM74 126V125H73ZM109 127V128H108ZM130 127L132 128V127H134V126H131V124H130ZM137 127V126H136ZM139 127V126H138ZM257 127V128H256ZM263 127V126H262ZM23 128H24V126H23ZM35 129L37 128V127H34ZM62 128V127H61ZM117 128H119L118 130H117ZM130 128V129H131ZM148 128V127H147ZM146 128V129H147ZM264 128V127H263ZM8 129H10V127L8 128ZM7 129V130H8ZM12 129V130H13ZM24 129H26V127L24 128ZM27 129H29V128H27ZM33 129V128H32ZM35 129H33V130H35ZM38 129H40V128H38ZM57 129H59V127L57 128ZM65 129V128H64ZM127 129H128V127H127ZM126 129V130H127ZM130 129H128V130H130ZM138 129V131H140V129L139 128H137ZM136 129V130H137ZM143 129V130H144ZM198 129V130H197ZM204 130V132H200L201 130ZM262 129V128H261ZM1 130H3V128H1ZM6 129H4V131H5ZM11 130V129H10ZM9 130V131H10ZM21 130L22 131H25V130H23L22 128H21ZM29 130H31V128L29 129ZM28 130V131H29ZM37 130V129H36ZM47 130V129H46ZM53 130H54V128H53ZM90 130V131H89ZM91 130H92V132H91ZM126 130H123V133L124 132H128V131H126ZM133 130V129H132ZM135 130V132L136 133H138V131H136ZM195 130H197V132H199L197 135H191V134H193V133H191L192 131H194L195 132ZM200 130V131H199ZM263 130V129H262ZM27 131V130H26ZM38 131V130H37ZM40 131V130H39ZM41 131H42V129H41ZM51 131H52V129H51ZM86 131H89L88 133H90V134H88V135H90V139L92 140V142H90V140L89 139H87L88 141H84L83 139L82 140H80L81 139V137L82 138H84L85 136H84V134H86L87 135V132ZM134 131V130H133ZM147 132H148V130H146ZM146 131L144 132V131H142V132H144V133H146ZM182 132V133H185V134H187V135H184V137L185 138H183V136H182V138H179V139H177V137H175L177 140H175L174 138H173V136L174 135H176L178 132ZM264 131V130H263ZM262 131V132H263ZM2 132V131H1ZM14 132V131H13ZM17 132H19V131H17ZM17 132H15L16 134H17ZM21 132V131H20ZM34 133H35V131H33ZM50 131L48 130V131H46V134H50L49 133ZM101 132H102V130L100 131V135H101ZM122 132V131H121ZM135 132H133V133H135ZM141 132V133H142ZM155 132V131H154ZM153 132V133H154ZM177 132V133H176ZM179 132V133H180ZM253 132H255L254 134H253ZM261 132V133H262ZM3 133V132H2ZM15 133H13V134H15ZM23 133V132H22ZM22 133H20V134H22ZM26 133V132H25ZM30 133V132H29ZM29 133H27L26 135L27 136H29L28 134ZM33 133V134H34ZM37 133V132H36ZM44 133V132H43ZM98 133V134H97ZM112 133H113V136L111 137V135H112ZM122 133V135H124L125 136V134H123ZM131 133V132H130ZM129 133V134H130ZM136 133H135V135H136ZM157 133H159V131H157ZM161 133V132H160ZM179 133H178V135H179ZM181 133V134H182ZM7 134H9V133H7ZM11 134V136L10 137H12V133H10ZM19 134V135H20ZM45 134V133H44ZM114 134H116V136L114 135ZM120 134V135H119ZM128 134V133H127ZM140 134V133H139ZM180 134V135H181ZM188 134H190V135H188ZM18 135V134H17ZM23 135H24V133H23ZM25 135V137L27 138V136ZM36 135H37V137H36ZM35 135V137H34V139L36 138V139H38V137H39V134L37 133ZM48 135H46V137L48 136ZM51 135L53 136V133L51 132ZM50 135V136H51ZM88 135L86 136V137H88ZM99 135V137H101ZM131 135V134H130ZM129 135V136H130ZM134 135V134H133ZM138 135V134H137ZM140 135H143V134H140ZM140 135H138V136H136V138H137V140H139L138 139V137H141ZM145 136H146V134H144ZM147 135V136H148ZM177 135V136H178ZM1 136V135H0ZM22 136V135H21ZM44 136V135H43ZM43 136H41L42 138H43ZM49 136V137H50ZM52 136H51V140H54V139H52ZM115 136V137H114ZM117 136V137H118ZM124 136L122 137V139H124ZM4 138H2V139H6L5 137V135L3 136ZM8 138L7 139H9V135L7 136ZM14 137V136H13ZM17 137V136H16ZM24 137V136H23ZM30 137V136H29ZM31 137H32V135H31ZM49 137H48V139H49ZM103 137V136H102ZM114 137V138H113ZM121 137V136H120ZM125 137H127V136H125ZM132 137H135V136H132ZM131 137V138H132ZM143 137V139H147V137L145 138L144 136H142ZM181 137V136H180ZM15 138V137H14ZM13 138V139H14ZM17 138H19V137H17ZM26 138H23V139H26ZM45 138V137H44ZM54 138V137H53ZM119 138V137H118ZM152 138V139H151ZM263 138V137H262ZM32 139V138H31ZM41 138H39L37 141L38 142H40V143H37V141H34L36 144H34V143H30V144H28V142L30 141V139H29V141L27 142V141H25L26 143H24L25 145L26 144H28L27 146H25V148L24 147H21V148H24V149H22L23 151L21 152V150L19 149V151H20V153H19V151H18V156L15 154V156L13 157V155H14V153H15V151L13 150L12 152H10V153H12L13 155L12 156H10L9 155V158H7L8 156H5L6 157V159H4L3 157H4V155H6L7 153H9V151L10 150H8V152H6V154H2L3 155V157H1L2 158V162H4V161H7V162H10L9 164L7 163V162H5V166H1L0 165V181L1 182H3V184H2V186L4 185V187L5 186H7V187H9L8 185H5L4 184V182L6 183V181H10V180H15L14 182H16L17 181V178H18V180L19 181H17L19 184H15L14 186H13V188L11 189V186L7 189V188H5V189H7V190H5L4 188L2 189V186H1V189L2 190H4V192H1L0 193V216L2 215V213H4V211H7L6 210V208L8 207V206H13L14 205V209H12V210H14L16 213H18L19 215H24V216H28V217H34L33 219L35 220V217H39V216H41V215H39V213L42 211H44V209H45V206H44V204L46 203H42V201L44 202V198L47 196V194H46V189H45V184L47 183H45V181H49V179L47 178V177H49L50 178V176H51V174L49 175V176H45L44 174H42L43 172H41L43 169V165H46L45 163L48 161V158L50 157L49 156V154L48 153H50V150H52L53 148V146H52V144H50V143H48L49 145H51L50 147L52 148H50V150L48 149V147L49 146H47V149H45V151H44V149L43 148H41V145H37V144H42V142L41 141H43V140H45V139H43V140H40ZM107 139H108V136H107ZM121 139V140H122ZM264 139V138H263ZM1 140V139H0ZM18 140V139H17ZM20 140H22V139H20ZM28 140V139H27ZM40 140V141H39ZM54 140V141H55ZM120 139H118V141L116 142V143H118V142H120L119 141ZM134 140V139H133ZM133 140H131L132 141V143H136V139L134 140V142H133ZM148 140V141H149ZM262 140V139H261ZM2 141V140H1ZM9 142L11 141V140H8ZM48 141H50V139L48 140ZM130 141V142H131ZM139 141H143L142 139L141 140H139ZM138 141V142H139ZM242 141V142H241ZM263 141V140H262ZM7 142V141H6ZM21 142V141H20ZM31 142V141H30ZM44 142L45 141H43V144H44ZM53 141H51V143H52ZM62 142V143H63ZM95 142V143H94ZM101 142V143H100ZM112 142V143H113ZM129 141H128V144L130 143ZM240 142H241V145L243 144L244 145V147H239V145L238 144H240ZM14 143H16V139H15V141H14ZM14 143H12L11 145H13ZM19 143V142H18ZM56 144L58 143V142H55ZM121 143H123V142H121ZM135 143L133 144V145H135ZM145 142H142V143H136V148L137 149H139L140 148V146L139 145H142V144H144ZM149 143L151 144V142L149 141ZM164 143H166V144H169V145H167V147L166 146H164ZM255 145H254V144ZM5 144V143H4ZM22 144H23V142H22ZM21 143H20V146L22 145ZM59 145H60V143H58ZM108 144V143H107ZM115 143H113L112 145H113V147L115 146L114 145ZM146 144V143H145ZM145 144L144 145H142V146H145ZM251 144H253L252 145V147H251ZM261 144H262V146H261ZM261 144H260V148L261 149H263L264 148V142H261ZM59 145H58V148L57 149H59ZM63 145V144H62ZM67 145V144H66ZM122 145V144H121ZM130 145H132L131 143L129 144V148H131L130 150H129V148L128 149H125L124 148V150H126V152L128 153V151H129V153H132V156H130V157H134L133 156V152L135 151V152H137V153H139L138 152V150L136 151V150H134V147L132 146V147H130ZM152 145V144H151ZM240 145V146H241ZM19 145H17V147H18ZM19 146V147H20ZM105 146V145H104ZM117 146V145H116ZM115 146V147H116ZM119 146H120V143H119ZM118 146V147H119ZM124 146V145H123ZM141 146V148H143ZM6 147V146H5ZM9 147H10V145H9ZM14 146H12V148H13ZM15 147H16V145H15ZM16 147V148H17ZM54 147H57V146H54ZM63 146H61V148H62ZM110 147V146H109ZM113 147H110V150H113L114 148ZM121 147V146H120ZM146 147H147V144H146ZM146 147H144V148H146ZM170 147V148H169ZM259 147V146H258ZM258 147L256 148V150H258ZM1 148V147H0ZM4 148V147H3ZM11 148V147H10ZM44 148H46V146L44 147ZM102 148H103V145H102ZM117 148V147H116ZM133 148V149H132ZM241 148V149H240ZM259 148V149H260ZM18 149H16V152H17V150ZM104 149V148H103ZM103 149H102V151H103ZM123 149V148H122ZM167 149V150H166ZM169 149V150H168ZM49 150V152L47 153V151ZM55 150H56V148H55ZM109 150V148H108V150L107 151H110ZM117 150V149H116ZM120 150V149H119ZM128 150V151H127ZM132 150V152H130ZM244 150V149H243ZM242 150V151H243ZM247 150H244V151H246V153L245 152H243L242 154L244 155V153L247 155V157H249L250 156V154H249V156H248V153L250 152L249 150L247 151ZM252 150H254V149H252ZM54 151V150H53ZM91 151V152H90ZM106 150H105V152H107ZM114 151V150H113ZM139 151H140V149H139ZM261 151V150H260ZM14 152V153H13ZM99 152V153H100ZM104 152V153H105ZM142 152V151H141ZM252 152H254V151H251L250 153H252ZM257 152V151H256ZM3 153V152H2ZM47 153L48 154V156L49 157H46V155L45 154ZM56 153H58L57 152V150H56ZM55 152L53 153V154H56ZM89 153H93V155L91 156ZM124 153V152H123ZM136 153V154H137ZM146 153H145V155H146ZM1 154V153H0ZM102 154V153H101ZM119 152H118V155L117 156H119ZM122 154V153H121ZM120 154V155H121ZM125 154V153H124ZM123 154V155H124ZM135 154V155H136ZM141 154V153H140ZM148 154V153H147ZM241 154V156L243 157V155ZM254 153H252V155L250 156V157H252V156H254L253 155ZM261 154H263V151L261 152ZM58 155H60V156H58ZM100 155V154H99ZM105 155H106V153H105ZM127 155V154H126ZM131 155V154H130ZM138 155V154H137ZM137 155H136V157H137ZM239 155V154H238ZM256 155V154H255ZM259 155H260V153H259ZM51 156H56V155H51ZM84 155L82 154V157H83ZM108 160H110L109 158H110V155L108 154ZM127 156H129V155H127ZM82 157L80 158V159H82ZM106 157V156H105ZM115 157V156H114ZM130 157H126V159L127 158H129V159H132V158H130ZM136 157H134V161H131V160H129V161H131V162H129L128 163V159L127 160H125V161H127V163L128 164H131L132 163V165L131 166H134L135 164L133 163V162H136V160H135V158ZM142 157V156H141ZM220 157H222V159L220 158ZM225 157H227V161H223V158L224 159H226ZM237 157V156H236ZM239 157H240V155H239ZM242 157H240L241 159H242ZM263 157V156H262ZM262 157H260V156H257V157H253V159L252 160H254V159H259V158H262ZM138 158H140V156L138 157ZM137 158V160H139ZM211 160H210V159ZM213 158V159H212ZM217 158H220V159H217ZM240 158L239 159H237V158H235V160L237 159V160H239V162H241L242 160H244L245 158H246V156L240 161ZM3 159H4V161H3ZM52 160V158H49V160ZM55 159V158H54ZM103 159H105V158H103ZM107 159V158H106ZM111 159H113V158H111ZM118 159V158H117ZM122 159V158H121ZM120 158L118 159V160H121ZM206 159V160H205ZM208 159H209V161H208ZM263 160H264V158H262ZM56 160H57V158H56ZM114 160H115V158H114ZM234 160V159H233ZM234 160V161H235ZM246 160H248V164H251L250 162H249V158H247V159H245L244 160V163H243V161H242V166L246 163L245 161ZM251 159H250V161H252ZM261 160V159H260ZM104 161V160H103ZM105 161H107V160H105ZM110 161H113V160H110ZM141 161H142V159H141ZM49 162V161H48ZM47 162V165H48V168H51V167H49V164L51 163V162H49L48 163ZM56 162V161H55ZM55 162H53L54 164H56ZM59 162V161H58ZM82 162V161H81ZM108 162V164H109V161H107ZM119 163V161H116L115 163ZM196 162V163H195ZM236 162V161H235ZM239 162H237V164L239 163ZM62 163H59V164H61V165H63ZM96 163V165L94 166V164ZM103 163H105V162H103ZM111 163V162H110ZM112 163H114V162H112ZM121 163V162H120ZM119 163V164H120ZM123 163V162H122ZM121 163V164H122ZM125 163V162H124ZM126 163V164H127ZM138 163V162H137ZM137 163H136V165H137ZM231 164H229V166H227V167H229V168H232V167H234V169H235V166H234V164L232 163V162H230ZM246 163V164H247ZM253 163H254V161H253ZM1 164V163H0ZM3 164V163H2ZM106 164V165H105ZM104 165L106 166V167H111V166H113L112 164H109L108 166H107V163H105ZM119 164H115V166L117 167V165H118V167L117 168H119L120 166H121V164H120V166H119ZM127 164V165H128ZM134 164V165H133ZM140 164V163H139ZM138 164V165H139ZM233 164V165H232ZM246 164L244 165V167H245V169H246V167L248 168V164H247V166H246ZM4 165V164H3ZM47 165H46V168H47ZM53 165V164H52ZM103 164H101V166H102ZM103 165V166H104ZM111 165V166H110ZM126 165V166H127ZM137 165V167H138V169H140V167ZM232 165V166H231ZM253 164H251L250 166H252ZM258 165V164H257ZM256 165V166H257ZM260 165V164H259ZM42 166V167H41ZM56 167L58 166V164H56L55 165ZM54 166V167H55ZM60 166V165H59ZM100 166V165H99ZM100 166V167H101ZM104 166V168H106ZM115 166H113V170L115 169V171L114 172H116V168H115ZM130 166V167H131ZM231 166V167H230ZM237 166V165H236ZM238 166H241V165H239L238 164ZM262 166V165H261ZM38 167H40L41 168V170H38ZM45 167V166H44ZM96 167V168H97ZM98 168V169H100L98 172H99V174L100 173H102V172H100V171H102L101 169L103 168V167H101V168ZM244 167H240L242 170H243V168ZM37 168V169H36ZM45 168V169H46ZM47 168V169H48ZM58 168V167H57ZM63 168H64V166H63ZM122 168V170H123V168L125 169V167H123V166H121L120 167V169ZM128 168H129V165H128ZM216 168H217V170H216ZM224 168V167H223ZM222 168V169H223ZM251 168V167H250ZM254 168V167H253ZM259 168V167H258ZM36 169V170H35ZM45 169H44V171H45ZM53 169V168H52ZM65 169V168H64ZM63 169V170H64ZM74 169V170H73ZM98 169H95V170H98ZM119 169V170H120ZM131 169H133L132 167H131ZM131 169H129V170H127L128 172L131 170ZM142 169H143V166H142ZM221 169V170H222ZM49 170V169H48ZM47 170V171H48ZM54 170V169H53ZM59 169H57V171H58ZM61 170V169H60ZM95 170H92V172L93 171H95ZM104 170V169H103ZM106 170V169H105ZM105 170H104V172H105ZM108 171H110V170H112V169H107ZM106 170V171H107ZM118 170V169H117ZM126 170V169H125ZM124 170V172L122 171V173H125V175H126V171ZM133 170H137V169H133ZM230 170V169H229ZM229 170H228V176H230V174H229ZM241 170V171H242ZM50 171H51V169H50ZM56 171V172H57ZM87 171V173L89 174V172ZM135 171H134V173H135ZM139 171V170H138ZM143 171V170H142ZM210 171V170H209ZM220 171V170H219ZM223 171V170H222ZM232 171V170H231ZM231 171H230V173H231ZM235 171H236V169H235ZM235 171H233V172H235ZM246 170H244L243 172H245ZM248 171H251V170H248ZM264 171V170H263ZM55 172V173H56ZM64 172V171H63ZM91 172V171H90ZM97 172V171H96ZM114 172L112 171V173L111 174H114ZM127 172V174H130L131 176H133L132 174H133V172H129L128 173ZM137 172V171H136ZM140 172V171H139ZM139 172H137V173H139ZM144 172V171H143ZM224 172H226L225 170H224ZM232 172V173H233ZM237 172H239L238 170H237ZM51 173V172H50ZM59 173V172H58ZM58 173H57V175H58ZM61 173H62V170H61ZM93 173H95V172H93ZM109 173V172H108ZM118 174H119V172H117ZM121 173V172H120ZM223 173V172H222ZM231 173V174H232ZM240 173V172H239ZM255 173V172H254ZM263 173V172H262ZM45 174H46V172H45ZM47 174H48V172H47ZM52 174H54V172L52 173ZM86 174V173H85ZM84 174V175H85ZM110 174V173H109ZM108 174V175H109ZM139 174H141V172L139 173ZM169 174V175H170ZM171 174V175H172ZM221 174V173H220ZM219 174V175H220ZM237 174V173H236ZM235 174V175H236ZM241 174V173H240ZM240 174H238V175H240ZM244 174V176H245V174H246V172L245 173H243ZM257 174V173H256ZM264 174V173H263ZM63 175V174H62ZM91 175V174H90ZM89 175V176H90ZM94 175H97L96 173L94 174ZM104 175H106V173H104ZM116 174H114V176H115ZM129 175V176H130ZM172 175V176H173ZM224 175V174H223ZM235 175H233L234 177H235ZM237 175V176H238ZM247 175V174H246ZM52 176H54V175H52ZM51 176V177H52ZM59 176V178L60 177H62V176H60V174L58 175ZM57 176V177H58ZM86 176V175H85ZM85 176H83L84 178H86ZM92 176H93V174H92ZM91 176V177H92ZM100 176V175H99ZM98 175H97V177H99ZM102 176V179L105 177L106 178V176H104L103 177V175H101ZM116 176H118V175H116ZM120 177L122 176V174H120L119 175ZM128 176V175H127ZM128 176V178H125L126 176H124L123 178L124 179H128V181H130V180H132L131 178V176L129 177ZM183 176H182V178H183ZM196 176V177H195ZM209 176H213V174L211 175V172H210V174H209ZM220 176H222V175H220ZM226 176V177H225ZM224 177L225 178H228L227 177V174L225 175ZM232 176V175H231ZM230 176V177H231ZM243 176V175H242ZM248 176H249V174H248ZM256 176V175H255ZM56 177V178H57ZM96 177V178H97ZM110 177H112V176H110ZM135 177V176H134ZM164 177V176H163ZM186 177H184L185 178V180L188 178H186ZM207 177H208V174H207ZM214 177V176H213ZM48 180H47V179ZM53 178V177H52ZM56 178H55V180H56ZM63 178V177H62ZM61 178V179H62ZM64 178H66V177H64ZM90 177H88V179H89ZM94 178H95V176H94ZM93 178V179H94ZM105 178H104V180H105ZM107 178H109V177H107ZM114 178L115 177H113L112 179H113V181H114ZM118 178V177H117ZM123 178H121V179H123ZM147 178V179H146ZM176 178V177H175ZM184 178L182 179V181L184 180ZM201 178V177H200ZM203 179H204V177H202ZM201 178V179H202ZM209 179H208V181L205 179V182L207 181V182H209V180H210V178L212 179V177H208ZM222 178V177H221ZM241 178H243V177H241ZM248 178V177H247ZM257 178V177H256ZM81 179V178H80ZM83 179V178H82ZM87 179V178H86ZM85 179V180H86ZM111 179V178H110ZM123 179V180H124ZM142 179V178H141ZM146 179V180H145ZM168 179H170V178H168ZM180 179V178H179ZM192 179H190L191 181L190 182H192L193 180ZM202 179V180H203ZM215 179L216 178H214V180L213 181H215ZM218 179V178H217ZM245 179H246V176H245ZM245 179H243V180H245ZM249 179V178H248ZM253 179V178H252ZM260 179H261V177H260ZM57 180H58V178H57ZM60 180V179H59ZM84 180V179H83ZM84 180V184L86 183L87 184V182ZM92 180V179H91ZM90 179L88 180L89 182V185L91 184L92 185V182L90 183V181H91ZM107 180V179H106ZM122 180V182H125V184H126V182L127 181H123ZM140 180V179H139ZM138 180V181H139ZM143 180V179H142ZM142 180H140L139 181V183L142 181ZM184 180V181H185ZM188 180H189V178H188ZM188 180H186L187 182H188ZM198 180V179H197ZM223 181H224V179H222ZM221 180V181H222ZM228 180V179H227ZM233 180H234V178H233ZM247 180V179H246ZM254 180V179H253ZM257 180V179H256ZM62 181V180H61ZM69 181V180H68ZM74 181H72L73 182V185L71 184V182H69L68 184H71L72 186H70V185H68V184H66V185H68V186H70L71 188H74L75 189V187L74 186H76V185H74ZM93 181V180H92ZM95 181V180H94ZM96 181H98L97 179H96ZM108 181V180H107ZM110 181V180H109ZM117 181H119V180H117ZM135 181V180H134ZM134 181H131L130 183H132V182H134ZM137 181V182H138ZM143 181V182H144ZM158 181V180H157ZM160 181H162V183H163V180L161 179ZM168 181V180H167ZM172 181H173V179H172ZM177 181H179V180H177ZM176 181V182H177ZM181 181V182H182ZM185 181V182H186ZM195 181V180H194ZM193 181V182H194ZM199 181V180H198ZM198 181L197 182H195V184L196 183H198ZM204 181V180H203ZM211 181V180H210ZM213 181H211V182H213ZM217 181V180H216ZM226 181V180H225ZM249 181V180H248ZM255 181V180H254ZM258 181V180H257ZM264 181V180H263ZM12 182V181H11ZM51 182V181H50ZM50 182H49V184H48V186H50ZM54 181L52 180V183H53ZM56 182H59V181H56ZM56 182H55V185H56ZM76 182H78V181H76ZM100 182V181H99ZM115 182V181H114ZM113 182V184H112V186H110V187H114V184H116L115 185V188H116V186L118 185V183H114ZM137 182H135V184H139V183H137ZM142 182V183H143ZM170 182V181H169ZM175 182V181H174ZM186 182V183H187ZM190 182H188V183H190ZM192 182V183H193ZM200 182V181H199ZM202 182V181H201ZM206 182V183H207ZM236 181H234V183H235ZM237 182H240V181H237ZM67 183V182H66ZM79 183V182H78ZM98 183V182H97ZM102 183H104L103 182V180H102ZM108 183V182H107ZM106 183V185H110V182H109V184H107ZM111 183H112V180H111ZM153 183V185L156 183V182H152ZM160 182H158V184H159ZM204 183V182H203ZM221 183V182H220ZM223 183V182H222ZM250 183V182H249ZM254 183V182H253ZM10 184V183H9ZM61 184V183H60ZM77 184V183H76ZM80 184H83L82 182L80 183ZM80 184L78 185V188H80ZM122 183H121V180H120V183H119V185H121ZM143 184H145V185H147L146 183H143ZM158 184L156 185V186H158ZM161 184V183H160ZM159 184V185H160ZM170 184V183H169ZM177 185H178V182L176 183ZM175 184V185H176ZM181 184V183H180ZM184 184V183H183ZM212 184H214L213 186L215 187V185H216V182H214V183H211V185ZM257 184V183H256ZM256 184H253V188H254V185H256ZM259 184V183H258ZM12 185V184H11ZM52 185H54V183L52 184ZM52 185L50 186V187H52ZM58 185V184H57ZM61 185H65V184H61ZM88 185V186H89ZM90 185V186H91ZM95 185H97V184H95ZM105 185V186H106ZM132 185V184H131ZM131 185H129V186H131ZM137 185H136V188H137ZM140 185H142V184H140ZM140 185H138L140 188L141 187H143V185L142 186H140ZM163 185H165V183L163 184ZM172 185V184H171ZM191 185V184H190ZM199 185H200V183H199ZM206 185V184H205ZM205 185H203V187L205 186ZM209 185V184H208ZM217 185H219V184H217ZM222 185V184H221ZM221 185H219V186H221ZM224 185V184H223ZM228 185V184H227ZM230 185V184H229ZM66 187V186H64V187H66V188H70V187ZM84 186V185H83ZM88 186L86 185V190L88 191L89 189H87L88 188ZM93 186V185H92ZM98 186H100V184L98 185ZM101 186H104V185H101ZM122 187H123V189H124V184L123 185H121ZM129 186H127V187H129ZM132 186H135L134 184L132 185ZM132 186L131 187H129L128 189L130 190L131 188H132ZM151 186H152V184H151ZM161 186V185H160ZM166 187L168 186L167 184L165 185ZM170 186V185H169ZM186 186H188L187 184H186ZM191 186H198L197 184L196 185H191ZM207 186V185H206ZM206 186H205V188H206ZM212 186V187H213ZM234 186V185H233ZM249 186V185H248ZM263 186V185H262ZM47 187V186H46ZM49 187V189L47 190V192L51 189ZM58 187V186H57ZM63 187V186H62ZM77 187V186H76ZM85 187V186H84ZM83 187V188H84ZM94 187V186H93ZM97 187V186H96ZM138 187V188H139ZM147 187V186H146ZM163 188H164V186H162ZM161 187V188H162ZM172 187H174V185L172 186ZM176 187V186H175ZM178 187V186H177ZM202 187V186H201ZM202 187V188H203ZM239 187V186H238ZM55 188V187H54ZM54 188H53V191H54ZM58 188H60V187H58ZM65 188V189H66ZM70 188V189H71ZM78 188H76L77 190H78ZM81 188H82V186H81ZM81 188H80V190H81ZM82 188V189H83ZM104 188H106V187H104ZM118 188V187H117ZM136 188H134L133 187V189L135 190ZM137 188V189H138ZM143 188H145V186L143 187ZM150 188V187H149ZM154 188H155V186H154ZM157 188V187H156ZM154 189V190H157V189H159V188H157V189ZM160 188V189H161ZM163 188H162V190H163ZM182 188H183V186H182ZM197 188H199V190H200V187H197ZM217 188V187H216ZM227 188V187H226ZM230 188H231V186H230ZM240 188V187H239ZM238 188V189H239ZM251 188V187H250ZM257 188V187H256ZM56 189V188H55ZM75 189V190H76ZM99 189H100V187H99ZM98 189V190H99ZM113 189V188H112ZM121 189V188H120ZM119 189V190H120ZM132 189V190H133ZM148 189V188H147ZM172 189V188H171ZM212 189V188H211ZM228 189H229V187H228ZM232 189V188H231ZM258 189H260V188H258ZM57 190H60V189H57ZM62 190H63V188H62ZM61 190V191H62ZM72 190V189H71ZM74 190V191H75ZM84 190V189H83ZM85 190V191H86ZM95 190V189H94ZM97 190V189H96ZM97 190V191H98ZM100 190H102V189H100ZM116 190V189H115ZM126 190H127V188H126ZM133 190V191H134ZM151 190V189H150ZM152 190H153V188H152ZM151 190V191H152ZM170 190V189H169ZM188 190V189H187ZM190 191H191V188L189 189ZM203 190V189H202ZM202 190H201V192H202ZM210 190V189H209ZM214 190H217V189H214ZM214 190H213V192H214ZM235 189L233 188V191H234ZM264 190V189H263ZM66 191H67V189H66ZM65 191V192H66ZM73 190L71 191V192H74ZM93 191V190H92ZM104 191V190H103ZM109 191V190H108ZM138 191H139V189H138ZM146 191V190H145ZM158 191V190H157ZM173 191V190H172ZM180 191H182V190H180ZM193 191H195L194 189L191 191L193 194H194V192ZM198 191V190H197ZM223 191L225 192L226 191V189L224 190L223 189ZM229 191V190H228ZM235 191H240V189L239 190H235ZM257 191V190H256ZM77 192V191H76ZM82 192V191H81ZM95 192V191H94ZM135 193H136V190L134 191ZM139 192H141V190L139 191ZM161 192V191H160ZM174 192V191H173ZM187 192V191H186ZM189 192V191H188ZM187 192V193H188ZM200 192V191H199ZM199 192H195L197 195H198V193ZM209 192V191H208ZM217 192V191H216ZM216 192H214V193H216ZM223 192V193H224ZM242 192V191H241ZM240 192V193H241ZM253 192V191H252ZM261 192V191H260ZM55 193H57L56 192V190H55ZM59 193H60V191H59ZM70 193V192H69ZM87 193V192H86ZM88 193H90V192H88ZM98 193L99 192H97L96 194L98 195ZM106 193V192H105ZM108 193V192H107ZM115 193V192H114ZM113 193V194H114ZM117 193V192H116ZM115 193V194H116ZM122 193V192H121ZM134 193V194H135ZM138 193V192H137ZM151 193V192H150ZM156 193V192H155ZM159 193V192H158ZM166 193V192H165ZM180 193V192H179ZM192 193H191V195H192ZM203 195H205V193H207V192H204V190H203ZM218 193H219V189H218ZM221 193V192H220ZM231 193H232V191H231ZM239 193V194H240ZM259 193V192H258ZM49 194V193H48ZM66 194H68V192H66L65 194H64V196L66 195ZM70 194H73V193H70ZM69 194V195H70ZM83 194V193H82ZM81 193H80V196L82 195ZM92 194H93V192H92ZM92 194H89V195H92ZM95 194V193H94ZM115 194H114V196H115ZM141 194H143V193H141ZM167 194V193H166ZM173 194V193H172ZM196 194H195V196H196ZM199 194H201V193H199ZM212 193H211V190H210V194L208 193V196H210ZM227 194H228V192H227ZM227 194H225V195H227ZM229 194H230V192H229ZM232 194H234V193H232ZM264 194V193H263ZM51 195L53 196V194H52V191H51ZM56 195V194H55ZM60 196L59 197H61V194H59ZM77 195V194H76ZM78 195H79V192H78ZM100 195L101 194H99V197H100ZM103 195V194H102ZM107 195V194H106ZM121 195V194H120ZM165 195V194H164ZM170 195V194H169ZM176 195V194H175ZM189 196H190V193L188 194ZM212 195H214V194H212ZM223 195V194H222ZM222 195H217L218 197H222ZM231 195V194H230ZM247 195V194H246ZM260 194H258V196H259ZM56 196H58V195H56ZM63 195H62V197H64ZM73 196H74V194H73ZM85 196V195H84ZM83 195H82V197H84ZM119 196V195H118ZM117 196V197H118ZM140 196V195H139ZM138 196V197H139ZM146 196V195H145ZM153 196H154V194H153ZM178 196L179 195H177V198H178ZM184 196H186V194H184ZM188 196V197H189ZM193 196L194 195H192V198H193ZM199 197H201L200 195H198ZM197 196V197H198ZM207 196V195H206ZM206 196H205V198H206ZM224 196V195H223ZM261 196V195H260ZM260 196H259V198H260ZM86 197V196H85ZM102 197V196H101ZM108 197V196H107ZM116 197V198H117ZM126 197V196H125ZM141 197V196H140ZM156 197V196H155ZM180 197V196H179ZM213 197V196H212ZM215 197H216V194H215ZM235 197H237V196H234V198ZM47 199L49 198V197H46ZM54 198V197H53ZM58 198V197H57ZM65 198H67L66 196H65ZM74 198V197H73ZM112 198V197H111ZM132 198V197H131ZM148 196H147V200H148ZM164 198V197H163ZM191 198V197H190ZM207 198H210V197H207ZM229 198V197H228ZM238 198V197H237ZM51 199V198H50ZM50 199H49V203H47V204H49L48 206L50 207V205H52L53 204V202L51 203L50 202ZM62 199V198H61ZM78 199H79V197H78ZM78 199H76V201L78 200ZM86 199V198H85ZM84 199V200H85ZM115 198H113V200H114ZM130 199V198H129ZM144 199V198H143ZM150 199V198H149ZM179 199H181V198H179ZM183 199H185V198H183ZM200 199H202V198H199V200ZM215 199H217V204H218V200L220 201H223L224 199H226V197L225 198H215ZM230 199H232L231 197L229 198V201H231ZM247 198H245V200H246ZM264 199V198H263ZM56 200H58V199H56ZM56 200L54 199V201L56 202ZM68 200H69V198H68ZM67 200V201H68ZM88 200V199H87ZM98 200V199H97ZM136 200V199H135ZM145 200V199H144ZM153 200H157V198L156 199H154L153 198ZM158 200H159V198H158ZM177 200V199H176ZM187 200V199H186ZM191 200V199H190ZM193 200V199H192ZM199 200H198V202H199ZM202 200H204V199H202ZM207 200H209V199H207ZM206 200V201H207ZM214 200V199H213ZM235 200V199H234ZM45 201H47V200H45ZM52 201V200H51ZM76 201L74 202L75 203V205L77 206V203H76ZM78 201H80V200H78ZM90 201V200H89ZM91 201H93V200H91ZM100 201V200H99ZM123 201V200H122ZM128 201V200H127ZM160 201V200H159ZM173 201V200H172ZM178 201V200H177ZM182 201V200H181ZM180 201V202H181ZM205 201V202H206ZM212 200L210 199V202H211ZM227 201V202H226ZM59 202H60V200H58V202H56V203H58L59 204ZM64 202V201H63ZM72 202V201H71ZM71 202H69L68 201V203H71ZM83 202V201H82ZM82 202H80V203H82ZM102 202H105L104 200L102 201ZM118 202V201H117ZM116 202V203H117ZM162 202V201H161ZM171 202V201H170ZM173 202H175V201H173ZM184 202V201H183ZM191 202V201H190ZM202 202V201H201ZM209 202V201H208ZM224 202L226 203V206L227 207H230V206H228L227 205V203H228V200L226 199V200H224ZM234 202H236V200L235 201H233V206L231 205V208L233 207L234 208ZM51 203V204H50ZM65 203V202H64ZM67 203V202H66ZM80 203H79V206H80ZM92 203V202H91ZM120 203V202H119ZM128 203V202H127ZM133 203V202H132ZM146 203H147V201H146ZM145 203V204H146ZM167 203V202H166ZM165 203V204H166ZM189 203V202H188ZM192 203V204H191ZM191 203H189L190 205H192L191 207H194L195 205H197V204H194L193 205V203H197V202H195V200L194 201H192ZM204 203V202H203ZM203 203H198V205L200 204V205H202L203 206ZM211 203H215V202H211ZM222 203V202H221ZM224 203V204H225ZM229 203H232V202H229ZM253 203V202H252ZM89 204V203H88ZM109 204V203H108ZM114 204V203H113ZM124 204V203H123ZM125 204H126V202H125ZM137 204V203H136ZM138 204H140V202L138 203ZM148 204H150V203H148ZM154 204L155 203H153L152 202V204H150V206H149V210H150V208H151V206H153L152 208H153V210L155 211V212H150L149 210H147L146 208L143 210V206H142V211L141 212H139V210H138V212L140 213H138L137 212V214H139V215H137L136 214V211L134 210L135 208H133V210L135 211L134 212V214H136L137 216H138V218H137V216H136V218L134 219L133 217V219L132 218H130V219H132V220H130L129 221V223H128V227L127 226H125V227H127V228H125V229H121L120 230V228H119V230H118V232L116 231H113V234H110L111 232H109L110 230H112L111 228H110V230L108 231V233H109V235H102V233H101V228H103V226L105 227H109V222H108V220L107 219H103L104 221L105 220H107L106 222H105V224H107V225H105L104 223V225L102 226L101 224H100V226H102L101 228H99V225H98V231H99V229H100V233H98V234H101V235H98L97 233H96V235L94 236V238H93V242L95 243V244H98V245H100V246H102V251L103 252H105L108 256H106V258H108L109 256L110 257H112L113 258V260L114 259H116V258H114L113 256L115 255V257H118V254H119V256H120V253H128L129 251H132V250H136V249H138V250H136V252H138V251H140L139 250V248H141V250H144L145 248H143V247H145L146 246V249H147V246L150 244V246H151V244H153V246L156 244V245H160V244H162V239H164V238H168V240H170V236H166L167 234L166 233H169L171 230V232H173V230H174V228H178V230H179V227H182L180 230H181V233L182 234H180V232H179V235L178 236H176V240H178L179 242L178 243H182V244H184L185 242L187 243V244H189V247L191 246V240H193L194 238H196L197 236H200V238H201V234H200V228H205L204 226L206 225V226H208L209 225V227H208V230H210V224H208V223H210V222H208V220H212V219H216V220H218L219 219V221L221 222V223H216L215 221V223H211L214 227L215 226H217V227H220V231H221V233L219 234L218 232H216V230H217V228L216 229H214V227L213 228H211L212 230L214 229V232H216L217 233V238H220V241L218 240L215 244H218V246L220 247V249L219 250H221V248H223L224 246L223 245H220L221 243H224V241H222L221 239V237H223V236H225L224 235V231L223 230H225L226 229V231L228 230V229H230L229 227H231L232 229L233 228H235V226L236 225H238L239 223H238V220H240L241 221V219H240V217H242L243 218V216H241V215H244L243 213H244V211H245V209L243 208L242 209V207L240 208L239 207V205H238V202H237V204L236 205H238V207H239V209L238 210H236V209H229V208H227L226 207V209H228V211L225 209V208H220L221 210L219 211V215L217 214H215V216H211V215H208L207 213H210L209 211H210V209H209V211L205 214V215H207L208 216V218L206 219L205 217V219L203 218V217H201L200 218V216H202V215H199L198 214V216H197V214H196V212H195V210H194V208H191L190 207V205L188 206V204H186L187 205V207H189V208H191L192 210H194L193 211V213L195 212V214H194V216H195V218L193 219V220H190V221H188V220H183V218H182V220L181 219H177L179 216L181 217V216H183V215H181V213L184 211V216L185 215H187V216H189L188 214H189V211L190 212H192V210H189V208H187V207H182L183 209L184 208H187L186 210H183V209H181V212H180V214L178 213V217L177 218H171L172 217V215L171 214H169L168 215V211H166L167 213H165V211H163L162 210V206H160V205H156V207H154ZM175 204H177V203H175ZM209 204V203H208ZM207 203L205 204L204 203V205H208ZM242 204V203H241ZM46 205V204H45ZM53 205H55L56 206V204H53ZM61 205V204H60ZM60 205H58L59 207H60ZM64 205H66V204H64ZM63 205V206H64ZM73 205V204H72ZM103 205V204H102ZM170 205V204H169ZM209 205H211V204H209ZM213 205V204H212ZM219 205V204H218ZM47 206V205H46ZM58 206H56V208L53 210L54 212H56L57 213V207ZM74 206V205H73ZM73 206H71L70 207V209L73 207ZM101 206V205H100ZM133 206V205H132ZM140 206V205H139ZM148 206V205H147ZM146 206V207H147ZM172 206V205H171ZM171 206H170V208H171ZM201 206V207H202ZM223 206V205H222ZM225 206V205H224ZM250 206V205H249ZM253 207H254V209H256V208H258L257 206H255V205H252ZM52 207H54V206H52ZM58 207V208H59ZM66 207V206H65ZM88 207H89V205H88ZM125 208L126 207H128L127 205L126 206H124ZM134 207V206H133ZM136 207V206H135ZM164 207V206H163ZM166 207V206H165ZM179 207V206H178ZM201 207L199 208V206L198 207H196V211H198L197 210V208H199L200 210H201ZM210 207V206H209ZM218 207H221V206H218ZM256 207V208H255ZM263 207V206H262ZM10 208V207H9ZM12 208V207H11ZM51 208V207H50ZM50 208H49V210H50ZM62 208V207H61ZM67 208V207H66ZM77 208V207H76ZM74 209L73 210V208H72V211H74L75 212V210H77V209H79V208H77V209ZM124 208V209H125ZM130 208H131V206H130ZM137 209H138V207H136ZM151 208V209H152ZM203 209H204V207H202ZM210 208H212V207H210ZM52 209V208H51ZM119 209H122V208H119ZM132 209V208H131ZM130 209V210H131ZM205 209H206V206H205ZM223 209H225L226 211H224ZM251 210L253 209V208H250ZM11 209H10V211H12ZM49 210H46V211H44L45 212V214H49V217H54V215L53 216H50L52 213L50 212V213H46L47 211H49ZM61 210V209H60ZM59 210V211H60ZM80 210H81V208H80ZM96 210V209H95ZM183 210V211H182ZM200 210H199V212H200ZM207 210V209H206ZM241 210H244L242 213H241V215H240V211ZM257 210V209H256ZM51 211V210H50ZM72 211L71 210H69V212H71L72 213ZM113 211V210H112ZM115 211H117V212H119L117 209L115 210ZM125 211H127V210H125ZM124 211V212H125ZM161 211H163V212H161ZM172 211V210H171ZM171 211H170V213H171ZM185 211H188V213L187 212H185ZM202 211H204V210H201V212ZM217 211H218V209H217ZM255 210H252V212H254ZM42 212H41V214H42ZM53 212V213H54ZM73 212V213H74ZM116 212V213H117ZM121 212V211H120ZM117 213V215L118 214H120V215H122V213H124V212H122V213ZM178 211H176L175 213H177ZM251 212V211H250ZM249 212V213H250ZM250 213V215L251 214H254V213ZM255 212H257L258 213V210L257 211H255ZM262 212V211H261ZM9 213V212H8ZM11 213V212H10ZM9 213V214H10ZM12 213H13V211H12ZM15 213V214H16ZM55 213V214H56ZM115 213V212H114ZM113 213V214H114ZM165 213V214H164ZM174 213V214H175ZM187 213V214H186ZM6 214V213H5ZM15 214L13 215V216H15ZM45 214H42V215H45ZM75 214V213H74ZM126 214V213H125ZM129 214V213H128ZM134 214H133V216H134ZM183 214V213H182ZM259 214V213H258ZM11 215V214H10ZM11 215V216H12ZM39 215V216H38ZM57 215H58V213H57ZM64 215V214H63ZM111 215V214H110ZM109 215V216H110ZM176 215V214H175ZM255 215V214H254ZM253 215V216H254ZM263 216H264V214H262ZM261 215V216H262ZM4 216V215H3ZM3 216H1V220H0V222L2 221V217ZM65 216H67V215H65ZM108 216V217H109ZM112 216V215H111ZM126 216V215H125ZM124 216V218H126ZM174 216V215H173ZM177 216V215H176ZM175 216V217H176ZM183 216V217H184ZM244 216H248V215H246V213H245V215ZM5 217H7V215H5ZM20 217V216H19ZM22 217V216H21ZM42 217V216H41ZM61 217H63V216H61ZM107 217V218H108ZM117 217H120V216H116V219H117ZM152 217L154 218V217H156L157 218V220L154 218V220L152 219ZM186 217V216H185ZM189 217H192V213H190V216ZM198 217V218H197ZM248 217H250V216H248ZM252 217V216H251ZM255 218H256V216H254ZM257 217H258V215H257ZM24 218H26V217H24ZM44 218V217H43ZM56 218V217H55ZM60 218V217H59ZM197 218V219H196ZM6 219V218H5ZM16 219V218H15ZM14 219V220H15ZM19 219V218H18ZM21 219V218H20ZM28 219V218H27ZM30 219V218H29ZM89 219V218H88ZM91 219V218H90ZM112 219V218H111ZM114 219V218H113ZM118 219H120V218H118ZM184 219H187V218H184ZM188 219H190V218H188ZM199 219H200V221H199ZM257 219V218H256ZM8 220H10V219H8ZM24 220V219H23ZM23 220H21V221H23ZM39 220V221H38ZM41 220H42V218H41ZM61 220H63V219H61ZM67 220V219H66ZM92 220V219H91ZM243 220V219H242ZM249 220H251V219H249ZM6 221V220H5ZM4 221V222H5ZM13 221V220H12ZM20 221V220H19ZM37 223H39L40 222V218L38 219L37 218ZM43 221V220H42ZM60 221V220H59ZM89 221V220H88ZM87 221V222H88ZM96 221V220H95ZM116 221V220H115ZM119 221V220H118ZM118 221H116V222H114V221H112V224H111V227H112V225H113V223H117ZM120 221L122 222V220L120 219ZM125 221V220H124ZM213 221V220H212ZM211 221V222H212ZM237 221V222H236ZM239 221V222H240ZM9 221H7V223H8ZM14 222H16V221H14ZM25 222H26V220H25ZM30 222H31V220H30ZM46 222H47V219H46ZM54 222V221H53ZM85 222V221H84ZM234 222H236V223H238V224H234ZM242 222V221H241ZM243 222H245V219H244V221ZM258 222V221H257ZM264 222V221H263ZM3 223V222H2ZM6 223V222H5ZM6 223V224H7ZM18 223V222H17ZM16 223V224H17ZM20 223H22V222H20ZM19 223V224H20ZM41 223V222H40ZM49 223V222H48ZM51 223L52 222H50L49 223V225H51ZM86 223V222H85ZM4 224V223H3ZM2 224V225H3ZM5 224V225H6ZM12 224V223H11ZM24 224V223H23ZM20 224V226L19 225H10L11 226V229L12 230H14V232H16V231H19V232H21V231H23L22 229H23V227H25V225H27L28 223H26V224ZM33 224H35V223H33ZM32 224V225H33ZM44 224H45V222L43 223V227H44ZM89 225H90V223H88ZM94 224V223H93ZM93 224H92V227H93ZM214 224H217V225H214ZM243 225H244V223H242ZM31 224L29 225V227H31L32 226ZM35 225H37V224H35ZM40 225V224H39ZM39 225H38V227H39ZM48 224H47V226H49ZM85 225V224H84ZM87 225V224H86ZM95 225V224H94ZM123 225V224H122ZM121 225V223L119 224V226H122ZM219 225V226H218ZM233 225H235V226H233ZM243 225H240V226H243ZM246 225H247V222H246ZM8 226H9V224H8ZM8 226H6L7 227V229L10 227H8ZM28 226V225H27ZM25 227V228H28V227ZM46 225H45V227H47ZM51 226H53V225H51ZM88 226V225H87ZM86 226V227H87ZM91 226V225H90ZM89 226V227H90ZM117 226V225H116ZM124 226V225H123ZM122 226V227H123ZM233 226V227H232ZM240 226H238L239 227V230H240ZM6 227H4V228H6ZM35 227V226H34ZM33 227V228H34ZM85 227V226H84ZM88 227V228H89ZM95 227V226H94ZM105 227V228H106ZM2 228H3V226H2ZM3 228V229H4ZM40 228V227H39ZM105 228L103 229V232L105 231ZM106 228V229H107ZM113 228V227H112ZM116 228V227H115ZM1 229V228H0ZM7 229H4L5 231H8L9 232V230L10 231H12L10 228H9V230H7ZM30 229V228H29ZM31 229H32V227H31ZM50 229V228H49ZM76 230H77V228H75ZM87 229V228H86ZM86 229H84V230H86ZM94 229H97V228H94ZM206 230H207V228H205ZM231 229V231H235V229H233L232 230ZM238 229V228H237ZM236 229V231H238V233H240L239 232V230H237ZM35 230V228L32 230V231H34ZM36 230H38V229H36ZM55 230H56V228H55ZM54 230V231H55ZM82 230H83V228H82ZM82 230H80V232H81V234H82ZM93 230V229H92ZM108 230V229H107ZM179 230V231H180ZM212 230H210V232L212 231ZM246 230V229H245ZM3 231V230H2ZM73 231H75L74 229H73ZM79 231V230H78ZM88 231V230H87ZM231 231H227L226 232V234L228 233V234H230V232ZM233 231V236L235 235L234 233L236 232H234ZM240 231H242L241 233H242V236L244 235L245 236V234H243V230H240ZM7 232V233H8ZM14 232H12V233H14ZM18 232V233H19ZM31 232V231H30ZM36 232V231H35ZM41 232V231H40ZM51 232V231H50ZM72 232V231H71ZM76 232V231H75ZM174 232H176V229H175V231ZM210 232L209 231H207V233H209V234H207L206 233V231L204 232V233H206L207 235H210ZM213 232V231H212ZM212 232H211V234H212ZM6 233V234H7ZM17 233V234H18ZM39 233V232H38ZM56 233V232H55ZM77 233H79V232H77ZM108 233H106V234H108ZM116 233V234H115ZM2 234V233H1ZM0 234V235H1ZM5 234V233H4ZM4 234H2V235H4ZM43 234V233H42ZM54 234V233H53ZM57 234V233H56ZM72 234H74V233H72ZM72 234L70 235V236H72ZM92 234V233H91ZM104 234V233H103ZM164 234H166L165 236L166 237H163L162 235H164ZM170 234V233H169ZM168 234V235H169ZM173 234V233H172ZM172 234H170L171 235V240L173 239V235ZM175 234H177V232L175 233ZM206 234H203V235H206ZM215 234V233H214ZM226 235V236H229V235ZM237 234V233H236ZM35 235V234H34ZM213 235V234H212ZM239 235H241V234H239ZM238 235V236H239ZM48 235H46V237H47ZM51 236V235H50ZM69 235L68 236H66V237H70ZM74 236V235H73ZM215 236H216V234H215ZM232 236V235H231ZM231 236H229V237H231ZM237 236V237H238ZM241 237L240 236V238H242V239H248V237ZM252 236V235H251ZM10 237V236H9ZM39 237V236H38ZM37 237V238H38ZM57 237V240H58V235L56 236ZM61 237V236H60ZM63 237V236H62ZM65 237V236H64ZM65 237V240L67 239ZM78 237V236H77ZM207 237V236H206ZM214 236H211V238L210 239H212L213 241H214ZM237 237L235 236L234 237V239H232L231 241H230V238L228 239L229 241H227V240H225L227 243H229V247H228V249H227V251H225V253H229V251L230 252H234L236 255L234 256V255H232L231 253V255H232V257H231V259H229L230 257L228 256V254L227 255H224V258L223 259H225V261H226V259H227V256L229 257L228 259L230 260V261H224L223 260V262H224V264H261V263H259L258 261H257V259H260V257L259 258H257L256 257V259L253 257V255L258 251V249L260 248H258L257 247V244L259 245V243H256V241L254 242L253 241V243H251L252 242V240L254 239H252L251 237V242H249L250 241V239H249V241L247 240L246 242H244V245L247 243L248 244V242L250 243L248 246H246L247 248H246V250H245V252H244V249L242 250V254L240 253L241 252V250H240V239H237ZM253 237V236H252ZM20 238H21V236H20ZM30 238V237H29ZM32 238V237H31ZM51 238V237H50ZM88 238H90V237H88ZM166 238V239H167ZM202 238H203V236H202ZM216 238V239H217ZM226 238H228V237H226ZM225 237H224V239H226ZM239 238V237H238ZM256 238H257V236H256ZM261 238V240H263L264 241V238L262 239V237H260ZM260 238H258L259 240H260ZM10 239V238H9ZM207 239H208V237H207ZM223 239V240H224ZM12 240V239H11ZM31 240V239H30ZM47 240V239H46ZM55 240H56V238H55ZM64 240V239H63ZM82 240V239H81ZM88 240V239H87ZM165 240V239H164ZM163 240V242H165ZM167 240V243H170V241H168ZM173 240H175V239H173ZM173 240L171 241V242H173ZM204 240H205V238H204ZM203 240V241H204ZM260 240V241H261ZM13 241V240H12ZM22 241V240H21ZM21 241L19 242V243H21ZM48 241V240H47ZM89 241V240H88ZM189 243H188V242ZM194 241V240H193ZM192 241V242H193ZM198 242H199V239L197 240ZM197 241L195 240L194 241V245H195V242L197 243ZM201 242H202V240H200ZM222 241V242H221ZM259 241V242H260ZM2 242V241H1ZM18 242V241H17ZM46 242V241H45ZM49 242V241H48ZM59 242H60V240H59ZM58 242V243H59ZM78 242H80V240L78 241ZM91 242H92V239H91ZM208 242V241H207ZM220 244H219V243ZM225 242V243H226ZM56 243H57V241H56ZM63 243H64V241H63ZM81 243V242H80ZM79 243V244H80ZM166 243V242H165ZM178 243H175V244H177L179 247H180V245L178 244ZM203 243V242H202ZM205 244H208L207 246H208V248L209 247H211V246H209L210 244H212V243H214V242H208V243H206V241L204 242ZM201 244V245H205V244ZM210 243V244H209ZM224 243V244H225ZM255 243V244H254ZM17 244V243H16ZM60 244H62V242L60 243ZM88 244V243H87ZM89 244H90V242H89ZM264 244V243H263ZM262 244V245H263ZM46 245H48V244H46ZM49 245H50V243H49ZM48 245V246H49ZM54 245H56V244H54ZM53 245V246H54ZM78 245V244H77ZM168 245V244H167ZM167 245H165V246H167ZM171 245H173V246H175L174 244H171ZM171 245H169V246H171ZM193 245V244H192ZM193 245V246H194ZM201 245H200V249H201ZM213 245V244H212ZM62 246V245H61ZM79 246H81V245H79ZM78 246V247H79ZM84 246V245H83ZM82 246V247H83ZM162 246V245H161ZM160 246V247H161ZM165 246L163 247V248H165ZM173 246L171 247V250L173 249V250H178L179 248H178V246L177 247H175L176 249H174L173 248ZM184 246H185V244H184ZM197 246H198V244H197ZM207 246H206V248H207ZM223 246V247H222ZM226 247H227V244L225 245ZM242 246H243V243H242ZM242 246H241V248H242ZM260 246V245H259ZM56 247V246H55ZM90 247V246H89ZM160 247H157V248H160ZM181 247H182V245H181ZM180 247V248H181ZM199 247V246H198ZM203 247V246H202ZM263 247V246H262ZM261 247V248H262ZM43 248V247H42ZM45 248V247H44ZM49 248H50V246H49ZM70 248V247H69ZM73 248V247H72ZM84 248V247H83ZM93 249H91V250H94V248L95 247H92ZM143 248V249H142ZM151 248V247H150ZM152 248H154V247H152ZM169 248V250H167L169 253H167L168 255L171 253V250H170V247H168ZM193 248V247H192ZM197 248V247H196ZM205 247H204V249H206ZM216 249V246L215 247H213L212 246V249ZM58 249H60L59 247H58ZM66 249V248H65ZM85 249H87V248H85ZM85 249H81L80 248V250L82 251H84ZM89 249V248H88ZM160 249H162V248H160ZM187 249H188V251H190V249L188 248V246H187ZM199 248H197V250H198ZM211 249V251H214V250H212ZM226 249V248H225ZM262 249H264V248H262ZM1 250V249H0ZM43 250V249H42ZM52 250V249H51ZM50 250V251H51ZM68 250V249H67ZM72 250V249H71ZM70 250V251H71ZM91 250H88V251H90L89 253H91ZM96 251H101V250H98V248L97 249H95ZM134 250V251H135ZM148 250V249H147ZM150 250V249H149ZM155 250H156V248H155ZM158 250V249H157ZM156 250V251H157ZM163 251H164V249H162ZM180 250V249H179ZM182 250V249H181ZM193 250V249H192ZM191 250V251H192ZM197 250L195 251V249H194V251H190L191 253H189L190 255H187V256H189L188 258L191 260L192 258H190V256H192L194 253L193 252H195V254L194 255H197L196 254V252H197ZM203 249H201V250H199V251H202ZM207 251H208V249H206ZM217 250V249H216ZM222 250H224V248L222 249ZM222 250L220 251V252H217L215 255H218L219 253L221 254V253H223L222 252ZM45 251V250H44ZM58 251V250H57ZM79 251V250H78ZM77 251V252H78ZM81 251H79V253L81 252ZM83 251H82V253H83ZM87 251V252H88ZM101 251V252H102ZM133 251V252H134ZM146 251V250H145ZM156 251H154L153 250V252L154 253H152V250H151V252H148V254H149V256H148V258L146 259L147 261H146V264H161L162 262V258H164V256L163 257H160V255H162L161 253H162V251L160 252V254H158V252H156ZM159 251V250H158ZM166 251V250H165ZM166 251V252H167ZM185 251H187V250H185ZM198 251V252H199ZM256 251V252H255ZM260 251H261V249H260ZM259 251V252H260ZM61 252V251H60ZM71 252H73V251H71ZM87 252H85L84 251V253H87ZM93 252V251H92ZM101 252H99V253H101ZM136 252H135V254H136ZM144 252V251H143ZM147 252H145L146 254H147ZM174 251H172V253H173ZM209 252V251H208ZM215 252V251H214ZM214 252H213V254H214ZM244 252V253H243ZM262 252V251H261ZM44 253H47L46 251L44 252ZM56 253V252H55ZM83 253V254H84ZM94 253V252H93ZM93 253H91V254H93ZM139 253V252H138ZM141 253H142V251H141ZM145 253H144V255H145ZM171 253V254H172ZM179 253V252H178ZM193 253V254H192ZM201 253V252H200ZM200 253H198L199 255H200ZM207 252L205 251V254H206ZM212 253V252H211ZM233 253V254H234ZM1 254V253H0ZM42 254V253H41ZM41 254H40V256H41ZM62 254H64V253H62ZM70 254V253H69ZM77 253H76V251H75V256H74V258L77 256L76 255ZM81 254V253H80ZM79 254V258L81 259V257L82 258H85L86 257V255L84 256L83 254H81L80 255ZM90 254V255H91ZM96 254V253H95ZM95 254H94V256L93 257H95ZM171 254H170V257H171ZM182 254V253H181ZM192 254V255H191ZM211 255V256H215V255ZM229 254V255H230ZM241 254V255H240ZM259 254V253H258ZM45 255V254H44ZM43 255V256H44ZM47 255H48V253H47ZM55 255V254H54ZM61 255V254H60ZM59 255V256H60ZM73 255V254H72ZM71 255V256H72ZM88 255V254H87ZM89 255V256H90ZM97 255V254H96ZM100 255H102V254H100ZM117 255V256H116ZM122 255V254H121ZM125 255H127V254H125ZM138 255H140V254H138ZM168 255H166V256H168ZM199 255H198V257H199ZM210 255V254H209ZM208 255V253L206 254V256L208 257L209 256ZM257 254H255V256H256ZM264 255V254H263ZM48 256H51V254H49ZM48 256H44V257H48ZM56 256V255H55ZM66 256V255H65ZM71 256L69 255V256H66L65 258V261L66 260H68L67 261V264H68V262L70 261L71 263H72V261L71 260H69V259H67V258H71ZM105 256V255H104ZM128 256V255H127ZM136 256H137V254H136ZM146 255H145V257L144 258H146L147 257ZM165 256V257H166ZM201 257H202V255H200ZM205 256V258L207 259V257ZM210 256V257H211ZM6 257H8V256H6ZM57 257V256H56ZM92 256L90 257L91 259L93 258ZM97 257H99V258H101L100 256H99V254L97 255ZM103 257V256H102ZM109 257V258H110ZM126 257V256H125ZM124 257V258H125ZM130 257V256H129ZM132 257H134V255L133 256H131V258ZM142 257H143V254H142ZM141 257V258H142ZM185 257H186V255H185ZM192 257H195V256H192ZM197 257V259H198V263H199V261H200V259L201 258H198ZM217 257V256H216ZM222 257V256H221ZM220 257V258H221ZM261 257H263V256H261ZM41 258V257H40ZM51 259V257H48V259ZM72 258H73V256H72ZM73 258V260H75L76 261V259H74ZM89 258V257H88ZM105 258V257H104ZM122 258V259H121ZM122 256H120V258L118 257V260H123L124 259ZM140 258V257H139ZM139 258H138V260H139ZM140 258V259H141ZM167 258V257H166ZM182 258V257H181ZM180 258V259H181ZM187 257H186V259H188ZM55 259V258H54ZM57 259V258H56ZM80 259H78L77 258V260H80ZM95 259V258H94ZM94 259H92L91 261V263L92 264H95V263H93V260ZM102 259V258H101ZM101 259H99L100 260V263H101ZM134 259V258H133ZM177 259H179V258H177ZM179 259V260H180ZM183 259H184V257H183ZM182 259V260H183ZM217 259V258H216ZM263 259V258H262ZM4 260V259H3ZM45 258H44V262H45ZM82 260V259H81ZM98 260V259H97ZM99 260L97 261L98 262V264H99ZM103 260V259H102ZM105 260V259H104ZM108 260V259H107ZM117 260V259H116ZM116 260H114V261H112L111 263H115V261ZM124 260H126V258L124 259ZM129 260V259H128ZM128 260H126V261H128ZM132 260V259H131ZM189 260V261H190ZM193 260L195 261V259L193 258ZM214 260H215V257H214ZM218 260H220L221 261V259H217V261ZM37 261H38V259H37ZM47 261V260H46ZM74 261V262H75ZM84 261H89L90 262V260L88 259V260H86V259H84ZM133 261V260H132ZM135 261H136V259H135ZM144 260H142V262L140 261V262H138V263H143V264H145L144 262H143ZM164 261L165 260H163V263H164ZM172 261H174V259L172 260ZM172 261L170 260V262H171V264H172ZM186 261H188V260H185V262H182V261H179L180 263L179 264H182V263H187ZM192 261V260H191ZM195 261V262H196ZM212 261V260H211ZM211 261H207V264H212L213 262H211ZM220 261H218V262H215V263H219ZM260 262L261 261H264V260H259ZM39 262V263H38ZM38 262H36V264H40V262L41 261H38ZM43 262V261H42ZM73 262V263H74ZM89 262H87V264L89 263ZM96 262V261H95ZM104 262H106V260L104 261ZM109 262V261H108ZM123 262V261H122ZM122 262H121V264H122ZM137 262V261H136ZM166 262H168V260H166ZM178 261H176V263H177ZM182 262V263H181ZM193 262V261H192ZM204 262V261H203ZM206 262V261H205ZM204 262V263H205ZM211 262V263H210ZM223 262H221V263H223ZM13 263V262H12ZM55 263V262H54ZM62 263H65L63 260H62ZM70 263V264H71ZM72 263V264H73ZM77 263H79V261L77 262ZM76 263V264H77ZM80 263H82V262H80ZM79 263V264H80ZM107 263V262H106ZM110 263V262H109ZM110 263V264H111ZM113 263V264H114ZM117 263V262H116ZM118 263H119V261H118ZM126 263V262H125ZM128 263H129V261H128ZM127 263V264H128ZM131 263H134V262H131ZM175 263V264H176ZM264 263V262H263ZM47 264V263H46ZM52 264V263H51ZM60 264V263H59ZM82 264H85V263H82ZM105 264V263H104ZM165 264V263H164ZM167 264V263H166ZM169 264V263H168ZM178 264V263H177ZM188 264V263H187ZM193 264V263H192ZM195 264H197V263H195ZM200 264H202V263H200Z\"/></svg>",
	"mask_w": 264,
	"mask_h": 264
}]
</instances>
